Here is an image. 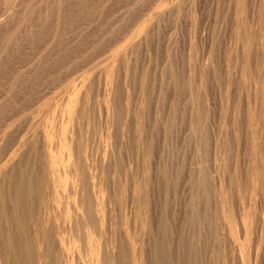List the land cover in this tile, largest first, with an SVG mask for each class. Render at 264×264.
<instances>
[{"label": "rangeland", "instance_id": "1", "mask_svg": "<svg viewBox=\"0 0 264 264\" xmlns=\"http://www.w3.org/2000/svg\"><path fill=\"white\" fill-rule=\"evenodd\" d=\"M104 1V2H103ZM103 1H100L102 4H101V6L102 7H100L101 9H103L104 10V13H103V11H102V17L104 16V15H106L105 16V18L103 17V18H101L99 21H100V23L98 22V18L96 19L97 20V22L99 23H96V21H95V19H93L94 17L93 16H96V15H93L92 16V14H96V12H97V15L99 14V12L98 11H100L101 12V10H100V8L96 5V3H100V2H95V1H91L90 3H89V5H91V6H89V5H87L89 8H88V10L89 9H91L90 10V12L88 11L87 13H92V14H90L91 15V20H90V16H89V14H87L86 13V15H88V18H87V16H86V18L84 19L86 22H87V20H90L91 22H89L88 21V23H85V25H83V24H78V23H76V22H83V21H81L80 19V17H77V18H79L78 20H77V18H76V20H75V25H77L76 27H75V25L73 24V27H75V28H73L72 27V24H71V22H74V20L72 21V19H74L76 16H73L74 18H72V19H70V24L68 23L67 25L68 26H66L67 28H65V29H68L67 31H63V33L64 34H66V35H64L63 33H61V34H63L62 36H61V34H60V36H61V38H59L60 36L59 35H57L58 36V38L59 39H57V41H56V38L54 37L53 39H51L50 41H48V39H46V40H44V38H42L41 39V41H43V42H41V41H39V43H40V47L38 46V44H37V46L36 47H38L37 49H40L41 48V46H45V45H48V47H45V48H43L42 50H43V52H42V50L40 51V55L39 54H37L38 52H39V50H37L36 48L34 49L35 51H36V53H35V56L34 57H32L31 58V60H29L30 58V56H32V55H29V57L27 56V55H25L27 52H24L25 54H23V53H21V55L22 56H20L22 59H23V61H20L19 62V65H18V67H20V68H18V70L20 69V72L21 71H23V70H25V71H23L25 74H23V75H28V74H32L33 72H31V70L35 67V65H37L38 63H39V61H37L36 62V60L38 59V60H40L41 58H40V56H42L43 55V57L45 58L44 60H43V58H42V60H40L41 61V67L43 68V66H44V69H48V68H51V70L50 69H48L49 71H48V73H50V74H48L47 72H46V70L45 71H41V72H43V75H42V73H39V74H41V75H39L38 73V75L36 74H33V76L34 77H30V76H26V77H30V79H32V80H30L29 78H26L25 76V78L26 79H29L28 81H30L29 83H33V81H34V83L32 84H26L25 82H27L28 83V81H26V79L22 76H20V77H18V78H20V79H18V80H16V81H19V82H15V84L17 83V85L19 84V83H21V88L19 87H17V85H15L14 83H12V85H11V83H10V81L8 82V80H6L8 83H9V86H8V83L6 82V81H2V80H0V92H2L1 90H3L4 91V89L3 88H5L6 89V91H4L6 94H4V92H2V93H0V103H2V100L3 101H8V102H10L9 104H7L8 102H6V103H2L3 105H5V107L7 106V105H9V107L6 109L5 107V110H4V108H1L0 107V109L3 111H5V113H4V111H3V113L4 114H2V111L0 112L1 114H0V136L1 135H3L4 133H5V131L8 133H6V135H9V136H1L0 137V143H2L1 145H0V155H1V152H2V155H1V157H3V161L4 160H6L7 161V158H8V155H10L12 152H13V150L15 149V146H18V143H19V139H21L23 136L24 137H27V136H30V135H32L33 133L34 134H36V135H38L40 138H39V142L37 143V145H36V150L32 153L31 151H29V148L27 149L28 150V154H32V156L31 155H27V153H26V151L25 150H23L22 152L23 153H21V154H23L24 155V158H25V153H26V158H25V161H27V162H25V161H23L24 162V164H25V166L26 167H24V165L22 166L21 165V161L22 160H24V158L22 157V156H20V157H22L21 159H20V157H19V159L21 160H19L18 161V163H17V160H18V156H16L15 158H11V159H8V161L6 162L7 163V167H6V169L8 168V173H10V171L13 169L12 167H14V171H16V173L18 172V168L21 166V167H23L24 169H22L21 167L19 168V172L18 173H22L21 175L19 174H16L13 170V172L14 173H12V178H11V180L14 182V180H15V182H17V184H19L20 182V185H22V188L21 189H23L24 188V186H23V184L25 185V187L27 186V183H28V179H26V178H28V174H30V172H31V170L30 169H34V170H38V168H39V162H40V165H42L43 163H42V155L40 156V154H42V151L40 150V149H42V144H43V128H45L46 126L45 125H47V124H49L50 125V121H51V119L53 118V120H52V123H55V119H58L57 117H59L60 115H58V113L60 114V109L62 108V106H63V103H65L66 101H67V99H69V94H71V92H70V90H68V83L69 82H71V81H73L72 83H73V86L74 85H76L75 86V91L76 92H78L79 94L77 95V94H75L76 92H74V94L72 95L71 94V97H73V98H75L74 96L76 95V97H78V99H80V101L82 100L83 101V99H85L86 100V98H87V101L89 102L90 101V103H89V110L87 109V111H86V114L83 116L84 118H81L80 119V121H82L81 123H80V121H79V123L76 121L75 122V127H76V131L77 132H80V134H82V136H83V138H82V142L83 143H81L82 145H81V150H82V148L85 146V148H83V150H82V153H84V151H87V152H85L87 155H88V157H90V158H88V161H89V163H90V165L94 168H92V170L94 171V170H96L95 169V166H97L98 164L100 165L101 164V161H103L102 162V164L104 163V161L106 160L105 159V155H106V158H107V160H108V158L110 157V156H108V155H111V151L112 150H110V149H112L111 147H113V150L114 151H116L115 153H119L118 151H120V153L124 156V159H127L125 162H126V164L127 165H131L133 168H132V170L131 171H134L133 172V174H131V175H133V177L132 176H130V174H129V176L131 177H127L126 179L129 181H127V180H124V178H123V181L122 180H120L121 182L120 183H118V181H115V182H117V184H116V187H115V190H116V192H117V195H116V198H115V195H113L114 196V198H113V196H112V194H114L112 191H113V188H111V187H114V186H112L113 185V179H116V178H114L113 177V175L111 174V172H113L114 170L116 171H119V170H121V172H123V168H124V166H123V164L122 163H120L119 162V164H118V166H119V168L118 169H116V166H114L113 168L111 167V166H113V165H106V171L107 170H111L110 172L109 171H107L106 173H105V177L104 176H102V180H101V177H97V178H95V180H97L98 179V181H95V182H97L98 183V185L103 189V188H105L106 189V192H111V194L109 193V196L110 197H112L111 199H110V197H109V200H111V201H108V203L110 204H107V210H108V214H110V215H108V217L107 218H109V216L110 217H112L111 219L109 218V222L113 225H115L116 226V229H119V228H121L120 230H122L124 227L123 226H125V224L127 223V225L125 226V228L126 227H128L129 225L131 226H129V230L131 231V233H130V231H129V233L131 234H129L130 236H132V237H134L135 239H138V238H140V237H137L136 235H135V233H134V229H135V227H132V225L134 226L135 224H138V223H140L141 224V221L143 220V222H145V218L147 217V216H151L150 218H152V223L155 221V222H158V226H160V227H157L156 225H155V222H154V230H156V235H155V231H154V235H155V239L154 240H156V243H157V245L159 246V244L160 243H163V241H164V239L166 238L165 236H167V239H165V241H164V243L167 241L168 242V240H169V243L173 240V242L174 243H176V244H178L179 242V244L178 245H176V246H178V247H176L175 245H174V243L173 242H171L168 246H170V245H173L172 247L170 246V250H171V252L169 251V248H166V249H168V251L166 250V249H164L165 251H167V257H171V259H174L175 260V258L174 257H176V256H178L179 255V253H180V255H179V258L177 259L176 258V260H179V262H180V264H190L189 262L190 261H193V262H195L196 261V264L198 263V264H214V263H216V261L217 260H219V257L217 256L218 255V249H217V247L221 244V250L222 251H226L225 253H226V255L227 256H225L226 258H224V259H226V260H228V261H226V260H222L223 258H221L220 257V259L223 261H221V260H219L218 262H217V264H221V262L222 263H227V264H232V258L230 259V257L232 256V254L229 252V251H231V248H233V247H235L234 246V242L232 241V240H230V232H228V230L226 229V227L228 228V226H226L227 224L226 223H228V222H226V221H228V217H226V215L228 216L229 215V208H227V206L228 207H230L229 205H231L232 203V197H231V194H229L230 193V191L228 192V195H229V197H228V195H226L227 193V189L228 190H230L229 188H230V184H229V182H230V178L227 176L229 173V176L230 175H233V172L235 171V172H239L240 170H238V169H240L241 167V169H242V171H240V172H242L244 175H247V173L248 172H250V173H252V175L249 173L248 174V176H249V178H252V177H250V175L251 176H253L254 174L256 175V172L257 171H259L258 170V168H257V166H256V162H258V164L260 163V161L262 162V160L264 159V154H262L261 155V153H264V152H262V151H264V134H263V131H264V128H263V126H264V122H263V116H264V109H263V111H262V109L261 108H264V103H262V102H264V98L262 99V95H263V97H264V94H262L261 93V91L263 92V90H264V86H263V83H264V69H262V68H264L263 66L264 65H262V64H264L263 62V59H264V34L262 35V33H264V15H263V12H264V8H262V6L264 7V4H262V3H264L263 1L264 0H253V1H251V0H232V1H234V4H233V2L231 1V0H189V2H187L188 0H182V1H184V3L182 2V4H181V6H180V8H181V10H180V12H178V14H180V15H178L175 11L173 12V13H169V14H171V15H169V17H168V12H167V10H165V9H161V7H160V4L162 3V2H166L165 0H155V2H154V0H111V2H108V1H110V0H106V2H105V0H103ZM162 1V2H161ZM194 1V2H193ZM226 1V2H225ZM236 1V2H235ZM249 1V2H248ZM262 1V2H261ZM135 2H137V3H135ZM238 2V3H237ZM241 2H242V4H241ZM251 2V3H250ZM252 2H253V4H252ZM256 3V5H254L255 3ZM93 3H95V4H93ZM105 3V4H104ZM116 3V4H115ZM152 3V4H151ZM225 3V4H224ZM240 3V5L238 6V4ZM243 3L245 4L244 6H242L243 5ZM248 3V4H247ZM260 3V4H259ZM104 4V5H103ZM152 6H151V5ZM189 4V5H188ZM249 4H251V5H249ZM93 5L95 6V7H93ZM100 5V4H99ZM106 5V6H105ZM139 6V8H138V6ZM195 5V6H194ZM228 5V6H227ZM237 5V6H236ZM248 5V6H247ZM254 5V6H253ZM262 5V6H261ZM103 6H105V8L103 7ZM108 6V7H107ZM236 6V7H235ZM245 6H246V9L247 10H242V8L244 9L245 8ZM253 6V7H252ZM91 7V8H90ZM126 7V8H125ZM136 7V8H135ZM240 7V8H239ZM251 7V9H249ZM257 7V8H256ZM92 8H94V9H92ZM99 8V9H98ZM138 8V9H137ZM160 8V9H159ZM237 8V9H236ZM262 8V9H261ZM95 9H98V11L96 10V11H93V10H95ZM116 9V10H115ZM120 9V10H119ZM237 11L236 12V15H235V12H233V11H235V10ZM250 11H249V10ZM254 9V10H253ZM133 10V11H132ZM141 10V11H140ZM158 10V11H157ZM159 10H161L160 12H159ZM192 10V11H191ZM233 10V11H232ZM93 11V12H92ZM111 11V12H110ZM136 11V12H135ZM183 11V12H182ZM240 11V12H239ZM243 11V12H242ZM95 12V13H94ZM106 12V13H105ZM155 12V13H154ZM162 12V13H161ZM191 12V13H190ZM229 12V13H228ZM254 12V13H253ZM117 13V14H116ZM158 13V14H157ZM242 13V15H240V14ZM246 13H248V14H246ZM260 14V17H262V19L260 20L259 18V16H257V15H259ZM112 14V15H111ZM114 14V15H113ZM122 14H124V15H122ZM139 14V15H138ZM173 14H176L177 16H179V17H177V16H175V15H173ZM228 14H230V15H228ZM245 14L247 15V16H245ZM252 14V15H251ZM257 14V15H256ZM262 14V15H261ZM119 15V16H118ZM131 15V16H130ZM157 15H159V16H157ZM244 15V16H243ZM254 15V18L252 17ZM84 16H85V14H84ZM139 16V17H138ZM175 16V17H174ZM181 16V17H180ZM237 16V17H236ZM116 17V18H115ZM140 17H142L141 19H140ZM162 17V18H161ZM176 17H177V21H176ZM234 17V18H233ZM242 17H243V19H242ZM252 17V18H251ZM96 18V17H95ZM120 18L122 19H125V20H123L122 19V23H120L121 22V20H120ZM139 18V19H138ZM170 18V19H172V20H168V19ZM175 18V19H174ZM191 18V19H190ZM236 18H238L237 20H236V22H235V19ZM248 18V19H247ZM255 18H256V20H255ZM102 19L104 20H106L107 22H106V25H107V27L105 28V24L104 25H102L101 23H103V22H101L102 21ZM130 19V20H129ZM151 21H154V22H152L151 24H149V26H148V21H149V23H150V20ZM163 19H164V21H163ZM181 19V20H180ZM233 19H234V21H233ZM240 19H242V20H240ZM245 19H246V21H245ZM250 19V20H249ZM93 20V21H92ZM105 20H104V23H105ZM110 20H112V21H110ZM119 20V21H118ZM141 20V21H140ZM145 20V21H144ZM157 20V21H156ZM159 20H160V22L161 21H163V22H159ZM174 20V21H173ZM251 20H253V22H251ZM258 20V21H257ZM84 21V22H85ZM125 23H124V22ZM132 21V22H131ZM176 21V22H175ZM231 21V22H230ZM239 21V22H238ZM241 21L243 22V23H241ZM258 23H257V22ZM93 22H95V23H93ZM115 22H117V26H119L120 25V27H117L118 29H116V25L114 24ZM137 22V23H136ZM158 22V23H157ZM165 22V23H164ZM245 22H246V24H245ZM90 23V24H89ZM92 23V24H91ZM113 23V24H112ZM131 23V24H130ZM146 23H147V25H146ZM185 23V24H184ZM230 23V24H229ZM236 23V24H235ZM239 23V24H238ZM253 23V24H252ZM87 24H89L88 26H90L89 27V29H88V27H83V26H87ZM98 24V25H97ZM100 24H101V27L102 28H100ZM136 24V25H135ZM144 24V25H143ZM156 25V27H153V25ZM158 24H160V25H158ZM232 24V25H231ZM235 24V25H234ZM69 25H71V29H73V30H71L70 28H69ZM93 25H95V26H98V27H96L97 29L99 28V30H100V32H99V30H98V36H99V33H100V35H103V36H101L102 38L103 37H105V35L104 34H102L101 33V31L102 32H104V33H106V31H107V29H109L108 30V34L106 33V36L107 37H105V39L103 38V41H102V39H101V37L99 38L98 36H97V30H96V33H95V27L93 26ZM111 25H113V27L115 26V31L114 32H112V34H111V30L110 29H112L111 28ZM144 26L145 28H147V31H146V29H144V33L142 34L143 36L144 35H146V42H144L145 41V36H144V38H143V36H141V35H138L137 36V32H139L140 30H141V26ZM146 25V26H145ZM154 25V26H155ZM163 25V26H162ZM228 25V26H227ZM244 25V26H243ZM249 25H251V27L249 26ZM253 25V26H252ZM255 25H257L255 28H254V26ZM78 26H79V28H80V26H81V28H84L83 29V31H85L86 32V34L84 33V36H82L81 37V35H83V33H82V29L80 28V30H78L79 28H78ZM110 26V27H109ZM123 26V27H122ZM125 26V27H124ZM128 26V27H127ZM159 26H160V28H159ZM180 26V27H179ZM195 26V27H194ZM224 26V27H223ZM235 26V27H234ZM239 26V27H238ZM240 26L242 27L241 29H240ZM250 28H249V27ZM92 27H94V28H92ZM150 27H151V29H150ZM153 27V28H152ZM162 27V28H161ZM245 27H246V29H245ZM260 27L262 28V29H260ZM86 28H87V30H89V33L87 32V30H86ZM104 28V29H103ZM158 28V29H157ZM184 28V29H183ZM224 28V29H223ZM227 30H229V31H227ZM230 28V29H229ZM236 28V29H235ZM260 30H259V29ZM78 31V34L77 35H80L79 37L75 34V35H73V33H76L77 31ZM94 30V34H92V35H94V36H92L90 33H93L92 31ZM104 31H103V30ZM134 29V30H133ZM152 29H153V32H152ZM154 29H155V31H154ZM238 29H239V31H241V33L238 31ZM249 29V30H248ZM253 30L252 32H254L253 34L251 33V30ZM258 29V30H257ZM123 30V31H122ZM126 30V31H125ZM151 30V31H150ZM244 30V31H243ZM245 30H246V32H248V34H246V32H245ZM47 31V30H46ZM73 31V32H72ZM91 31V32H90ZM109 31H110V34L112 35H110L109 34ZM131 31V32H130ZM151 33V34H149V32ZM158 31V32H157ZM187 31V32H186ZM232 31V32H231ZM239 32L240 33V35H239V33H237V32ZM257 31H258V33H257ZM261 31V32H260ZM67 32V33H66ZM70 32H72V33H70ZM80 32V33H79ZM128 32V33H127ZM182 32V33H181ZM243 32V33H242ZM136 33V34H135ZM147 33V34H146ZM152 33H154V35H155V37H154V35L152 34ZM225 33V34H224ZM232 33V34H231ZM261 33V34H260ZM67 34H69V35H67ZM71 34V35H70ZM88 34L89 35H91L93 38H94V40L96 41V42H93L92 40H91V38H90V36H88ZM118 36H117V35ZM120 34V35H119ZM124 35V34H126V35H124V37L122 36V35ZM133 34V35H132ZM150 36H149V35ZM219 34V35H218ZM227 34V35H226ZM229 34V35H228ZM250 34V35H249ZM258 34V35H257ZM88 36L87 38H85V36ZM127 35L130 37H133L134 36V38H132L133 40H134V42H133V40L131 39V38H127ZM149 37H148V36ZM225 35V36H224ZM240 37H242V35H244V37H242V38H240ZM248 37H247V36ZM49 36V35H48ZM52 36H54V35H51V37ZM65 36V37H64ZM71 36V37H70ZM78 38H77V37ZM95 36L96 37H98V40L99 39H101V40H99V41H97V39H95ZM111 36V37H110ZM139 38V41H140V38L142 39H144L143 40V42H142V40L140 41V43H138L139 41H138V38ZM141 36V37H140ZM153 36V38H151ZM212 36H214V37H212ZM224 36V37H223ZM228 36V37H227ZM239 38H238V37ZM258 36H260V38L258 37ZM262 36H263V38H262ZM67 37L69 38L70 37V40H67ZM74 37H76L77 39H75V40H73L74 39ZM82 39H81V38ZM114 37V39H112ZM119 39H118V38ZM123 37V40L121 39ZM148 37V38H147ZM176 37V38H175ZM233 37V38H232ZM245 37H247V38H245ZM250 37V38H249ZM49 38V37H48ZM63 38H65L66 39V41L67 42H65V40L63 39ZM80 38V42L83 40V41H85L86 39H88V38H90V39H88L89 41H87L86 40V42H81V43H83V44H78V42H79V39ZM85 38V39H84ZM108 38V39H107ZM126 38H127V43L126 44H128L127 46H126V44H124L125 43V40H126ZM136 38V39H135ZM151 38V39H150ZM218 38V39H217ZM220 38V39H219ZM223 38V39H222ZM235 38V39H234ZM245 38V39H244ZM252 38V39H251ZM50 39V38H49ZM60 39H63L64 40V42H63V40H60ZM125 39V40H124ZM173 39V40H172ZM176 39V40H175ZM222 39V40H221ZM228 41H227V40ZM237 39H239L238 41H237ZM249 39V41H247ZM257 39V40H259V41H255V40ZM262 39V40H261ZM61 42H60V41ZM76 40H78V42H76ZM93 42H91V41ZM105 40H107V41H105ZM131 40L133 43H131V42H129V41ZM136 40V41H135ZM148 40H150V43L148 42ZM171 40V41H170ZM174 40H175V42H174ZM185 40H187V41H185ZM234 40V41H233ZM252 40V41H251ZM254 40V41H253ZM48 41V42H47ZM54 41L55 42H57V44L56 43H54ZM72 41H74V44H75V42L77 43V44H75V45H78V46H81V47H84L85 45L88 47V45H94V46H91V47H84V48H81V49H79L77 46H75V45H72L70 42H72ZM111 41V42H110ZM118 41V42H117ZM119 41H120V43H121V41H123L121 44H119ZM180 41V42H179ZM221 41V42H220ZM225 41V42H224ZM244 41H246V42H244ZM49 43V44H47V43ZM61 44H60V43ZM79 42V43H80ZM88 42V43H87ZM100 43L101 45H97V43ZM110 42V43H109ZM112 42H114V43H112ZM170 42V43H169ZM183 42H185V44L183 43ZM192 42V43H191ZM219 42V43H218ZM223 42V43H222ZM237 42H239V44L237 43ZM244 42V43H243ZM251 42H253V45H251L252 43ZM258 42H259V44H258ZM261 42V43H260ZM43 43H46V44H43ZM54 43V44H53ZM71 44V45H68V44ZM73 43V42H72ZM86 43V44H85ZM90 43V44H89ZM103 43V44H102ZM108 43H109V45H111L110 46V48H109V46H108ZM144 43H146V44H143ZM149 44V47H146V46H148V44ZM163 43V44H162ZM171 43H172V45H171ZM181 43V44H180ZM243 43L244 44V46H245V48H244V46H243V44L241 45V44ZM251 43V44H250ZM254 43H257L255 46H254ZM95 44L97 45V47H95ZM112 44H114L115 45V47L114 48H112L113 46H112ZM135 44V45H134ZM139 44V45H138ZM141 44V45H140ZM235 44V45H234ZM246 44V45H245ZM51 45H53V47H51ZM55 45L57 46L58 45V47H61V49L62 50H60V48L57 50L56 48H55ZM61 45V46H60ZM63 45H65V46H63ZM68 45V47H66ZM125 45V46H124ZM130 45V46H129ZM142 45H143V47H142ZM182 45V46H181ZM210 47H209V46ZM216 45V46H215ZM229 45V46H228ZM259 45H261V46H259ZM70 46V47H69ZM73 46H75V47H77L76 49H75V47H74V49H70L69 50V48H72ZM107 46H108V48H107ZM119 46H123V48H122V50H125V47L127 48L128 46H129V49L130 50H132L133 51V48H137L135 51H136V54H135V51L134 52H132V51H130V50H128V48L125 50V53H126V57H124V55L123 54H117L115 57H117L118 55H120V56H118L117 57V59L115 58V60H117V61H115L114 59V67H115V69L117 70L118 69V67L120 68V69H122L121 71H118V70H120V69H118L117 71H116V77L117 76H119V73L118 72H120V74L121 75H123V76H119L120 78H116V82H117V84L119 85L120 84V86H117V84L114 82V85L116 84V86H114V88H116L117 90L115 91V93H116V99H118V103L117 104H119L118 105V108H119V110L122 112L121 113V116L123 117V118H121L120 117V119L118 120V123H119V126H117L116 128H114V129H116L117 131H115L114 132V130H113V135H114V138L112 137V138H110V136L109 135H107V137H106V134H107V129H106V126H105V119L107 118V112H106V108H105V105H103V96H104V88H105V85L103 84L104 82H105V77H106V73H105V71L108 69V63H110L109 61H111L110 59L108 60V58H111V55H109V54H107V52H111L112 53V51H111V49L113 50V49H117V47L119 48ZM134 46V47H133ZM151 46V47H150ZM191 46V47H190ZM252 46V47H251ZM263 46V47H262ZM50 47H51V50H50ZM66 49H68L67 51H69V53L68 54H72L73 56H76L75 58H76V60H75V58H72L71 56V54H70V56H69V58H68V56L66 55L67 54V51L65 50V48ZM93 47V49L91 50L90 48H92ZM131 47H133L132 49H131ZM142 49L143 48V52H142V50L140 49V48ZM145 47V48H144ZM202 47V48H201ZM217 47H220V48H217ZM238 47V48H237ZM247 47H248V49H247ZM55 48V49H54ZM63 48H64V51H66V52H64L65 53V55H63L62 53L60 54V52L61 51H63ZM87 48V49H86ZM104 48V49H103ZM146 48H147V50H146ZM149 48V49H148ZM179 48V49H178ZM184 48V49H183ZM187 48V49H186ZM213 48H214V50H213ZM216 48V49H215ZM233 48H236V49H233ZM241 48V49H240ZM244 48V49H243ZM252 48V49H251ZM254 48H257V49H255L256 51H258V53L256 54V52L254 51L253 52V49ZM261 48H262V50H261ZM45 49H46V51H45ZM48 49L51 51V52H55V50H56V52L57 51H60V52H57V53H55V54H58L59 53V55H62V56H66V58L68 59V61L67 62H69V60H71L72 61V59H74V62L75 63H73V61H72V63H71V61L69 62V65L71 66V68H72V70H70L71 68L69 67V68H66V67H68V64H67V62L66 61H64V57H62V56H57L56 55V57H55V54H52V53H50V51H48ZM53 49H54V51H53ZM78 49V51L79 50H81V52H83V54H85V56L83 55H81V53H80V51H79V53H78V51H76ZM84 49H86L85 51H87L88 50V52L89 53H87V52H85L84 53V51H82V50H84ZM102 49H103V52H102ZM106 49H108V50H106ZM120 49V48H119ZM209 49V50H208ZM211 49V50H210ZM219 49V50H218ZM220 49H221V51H220ZM231 49V50H230ZM250 49V50H249ZM138 50H140V52L141 53H139V52H137ZM181 50V51H180ZM217 50V51H216ZM228 50V51H227ZM243 50V51H242ZM252 50V51H251ZM260 50H261V52H260ZM38 51V52H37ZM45 51V52H44ZM101 51V52H100ZM130 51V52H129ZM149 53V54H147V52ZM184 51V52H183ZM211 51V52H210ZM214 51V52H213ZM244 51H246V52H244ZM249 51H251L250 52V54L248 53ZM47 52V53H46ZM73 52V53H72ZM77 52L79 55H74L75 53ZM109 52V53H110ZM146 54H145V53ZM181 52V53H180ZM183 52V53H182ZM216 52H217V55H216ZM237 52H239V53H237ZM242 52V53H241ZM254 54H253V53ZM105 53V54H104ZM110 53V54H111ZM128 53H131L132 55H133V58H132V56H131V54H128ZM188 53V54H187ZM201 53V54H200ZM209 53V54H208ZM223 53V54H222ZM245 55H244V54ZM263 55H262V54ZM46 54H47V57H48V55H49V57H50V54H51V60H53L54 61V63H53V61H51L52 63H50V64H48V66H45V65H47V63H48V61H50V58L48 57H46ZM87 54V55H86ZM95 56H94V55ZM101 55V56H99L98 57V55ZM104 54V55H103ZM141 54H143V55H141ZM169 54V55H168ZM171 54V55H170ZM179 54L181 55V56H179ZM208 54V55H207ZM225 54V55H224ZM234 54H237V56L236 55H234ZM240 54V55H239ZM251 54L255 57V58H257L258 57V59H255V58H253L252 56H251ZM36 55H37V57H36ZM54 55V56H53ZM103 55V56H102ZM144 55H146V56H144ZM152 55V56H151ZM173 55V56H172ZM178 55V56H177ZM196 55V56H195ZM204 55V56H203ZM208 56V60H207V58L205 57V56ZM210 55V56H209ZM242 55H243V57H242ZM262 55V56H261ZM24 56H26L25 58H24ZM53 56V57H52ZM78 56L80 57V58H82L80 61H79V59H78ZM90 56H92L91 58H90ZM105 56V57H104ZM128 56H130V57H128ZM136 56H139L140 58H141V56H142V59H135V58H139V57H136ZM151 56V57H150ZM176 56V57H175ZM230 56V57H229ZM234 56H235V58H234ZM241 56V57H240ZM249 56V57H248ZM251 56V57H250ZM37 59H36V58ZM57 59L58 57H61L60 59H62V61L65 63L64 65H66L67 64V66H64L66 69H67V71L62 67L63 65V62L62 61H60V59L58 60V61H55L54 59L55 58ZM128 57V58H127ZM146 57H148V58H146ZM165 57V58H164ZM192 57V58H191ZM228 57V58H227ZM245 57H247V59L245 58ZM261 57H263V59L261 58ZM36 60H35V59ZM65 58V59H66ZM84 58V59H83ZM94 58V59H93ZM103 58V59H102ZM124 58H125V60H124ZM173 58V59H172ZM190 58V59H189ZM208 62V63H206L205 62V60ZM211 58V59H210ZM237 58V59H236ZM241 58H244L245 59V61H243L244 59H241ZM251 58V59H250ZM47 59V60H46ZM77 59H78V61H77ZM92 60V65H90L91 64V60ZM96 59V60H95ZM101 59V60H100ZM106 59V60H105ZM119 59V60H118ZM128 59H130L129 61H128ZM136 61H135V60ZM146 61H145V60ZM166 59V60H165ZM187 59V60H186ZM215 59V60H214ZM217 59V60H216ZM226 59V60H225ZM234 59H235V61H234ZM249 59V60H248ZM25 60V61H24ZM33 60H35V61H33ZM46 60V61H45ZM85 60V61H84ZM99 60V61H98ZM171 60V61H170ZM186 60V61H185ZM188 60H190L189 62L190 63H188ZM195 60V61H194ZM228 60V61H227ZM241 60H242V62H241ZM250 60H253L252 61V63H253V65H252V63H251V61ZM262 60V61H261ZM26 61H30L29 63H26L25 64V62ZM31 61H33V63L31 62ZM81 61H84V62H81ZM87 61V62H86ZM90 61V63H88ZM106 61H108V62H106ZM122 61H123V63H122ZM141 61V62H140ZM142 61L144 62V65L142 64ZM159 61V62H158ZM167 61V62H166ZM175 61V62H174ZM185 61V62H184ZM202 61H204V62H202ZM210 61V62H209ZM213 61V63H211ZM248 61V62H247ZM257 61V62H256ZM260 61L262 62L261 63V65H260ZM21 62H23V63H21ZM43 62H45V65H44V63ZM47 62V63H46ZM56 62H58L59 64H60V66L58 67L57 66V68H61V69H57L55 66L56 65H58V63L56 64ZM60 62H62V64L60 63ZM77 62V63H76ZM116 62V63H115ZM119 62H121V65L119 64ZM129 62H130V65H129ZM135 62H138V63H140V65L137 63V64H135ZM166 62V63H165ZM184 62V63H183ZM193 62V63H192ZM218 62V63H217ZM248 64H247V63ZM259 62V63H258ZM35 63V64H34ZM37 63V64H36ZM97 63V64H96ZM102 63H103V65H106V66H104V67H102L101 68V65H102ZM106 63V64H105ZM157 63H158V65H157ZM165 63V64H164ZM173 63V64H172ZM200 63V64H199ZM205 65L206 64V68H204L205 66L203 65V64ZM236 64V63H238L239 65H235V71H234V64ZM242 63V64H241ZM249 63H251L250 64V66H251V71H252V73H250L251 71H250V69H248V68H250V66H249ZM22 64H25V68L22 66ZM54 64V65H53ZM80 64V65H79ZM93 64H94V66H93ZM98 65V67L96 66V65ZM115 64H119L118 66H116ZM126 64H128L129 66H131V69H128V71L129 70H131L130 72H128V75L126 74V70H125V68H124V66H126ZM148 64H149V66H148ZM168 64V65H167ZM178 64V65H177ZM186 64V65H185ZM191 64V65H190ZM212 64V65H211ZM215 64V65H214ZM229 64V65H228ZM244 64H245V66H246V68H247V74L245 73L246 72V69H245V66H244ZM255 64H256V66H255ZM257 64H259V66L257 65ZM21 65V66H20ZM29 65H31V66H29ZM34 65V66H33ZM49 65H50V67H49ZM52 65H53V67H52ZM73 65H75V67L73 66ZM83 65H85V66H83ZM89 65V66H88ZM102 65V66H103ZM124 65V66H123ZM139 65V66H138ZM147 65V66H146ZM167 66V68H169V69H167L166 71L167 72H165V69H166V66ZM188 65L190 66V67H192V68H189L188 67ZM195 65V66H194ZM221 65H223V66H221ZM226 65H228V66H226ZM231 65V66H230ZM240 65H241V67H240ZM31 67L32 69L29 71V72H27L28 70H29V68L28 67ZM90 66H93V67H90ZM128 66V68H130ZM135 66H136V68H135ZM143 68H142V67ZM233 66V67H232ZM236 66H239V67H237V69L238 70H236ZM244 66V68H243V71H242V67ZM248 66V67H247ZM252 66H253V68H252ZM260 66H261V68H260ZM27 67V68H26ZM40 67V68H41ZM81 67V68H80ZM82 67H83V70H82ZM86 67V68H85ZM88 67V68H87ZM95 67H97L98 69H103V70H99V72H100V74H99V72H97L96 73V71L98 70L97 68L95 69ZM173 68V70H174V72H175V74H176V78H177V86H176V88L177 89H173L172 87L173 86H170V84L172 83V78H171V72L173 71L172 70V68ZM194 67H196V69L194 68ZM202 67V68H201ZM210 67V68H209ZM221 67H222V69H221ZM257 67H259V70H258V68ZM53 68H55V69H57L56 70V73L54 72L55 70L53 69ZM73 68H75V70H73ZM134 70H133V69ZM140 68V69H139ZM142 68V69H141ZM145 68H147V69H149V71L147 72V71H145V70H147V69H145ZM163 68H165L164 70H163ZM209 68V69H208ZM216 68V69H215ZM225 68V69H224ZM257 70H256V69ZM44 69H41V70H44ZM70 71H74L72 74L74 75L75 73V75H77V76H75V78H74V76L71 74L70 76H68V77H66V75H67V72H70ZM80 69V70H79ZM86 69V70H85ZM123 69H124V71H123ZM145 69V70H144ZM157 69V70H156ZM184 69H186V70H184ZM191 69V70H190ZM202 71H201V70ZM206 69V70H205ZM220 69V70H219ZM229 69H233L232 70V72L233 73H231V70H229ZM64 70V71H63ZM138 70V71H137ZM140 70V71H139ZM143 70V71H142ZM169 70H171V71H169ZM177 70V71H176ZM189 72H188V71ZM210 70V71H209ZM212 70V71H211ZM222 70V71H221ZM50 71H52V72H50ZM61 73H60V72ZM66 71V72H65ZM90 71V72H89ZM95 71V72H94ZM103 73H102V72ZM133 71V72H132ZM137 71V72H136ZM157 71V72H156ZM159 71V72H158ZM191 71L193 72L192 74H191ZM199 71H200V73L201 74H199ZM227 71V72H226ZM249 71V72H248ZM259 71V72H258ZM261 71V72H260ZM262 71H263V74H262ZM40 72V71H39ZM64 72V73H63ZM81 72V73H80ZM87 72V75L89 76V75H92V72H93V79L91 78L90 79V77L91 76H89V78H88V76H86V75H84V73H86ZM123 72H125V73H122ZM142 72H145V73H147L146 74V76H150V77H148V78H146V81L144 82V90H145V92H144V94H146L147 93V108H146V110H145V112L143 113V116H142V112H141V114H137V112H136V114L137 115H141V116H137L136 114H135V116H136V122H138L137 123V125H138V128L137 127H135V129L134 128H132V129H129V128H126V126H127V124H126V118H125V116H123L125 113V109H126V97H127V93L128 92H126L125 93V89L127 90V88H125L126 87V84H127V86H131L132 84L131 83H134L135 85H137V84H139V80L137 81V83H135L136 82V80L137 79H139L140 78V75H141V73ZM149 72H151V73H149ZM162 72V73H161ZM186 72V73H185ZM218 72H219V74H218ZM230 74H229V73ZM238 72V73H237ZM244 72V73H243ZM255 72V73H254ZM28 73V74H27ZM55 73V74H54ZM83 73V74H82ZM89 73V74H88ZM95 73V74H94ZM178 73V74H177ZM189 73V74H188ZM196 73H198V74H196ZM227 73V74H226ZM236 73H237V75H236ZM244 75H246V78L244 77L243 78V74ZM258 73V74H257ZM46 74V75H45ZM51 74H54V75H52L51 76ZM57 74V75H56ZM59 74V75H58ZM66 74V75H65ZM68 74H70V73H68ZM79 74V75H78ZM81 74V75H80ZM118 74V75H117ZM134 74V75H133ZM138 74V75H137ZM167 74H169V75H167ZM182 74V75H181ZM193 74H195L194 76H193ZM221 74V75H220ZM229 74V75H228ZM253 74H256V75H254V76H252ZM61 75V76H60ZM82 75H84L83 77L84 78H82L81 76ZM98 75V76H97ZM100 75V76H99ZM102 75V76H101ZM125 75H127L126 77H125ZM201 75V76H200ZM214 75V76H213ZM232 75V76H231ZM250 77H249V76ZM257 75H259L258 77H257ZM1 76V75H0ZM32 76V75H31ZM36 76H38V78L36 77ZM41 76V77H40ZM50 76V77H49ZM59 76V77H58ZM81 77V78H79V77ZM105 76V77H104ZM134 76H136V77H138V78H136V77H134ZM187 76H189V77H191V87H192V89L191 88H188L187 86H186V82H185V80H186V78H189V77H187ZM200 76V77H199ZM225 76V77H224ZM235 76V77H234ZM261 76H263L261 79H260V77ZM3 76H1V78H2ZM36 77V78H35ZM52 77H54V78H52ZM70 77V78H69ZM71 77H73V79L71 78ZM88 78V79H86V81L87 82H84L85 81V78ZM102 77V78H101ZM130 77V78H129ZM163 77V78H162ZM169 79H168V78ZM181 77H182V79H181ZM185 77V78H184ZM197 79H195V78ZM219 77V78H218ZM230 77V78H229ZM233 79H232V78ZM247 77H248V79H247ZM253 77L255 78V80L253 79ZM5 78V77H4ZM33 78H35L34 80H33ZM79 78V79H78ZM96 78V79H95ZM99 78L101 79V80H99ZM121 78H122V80H121ZM123 78H125V80H123ZM129 78V80H127ZM133 78V79H132ZM183 78H184V80H183ZM205 78H206V80H205ZM227 78H228V80H227ZM236 78V79H235ZM242 78H243V80H242ZM3 79V78H2ZM22 79V80H21ZM25 79V82L23 81ZM47 79V80H46ZM60 79H61V81H60ZM67 79V81L65 82V80ZM81 79H82V81H81ZM83 79H84V81H83ZM94 79H95V81H94ZM103 79V80H102ZM150 79V81H147V80H149ZM166 79L167 80H171V83L169 82V81H167L166 82ZM195 79V80H194ZM218 79V80H217ZM230 79H231V81H230ZM241 79V80H240ZM3 80H5V79H3ZM56 80V81H55ZM60 82H59V81ZM64 81V83H63V81ZM70 80V81H69ZM76 80H77V84H79V85H77V84H75V82H76ZM80 80V81H79ZM121 80V81H120ZM127 80V81H126ZM179 80V81H178ZM208 80V81H207ZM217 80V81H216ZM220 80V81H219ZM236 80V81H235ZM244 80H246V83L244 84ZM255 81V83H256V80H257V87H256V85L254 84V81ZM21 81V82H20ZM46 81V82H45ZM54 81H55V83H54ZM101 81V82H100ZM104 81V82H103ZM120 81V82H119ZM133 81V82H132ZM135 81V82H134ZM196 81V82H195ZM223 81V82H222ZM233 81H235V82H233ZM240 83H239V82ZM250 81V83L253 81V83L251 84V86H250V83L248 84V82ZM262 81V82H261ZM23 82L26 84V87H23V86H25V85H23ZM58 82H59V84H58ZM83 82H84V84L85 85H87L86 86V88H89V89H86L85 88V86H83V87H81V85H83ZM92 83V84H90V83ZM93 82H95V83H98L97 84V86H96V84L95 83H93ZM169 82V83H168ZM203 82V83H202ZM225 82V83H224ZM243 82V83H242ZM261 82V83H260ZM1 83H2V86H1ZM5 83H7V84H5ZM60 83H61V85H60ZM183 83V84H182ZM202 85H201V84ZM205 83V84H204ZM212 83V84H211ZM217 83V84H216ZM261 84V86H259L260 84ZM5 84V85H4ZM42 84V85H41ZM63 84V85H62ZM94 84V85H93ZM123 84V85H122ZM129 84V85H128ZM133 84V85H134ZM149 84V85H148ZM154 84V85H153ZM169 84V85H168ZM194 84V86H192ZM209 84V85H208ZM219 84V85H218ZM222 86H221V85ZM231 84V85H230ZM240 84H241V86H240ZM28 85V86H27ZM58 85V86H57ZM65 85H66V87H65ZM92 85L93 86H95L94 88L92 87ZM98 85H99V88H101V89H99L98 90ZM145 85H146V87H145ZM147 85H148V87H149V89L151 90H149L148 89V87H147ZM160 85V86H159ZM166 85V86H165ZM196 85H199V86H196ZM236 85V86H235ZM238 85V86H237ZM252 85H253V87H252ZM255 85V86H254ZM7 86V87H6ZM16 88H15V87ZM18 86H20V84L18 85ZM33 86V87H32ZM41 86H43V87H41ZM45 86V87H44ZM56 88H55V87ZM65 87V89L67 90V93H68V91H69V93L66 95V90L65 89H63L64 87ZM77 86H79V87H77ZM90 86V87H89ZM103 86H104V88H103ZM168 86H170V87H168ZM225 86V87H224ZM226 86H228V87H226ZM231 88H230V87ZM240 86V88H238ZM246 86V87H245ZM250 86V87H249ZM30 87V88H29ZM32 87V88H31ZM58 87H60V89H61V87H62V89H63V91H62V89L60 90V89H58ZM95 89L94 91L96 92V94L94 93V91H93V89ZM119 87V88H118ZM161 87V88H160ZM166 87V88H165ZM185 87H187V88H185ZM220 87V88H219ZM236 87H237V90H236ZM252 87V88H251ZM257 89H256V88ZM262 87V88H261ZM2 88V89H1ZM8 88V89H7ZM12 88H14V89H16V90H13ZM23 88H24V90H28V92H27V95H26V91H23ZM44 88V89H43ZM46 88V89H45ZM49 88V89H48ZM54 88H55V90H54ZM79 88H81V89H79ZM82 88H84L83 90H82ZM146 88V89H145ZM153 88V89H152ZM158 88V89H157ZM169 88H171V89H169ZM199 88V89H198ZM204 88V89H203ZM212 88V89H211ZM224 88H225V90H224ZM243 88V89H242ZM255 88V89H254ZM260 88V89H259ZM20 89H21V91H20ZM36 89V90H35ZM53 89V90H52ZM80 91V90H82V92L80 91H78V90ZM90 89H92V92H87L86 90H90ZM120 89V90H119ZM122 89V90H121ZM209 89V90H208ZM240 89V90H239ZM242 89V90H241ZM252 89H254V90H252ZM263 89V90H262ZM12 90V93H13V96H11V95H9V93H11L10 91ZM47 90V91H46ZM49 90V91H48ZM61 92H60V91ZM101 90V91H100ZM147 90V91H146ZM155 90V91H154ZM174 90V91H173ZM194 91L193 93H194V101H195V103H193V107H195L194 108V110H193V107H191L192 106V104L190 103L191 101H188V97H189V94H190V91ZM211 90V91H210ZM226 91L227 93H225L224 91ZM227 90H229V91H227ZM250 90V92H249V94L250 93H253V92H258V93H253V100L252 99H249L250 97H252L251 96V94L250 95H248V91ZM9 91V92H8ZM20 91V92H19ZM22 91H23V93H25V96H24V94H22ZM35 91V92H34ZM40 91V92H39ZM51 91H53V92H51ZM57 91H58V93L60 94V97L58 96V94H57ZM83 91L85 92V93H83ZM91 91V90H90ZM149 91V92H148ZM158 91V92H157ZM166 91V92H165ZM171 91V92H170ZM210 93H209V92ZM232 91V92H231ZM19 92V93H18ZM31 92V93H30ZM62 92L63 93H65L64 95H62ZM87 92V93H86ZM152 93V95H151V93ZM163 94H162V93ZM178 92V93H177ZM216 92V93H215ZM240 92H242L241 94H239ZM8 93V94H7ZM17 94V96H18V98H17V96H15L16 94ZM41 93H45V94H41ZM81 93V94H80ZM90 93H93L92 95L93 96H95L94 98H93V96L90 94ZM98 93V94H97ZM165 93V94H164ZM183 93V94H182ZM196 93V94H195ZM202 93V94H201ZM235 93V94H234ZM238 93V94H237ZM264 93V92H263ZM35 94V95H34ZM39 94H40V97H39ZM46 94H47V96H46ZM53 94V96H55L54 94H56L57 96H55V97H53V98H51V95ZM82 94H84L83 96H82V98H81V95ZM91 95V97H89L90 95ZM102 94H103V96H102ZM125 94V95H124ZM156 94V95H155ZM179 94H180V96H179ZM217 94H219V95H221V96H217ZM257 94H259L258 96H256ZM4 95H7L8 96V98H7V96H4ZM38 95V96H37ZM41 95H43V97L41 96ZM120 95V96H119ZM149 95V96H148ZM150 95H151V97H150ZM158 95V96H157ZM171 95V96H170ZM186 95V96H185ZM203 95V96H202ZM207 95V96H206ZM250 96V97H248V96ZM14 97V100L12 101L13 103H11V101H9L8 99H9V97ZM23 96H24V99H22L23 98ZM45 96V97H44ZM62 96H65V97H63L62 98ZM68 98H67V97ZM86 96V97H85ZM99 96H100V99H99ZM102 96V97H101ZM120 98H119V97ZM124 96V97H123ZM160 96V97H159ZM170 96V97H169ZM182 96H184L185 98H182ZM196 96V97H195ZM225 96V97H224ZM239 96V97H238ZM242 96V97H241ZM256 96V97H255ZM2 97V98H1ZM7 99H5V98ZM20 97H21V99H20ZM46 97H47V99H46ZM50 97V98H49ZM58 97H59V99H58ZM123 97V98H122ZM153 97V98H152ZM167 97V98H166ZM175 97V98H174ZM180 97V98H179ZM199 97V98H198ZM209 97V98H208ZM227 97V98H226ZM231 97V98H230ZM235 97V98H234ZM248 97V98H247ZM261 97V98H260ZM15 98H16V101H15ZM65 98V100L64 101H62V99H64ZM90 98H93V100L92 99H90ZM160 98V99H159ZM162 98V99H161ZM203 98H204V100H203ZM208 98V99H207ZM211 98V99H210ZM242 98V99H241ZM247 98V99H246ZM257 98H260V99H257ZM5 99V100H4ZM19 99H20V101H23V102H20L19 101ZM26 99H27V101H26ZM38 99V100H37ZM45 99V100H44ZM55 99H57L56 101H60V99H61V101L63 102V103H61V102H55ZM99 99V100H98ZM157 99H158V101H157ZM183 100V101H179V100ZM233 99H234V101H233ZM255 99H257L256 100V103H255ZM18 100V101H17ZM33 100V101H32ZM50 101V100H54V101H50L49 103L47 102V101ZM92 100V101H91ZM95 100V102L94 103H92L93 101ZM120 100V101H119ZM122 100H124V102L122 101ZM150 100V101H149ZM169 100V101H168ZM176 100V101H175ZM178 100V101H177ZM225 102H224V101ZM229 100V102H226V101H228ZM249 102H248V101ZM251 100L253 101L251 104H250V102H251ZM260 100H262V101H260L261 102V108H260V105H259V101ZM39 101V102H38ZM42 101V102H41ZM49 104V106H50V108L52 109V111H47L48 112V114L46 113V111H44V110H46V108L48 109V105H46L47 103ZM121 101H122V103H121ZM152 101V102H151ZM154 101V102H153ZM187 101V102H186ZM210 101V102H209ZM14 102H15V104L17 105V104H19V105H17V107H16V105H14ZM17 102V103H16ZM21 104H20V103ZM43 102H45V103H43ZM54 102V103H53ZM100 104V102H102L100 105L98 104V103ZM180 102V103H179ZM220 102V103H219ZM222 102V103H221ZM240 102V103H239ZM248 102V103H247ZM41 103V104H40ZM58 103V104H57ZM60 103V104H59ZM121 103V104H120ZM124 103V104H123ZM160 103V104H159ZM174 103V104H173ZM188 103H190V104H188ZM231 103V104H230ZM238 103H239V107H238ZM246 103V104H245ZM257 103H258V105H259V108H257L258 107V105H257ZM11 104H12V106H11ZM35 104V105H34ZM40 104V105H39ZM43 104V105H42ZM45 104V105H44ZM57 104V109H56V105ZM61 104H62V106H61ZM100 106V108L98 109V105ZM178 104V105H177ZM183 104V107L181 106ZM185 104H186V108H185ZM198 104V105H197ZM229 106H228V105ZM22 105V106H21ZM38 105V106H37ZM94 105H97V106H94ZM180 105V106H179ZM189 105V106H188ZM206 105V106H205ZM217 105V106H216ZM222 105V106H221ZM233 105V106H232ZM248 105V106H247ZM2 106V105H1ZM40 106V107H39ZM43 106V107H42ZM45 106V107H44ZM47 106V107H46ZM58 106H61V108L59 109V111H58ZM104 108H103V107ZM226 106H228L227 108H226ZM234 106H235V108H234ZM242 106V107H241ZM255 106H257L255 109L254 108H252V107H255ZM28 107H29V109H28ZM32 107H35V108H37V109H35V108H32ZM39 107V108H38ZM96 108V110L94 109V108ZM120 107H122V108H120ZM154 107V108H153ZM162 107H164V108H162ZM218 107V108H217ZM249 107V108H248ZM251 107V108H250ZM24 108V113H22L20 116L19 115H17L16 113L19 111V110H21V109H23ZM41 108H42V110H41ZM53 108H55V111H54V109ZM179 108V109H178ZM191 108H192V111H191ZM209 110V112H208V110ZM222 108V109H221ZM233 108V109H232ZM242 108H244V109H242ZM247 108H248V110H247ZM13 109V110H12ZM18 109V110H17ZM32 109H33V111H32ZM91 109V110H90ZM94 109V110H93ZM168 109V110H167ZM220 109V110H219ZM237 109V110H236ZM252 109V111H253V113H252V111H250ZM257 109V110H256ZM259 109V110H258ZM27 110V111H26ZM30 112H29V111ZM37 110V112H35ZM57 110V111H56ZM176 110V111H175ZM181 110V111H180ZM185 110H187V111H185ZM190 110V111H189ZM228 110V111H227ZM234 110H235V112H234ZM31 111L33 112V113H31ZM39 111H40V113H39ZM54 111V112H53ZM93 111H95V112H93ZM101 111V112H100ZM166 111V112H165ZM180 111V112H179ZM243 111V112H242ZM247 111V112H246ZM254 111H255V116H256V119L254 120V118L251 116H249V115H251V113H252V115L254 116ZM257 111V112H256ZM259 111V112H258ZM51 112V115L52 116H54V117H56V118H54V117H52L49 113ZM52 112H53V114H52ZM57 112V113H56ZM97 112V113H96ZM175 112V113H174ZM185 112V113H184ZM190 112H191V114L193 115H191L190 114ZM193 112V113H192ZM221 112V113H220ZM230 112V113H229ZM248 112H251V113H249L248 114ZM263 112V113H262ZM30 113V114H29ZM35 113V114H34ZM45 113V114H44ZM92 113V114H91ZM99 113V114H98ZM124 113V114H123ZM169 113V114H168ZM184 113V114H183ZM207 113V114H206ZM232 113H233V115H235V119L234 120H232L233 119V115H232ZM235 113V114H234ZM248 115H247V114ZM257 113H258V115H257ZM260 113V114H259ZM17 115V119H15L16 118V115ZM26 116H25V115ZM27 114H29V115H27ZM39 114H40V118H38L39 117ZM43 114H44V116H43ZM90 114V116H92L90 119H89V117H88V115ZM93 114H95V115H93ZM102 114H104V115H102ZM123 114V115H122ZM156 114V115H155ZM159 114V115H158ZM1 115H3V116H1ZM34 115V116H33ZM35 115H38V117L37 116H35ZM45 115H47V116H45ZM48 115H50L49 117H48ZM56 115V116H55ZM87 115V116H86ZM102 115V116H101ZM151 115V116H150ZM232 115V116H231ZM260 115V116H259ZM262 115V116H261ZM15 116V117H14ZM25 118L26 120H24L23 118ZM100 116V117H99ZM154 116V117H153ZM161 116V117H160ZM163 116H164V118H163ZM184 116V117H183ZM190 116H192V118L190 117ZM199 116V117H198ZM243 116V117H242ZM247 116H249V117H247ZM254 116V117H255ZM11 117H13V119H10ZM18 117H20V118H18ZM45 117H46V119H45ZM51 118V119H49V123L46 121L48 118ZM86 117H88V118H86ZM99 119H98V118ZM148 117V118H147ZM226 117V118H225ZM230 117H232V119L230 118ZM261 117H263V118H261ZM29 118V119H28ZM87 120H86V119ZM97 118V119H96ZM102 118V119H101ZM199 118V119H198ZM214 118V119H213ZM222 118H224V119H222ZM237 118V119H236ZM250 118H251V120H250ZM258 118H259V122H261L263 125L261 126V127H258V126H260V123H258L256 120H258ZM261 118V119H260ZM9 119L11 120V122H9ZM28 119V120H27ZM40 119L42 120H44L45 119V121H43V122H45V123H43L42 122V125L40 124ZM83 119H84V121H83ZM89 119V120H88ZM122 119V120H121ZM142 119V120H141ZM145 119V120H144ZM205 119H206V121H205ZM248 121H247V120ZM252 119H253V123H251L250 124V122L249 121H251L252 122ZM16 120H18V121H16ZM21 120V121H20ZM31 120H33V121H31ZM96 120V121H95ZM121 120V121H120ZM221 120V121H220ZM224 122H223V121ZM232 120V121H231ZM236 120V121H235ZM243 120V121H242ZM13 121H16L17 122V125H16V122L13 124V126H15V127H13V126H11L10 127V125L13 123ZM28 122L27 123V126H26V122ZM36 121H38V122H36ZM140 121V122H139ZM228 121H230V122H232L231 124H229L228 123ZM256 121V122H255ZM31 122V124L29 125V123ZM32 122L34 123L33 125H32ZM47 122V123H46ZM84 122V124H82ZM87 122V123H86ZM123 122V123H122ZM153 122V123H152ZM228 123V124H226V123ZM235 122V123H234ZM7 123V124H6ZM21 124L20 126L22 127H20L19 126V124ZM25 123V124H24ZM76 123H77V125H76ZM218 123V124H217ZM220 123V124H219ZM238 125H237V124ZM243 123V124H242ZM246 123H248V125H247V127H246ZM4 124V125H3ZM39 124V125H38ZM102 124V125H101ZM122 124V125H121ZM126 124V125H125ZM141 124V125H140ZM209 124V125H208ZM225 124V125H224ZM251 125V127H250V125ZM255 125L256 126V129L257 130H255V129H253V127H252V125ZM256 124H259V125H256ZM6 125V126H5ZM32 125V126H31ZM39 127H42V128H40L39 130H38V126ZM43 125H44V127H43ZM88 125V126H87ZM93 125H97L96 127H93ZM140 125V126H139ZM228 125V126H227ZM233 125V126H232ZM244 125V126H243ZM37 126V127H36ZM78 126V127H77ZM81 126H83V127H81ZM84 126H85V128H84ZM122 126H124L125 127V131H124V133L126 134V132H127V134L125 135L126 137H124L125 139H124V141H127L126 142V144L127 143H129L130 141H133V142H131L130 144H127V145H125V142L124 143H121V141L119 140V139H117V138H119L120 136H121V134H122ZM212 126V127H211ZM219 126V127H218ZM225 126V127H224ZM235 126V127H234ZM249 126V127H248ZM30 127V128H29ZM71 127L73 128L74 127V125L72 126L71 125ZM74 127V128H75ZM101 127V128H100ZM104 127V128H103ZM151 127V128H150ZM166 127V128H165ZM189 127H191L190 129H188ZM221 127H222V131H221ZM232 127H234V128H232ZM238 127V128H237ZM26 128H28V129H26ZM35 128H36V130H35ZM95 130H94V129ZM141 128V129H140ZM143 128V129H142ZM147 128V129H146ZM159 128H160V130H159ZM208 128V129H207ZM242 128H243V130H242ZM253 129V134L251 135V133H252V130L251 129ZM255 128V127H254ZM260 128V129H259ZM261 128H263V129H261ZM26 129V130H25ZM30 129V130H29ZM126 129H129L128 131L126 130ZM136 129H137V131H136ZM146 129V130H145ZM155 129V130H154ZM186 129V130H185ZM218 129V130H217ZM229 129V131H226V130H228ZM236 129V130H235ZM237 129H240V130H238L237 131ZM247 129L249 130V131H247ZM259 129V130H258ZM4 130V131H3ZM8 130H10V131H8ZM20 130V131H19ZM25 130V131H24ZM28 130V131H27ZM33 130V131H32ZM81 130V131H80ZM99 130V131H98ZM141 130V131H140ZM157 130V131H156ZM191 130H192V132H194V133H192L191 132ZM233 130V131H232ZM235 130V131H234ZM260 130H262V132L260 131ZM14 131V132H13ZM17 131H19V132H17ZM28 133H27V132ZM32 131V132H31ZM39 131V132H38ZM42 133H41V132ZM94 131V132H93ZM133 131V132H132ZM136 131V132H135ZM145 131V132H144ZM147 131V132H146ZM169 131V132H168ZM189 131H190V134H189ZM207 131V132H206ZM216 131V132H215ZM219 131V132H218ZM226 131V132H225ZM237 131V132H236ZM247 131V132H246ZM251 131V132H250ZM82 132V133H81ZM85 132V134H83ZM99 132V133H98ZM143 132V133H142ZM221 132V133H220ZM224 132V133H223ZM229 132V133H228ZM234 132V134H235V132L237 133L236 135L238 136L239 135V137H236V135L234 136V134H232ZM242 132H243V134H242ZM255 132V133H254ZM18 133V134H17ZM21 133V134H20ZM26 133V134H25ZM39 133V134H38ZM91 133V134H90ZM93 133V134H92ZM101 133V134H100ZM131 133V134H130ZM132 133L134 134V135H132ZM248 133H250L249 135H248ZM259 133H260V135H262V136H260L259 135ZM24 134V135H23ZM41 134V135H40ZM87 134V135H86ZM118 134H120V135H118ZM130 134V135H129ZM183 134V135H182ZM187 134V135H186ZM192 134H193V136H192ZM196 136H195V135ZM212 134V135H211ZM215 134H217L219 137H220V134H221V137L219 138L218 136H216ZM228 134V135H227ZM230 134V135H229ZM247 134V135H246ZM254 134H256V135H254ZM12 135V136H11ZM22 135V136H21ZM89 135V137H88V139H86L87 138V136ZM116 135H118L117 137H116ZM129 135V136H128ZM185 135V136H184ZM191 135V136H190ZM205 135V136H204ZM209 135H210V137H209ZM214 135H215V137H214ZM258 135H259V138H257L258 137ZM20 138H19V137ZM104 136V137H103ZM127 136L128 137H131L132 136V138H127ZM147 136H149V137H147ZM164 136V137H163ZM202 136V137H201ZM224 136H226V137H224ZM234 136V137H233ZM248 136H249V139H248ZM253 136V137H252ZM2 137H6L7 139H3ZM11 137V138H10ZM23 137V138H24ZM86 137V138H85ZM101 137H102V139H101ZM108 137H109V140H108ZM214 137V138H213ZM233 137V138H232ZM241 137V138H240ZM246 137H247V143L245 142V140H246ZM254 137H255V139L257 140H255L254 139ZM261 137V138H260ZM10 138V139H9ZM58 138V137H57ZM57 138H55L56 140H57V145H58V149H59V147H60V149H61V147L62 146H67V142H66V140L65 139H63L62 138V136H60V140H59V138L57 139ZM62 138V139H61ZM100 138V139H99ZM190 138V139H189ZM196 138V139H195ZM199 138V139H198ZM212 138V139H211ZM216 138V139H215ZM219 138V139H218ZM222 138V139H221ZM223 138H224V140H223ZM235 138H238V140L237 139H235ZM250 138H252V140L250 139ZM14 139V140H13ZM117 139V140H116ZM120 139H121V137H120ZM132 139H135V140H132ZM136 139H138V140H136ZM169 139V140H168ZM191 139H192V141H191ZM211 139V140H210ZM214 139L216 140V142L214 141ZM226 139L229 141V143L231 144V146H230V144L228 143V141L226 142ZM235 139V140H234ZM243 139H244V141H243ZM7 140H9L8 142H6ZM41 140V141H40ZM61 140L63 141L62 143H64V140H65V143L64 144H60V142H61ZM99 140V141H98ZM106 140H108L109 142H107L106 143ZM113 140H114V144H113ZM129 140V141H128ZM219 140V141H218ZM221 140V141H220ZM223 140V141H222ZM237 140V141H236ZM252 141V143H251V141ZM2 141V142H1ZM18 141V142H17ZM58 141H60V142H58ZM88 141H89V143H88ZM101 141V142H100ZM103 141H104V143H103ZM137 143H136V142ZM205 141V142H204ZM216 143H214V142ZM233 141V142H232ZM239 141V142H238ZM243 141V142H242ZM254 141V142H253ZM261 141H262V143H261ZM10 142V143H9ZM40 142H42V144L40 143ZM93 144H92V143ZM111 142V143H110ZM193 142V143H192ZM196 142V143H195ZM219 142V143H218ZM224 142V143H223ZM226 142V143H225ZM238 142V143H237ZM248 142H250V143H248ZM256 142L257 143H259V145L257 144V146H256ZM9 143V144H8ZM40 143V144H39ZM97 143V144H96ZM103 143V144H102ZM115 143H117L118 145L119 144H122L121 145V147L122 148H115L114 149V147H116L115 145ZM136 143V144H135ZM200 143V144H199ZM227 143H228V145H227ZM235 145H234V144ZM253 143H255V144H253ZM6 144V145H5ZM83 144H84V146H83ZM87 144V145H86ZM100 144V145H99ZM110 144H112V145H110ZM133 144V145H132ZM167 144V145H166ZM207 144V145H206ZM220 144H224V145H220ZM240 144V145H239ZM249 144H251V145H249ZM107 145V146H106ZM108 145H110V146H108ZM114 145V146H113ZM131 145V146H130ZM135 145V146H134ZM136 145H139V147L138 146H136ZM219 145L221 146V147H219ZM246 145V146H245ZM249 145V146H248ZM256 146V148H257V152L255 153V151H256V149H254L255 148V146ZM10 146V147H9ZM39 146V147H38ZM104 146V147H103ZM106 146V147H105ZM134 147V149H133V147ZM215 146H217V147H215ZM223 146V147H222ZM228 146V147H227ZM238 146H240V147H238ZM253 146H254V148H253ZM262 146V147H261ZM11 147H13V148H11ZM135 147H136V149H135ZM142 147H144L145 148V150H143L142 149ZM190 147V148H189ZM206 147V148H205ZM225 147V148H224ZM231 147V148H230ZM246 147V148H245ZM247 147H248V149H247ZM260 147V148H259ZM130 148V149H129ZM134 150H132V149ZM140 150H139V149ZM198 148V149H197ZM216 148V149H215ZM218 148H221L220 150H218ZM225 150H223V149ZM239 148V149H238ZM262 148H263V150H262ZM2 149V150H1ZM5 149H6V151H5ZM62 149H65V147H63ZM85 149V150H84ZM137 149H138V151L140 152H138L137 151ZM147 149H148V153H149V151H150V153H149V155H148V153L146 154V152H147ZM226 149H228V150H226ZM247 149V150H246ZM129 150V151H128ZM220 152L221 150V152H223L222 153V155H221V153L219 154V152ZM244 150V151H243ZM250 151V153H249V151ZM251 150H254V151H251ZM259 150V151H258ZM262 150V151H261ZM129 153H131V151L132 152H134V154L133 153H131V154H133L134 156H132L131 154H129ZM135 151H137L138 153H139V155L135 152ZM195 151H198V152H195ZM231 153H230V152ZM233 151V152H232ZM246 151V152H245ZM247 151H248V153H247ZM6 152H7V154H6ZM9 152H11V153H9ZM30 152V153H29ZM38 152V153H37ZM39 152H41V153H39ZM143 152V153H142ZM152 152H154V153H152ZM157 152V153H156ZM195 152V153H194ZM211 154H210V153ZM215 152H217L218 154H219V157H218V155H217V153H215ZM228 152H229V154H228ZM253 153V155L255 154L256 156H253V155H251L252 153ZM9 153V154H8ZM97 153V154H96ZM107 153V154H106ZM127 153V154H126ZM135 153H136V155H138V156H136L135 155ZM141 153L142 154H144V156L143 155H141ZM152 153V154H151ZM243 153V154H242ZM247 154V155H244V154ZM5 154V155H4ZM20 154V155H21ZM37 156H36V155ZM93 154V155H92ZM154 154V155H153ZM157 154H158V156H157ZM195 154V155H194ZM217 156H216V155ZM7 155V156H6ZM97 155V156H96ZM125 155L128 157V158H126L125 157ZM141 155V156H140ZM152 155V156H151ZM257 155L260 157V155H261V157H260V159H259V157H257ZM131 156H132V159H131ZM144 157V159L143 158H141V157ZM147 158H146V157ZM197 156H199V157H197ZM225 156V158L223 159V157ZM248 158V159H246V157ZM249 156L254 160H251V158L249 159ZM37 157V158H36ZM40 157H41V159H40ZM93 157V158H92ZM234 157V158H233ZM239 157V158H238ZM245 157V158H244ZM28 158V159H27ZM34 158H36V162L34 161ZM93 160H92V159ZM95 158V159H94ZM101 158V159H100ZM104 158V159H103ZM137 158H138V160H137ZM145 158H146V160L147 161H145ZM179 158V159H178ZM220 158V159H219ZM13 159H14V162H13ZM100 159V160H99ZM110 159V158H109ZM131 161V160H133V162H135V163H133V165H132V161L130 162L129 160ZM227 159H228V161H227ZM258 159V160H257ZM16 160V161H15ZM30 160V161H29ZM40 160V161H39ZM42 160V161H41ZM92 160V161H91ZM135 160V161H134ZM143 160V161H142ZM159 160V161H158ZM170 160V161H169ZM193 162H192V161ZM233 160V161H232ZM244 162H243V161ZM249 160V161H248ZM13 162V164H12V162ZM140 163H138V162ZM145 161V162H144ZM216 161H218V162H216ZM221 163H220V162ZM225 161V162H224ZM238 161H239V163L240 162H242V163H238ZM247 161H248V163H249V166L251 167V169H252V167L253 166H251L250 164H252L253 162H255V164L253 163L252 165H254V168H253V170H252V172L251 171H249V170H251V169H249V166H248V163H247ZM250 161H252V162H250ZM33 162L34 163H36V166H34V164H33ZM96 164L95 166H94V163ZM127 162H129V163H127ZM137 162V163H136ZM158 162V163H157ZM225 164H224V163ZM9 163H10V165L11 166H9ZM17 163V166H18V168H16L15 166V164ZM20 163V164H19ZM42 163V164H41ZM98 163V164H97ZM142 163V164H141ZM146 165H145V164ZM219 165L218 167H220V169L217 167V164ZM224 165H223V164ZM263 163H264V160H263ZM20 166H19V165ZM137 164V165H136ZM139 164V165H138ZM153 164H155V165H153ZM159 166H158V165ZM242 164H244L243 166H242ZM257 164V165H258ZM13 165H15V166H13ZM197 165H198V168H197ZM221 165V166H220ZM226 165V166H225ZM236 165V166H235ZM239 165V166H238ZM120 166H121V168H120ZM138 169H136L135 167ZM138 166V167H137ZM139 166H142V167H139ZM228 166V167H227ZM238 166V167H237ZM245 166V167H244ZM10 167L12 168V169H10ZM29 167V168H28ZM110 169H109V168ZM144 167V168H143ZM183 167V168H182ZM233 167V168H232ZM248 167V168H247ZM15 168H16V170H15ZM28 168V169H27ZM157 168V169H156ZM222 168H224V170L222 169ZM232 168V169H231ZM235 168V169H234ZM257 168V169H256ZM10 169V170H9ZM21 169V170H20ZM26 169H27V171L29 172H27L26 173ZM112 169H113V171H112ZM137 170V172L135 171V170ZM144 169H145V171L146 170H149L148 172L146 171H144ZM201 169V170H200ZM216 169H218L217 171H216ZM223 171H222V170ZM230 170L231 172H232V174H231V172L230 171H228V170ZM244 169H246V174H245V170ZM24 170V171H23ZM151 170V171H150ZM157 170V171H156ZM200 170V171H199ZM219 170L221 171V172H224L225 174H226V171L228 172L227 174H226V179L228 180H226L225 179V174L224 173H221V175H220V172H219ZM226 170V171H225ZM238 170V171H237ZM247 170H248V172H247ZM255 170H257V171H255ZM21 171V172H20ZM97 171H98V174H99V169H97ZM139 171H140V173H139ZM144 173H143V172ZM198 171H199V173H198ZM25 172V173H24ZM150 172V173H149ZM155 172V173H154ZM200 172H202V173H200ZM209 172L211 173V174H213V175H211L210 174V177H209ZM216 172H218V173H216ZM234 172V173H235ZM255 172V173H254ZM109 173V174H108ZM118 173V172H117ZM119 173H120V171H119ZM132 173V172H131ZM137 173H138V175H137ZM142 173H143V176H144V178H143V176H142ZM147 173V174H146ZM152 173L155 175H152ZM170 173V174H169ZM141 174V175H140ZM150 174V175H149ZM198 174V175H197ZM199 174H201L200 175V177H199ZM205 175L204 177H203V175ZM214 174H216V176L214 175ZM217 174L219 175L218 177L221 179L222 178V183L224 184L225 183V186H223L222 185V183L220 184V182H221V180L220 179H218L217 178ZM259 174V172H257V175L255 176L254 175V177H253V179H255L256 177V179L254 180L255 182H257V184H258V186H257V188L260 186V187H262V188H264V186L263 185H261L262 183H261V181L262 180H260V176L258 175ZM25 175H27V177L25 178ZM134 175H136V176H134ZM141 176V178H140V176ZM151 176V178L152 179H154L153 181H155V182H151L150 180H152L149 176ZM190 175V176H189ZM194 175V176H193ZM223 175H224V177H223ZM22 176V178H20ZM63 176V175H62ZM108 176V177H107ZM207 176L209 177V178H213L214 180H210V182H212V183H210L209 182V180H208V183H207V181H206V183H207V188L209 189V190H212V188L214 187L215 188V186L217 187V189L215 188V190H216V193H215V190H214V188H213V191H211L212 192V194H213V196H214V198H213V196H212V194H211V196L212 197H210V200H212L214 203H218V206L217 205H215V204H213V203H211L212 201H210L209 200V204H210V206H208V208H209V210H210V212H209V210H208V212L210 213V215L212 216H216V215H218L219 213H220V211H221V213H222V220L219 218V216H221V214L220 215H218V216H216L215 218H213V216H212V220L213 219H217V221H215V220H211L210 221V223L209 224H207V220L209 219L210 220V218H211V216L209 215V213L207 212V214H206V217H205V219H204V225L202 224L201 226V228L199 229L197 226H196V224H195V227L193 228V226H194V224H193V220H192V214H194L192 211H191V209L193 208V204H194V202H195V204L194 205H197L198 206V204L200 205L201 204V208H203L204 206L203 205H205V203L203 202V200L202 201H199L200 200V198H201V193H202V191H203V187H202V184H199V183H201L202 182V180H204V179H206L207 178ZM222 176V177H221ZM247 176V177H248ZM65 177V178H64ZM63 178H64V181H66V182H63V179H61L60 178V180H59V178H58V180L56 181V182H58V185H57V183L55 184V187L56 186H58V187H54V189H53V192H55L56 194H58L59 195V193H60V197H62V199H60L59 198V196L57 197V195L55 194L54 195V193H53V195L54 196H56L55 198H54V196H52L53 197V201H51L53 204H51L50 205V207H49V209H48V213L51 215H49V214H47V216L45 217V218H47V219H44V217L42 218V219H38V221H37V218H33L34 217V213H33V211H31L30 212V210H32V207H30V206H28L27 204H26V200H27V198H26V200H25V198H22L21 197V199H20V203H21V205H19L18 206V213H17V216H15L14 217V215H12V211H11V207L9 208V205H8V203L6 204V205H4L6 208H5V210H6V213L7 214H5V219H4V221H3V224H5V225H7V226H12V224H11V222L13 223V225L15 224V221L18 219H20L19 221H20V225L23 227L22 229V231L24 232H26V229H27V227H26V225L28 224V222H29V225H27V226H29V227H32V229L31 228H29L28 227V230H27V237H29L30 235H28V234H31L34 230H35V232H39V230H42L43 229V231H44V228H45V230H46V227H48L49 229H50V233L52 232L51 231V227H52V230H53V226H57V227H59V228H54V230H53V232H59V230H60V235L62 236V238H63V236H64V238H66V239H64L63 238V240H65L68 244H67V247H69L68 248V253H69V260H70V262L72 263V264H81V263H83V261L85 262V264H94L95 262H96V260L98 261V259H94V261H93V258H96L95 257V254H94V248L93 247H91V249L89 248V250L91 251H89L88 250V248H83V245H82V243L81 242H79V240L76 238L75 240H74V238L73 237H71V236H69L70 234H69V229H66L67 228V226H65V222L67 221V219L68 218H70V216H71V211H72V207H74L73 206V204L70 202V200H69V198L67 197L68 196V191H69V188H67V186H64V187H66L67 189H65L64 187H62V186H60L61 185V183H65V185L66 184H68V187H69V183H68V180H66V176H64ZM134 177H135V180H134ZM148 177H149V180H148ZM199 177V178H198ZM206 177V178H205ZM231 177V176H230ZM111 178V179H110ZM203 178V179H202ZM226 180H224V179ZM108 179L110 180V181H108ZM132 179L134 180V181H132ZM139 179V180H138ZM145 179V180H144ZM197 179V180H196ZM208 179V178H207ZM206 179V180H207ZM218 179V181H216V180ZM260 181H259V180ZM104 180H105V182H104ZM118 180V179H117ZM131 180V181H130ZM140 180H144L143 182H145V181H147L146 183H143L142 181H140ZM198 180H200V182L198 181ZM61 183H60V182ZM126 181V182H125ZM138 181H140V182H138ZM150 181V182H149ZM157 181V182H156ZM198 181V182H197ZM258 181H259V183H258ZM99 182H101V184L99 183ZM102 182H104V183H102ZM112 183V184H108V183ZM132 182H135V184H137V183H139L137 186L136 185H133L132 184ZM218 182V183H217ZM226 182H228V183H226ZM59 183H60V185H59ZM90 182H87V184L89 185L88 186V189H89V191L91 192V184H89ZM121 183H122V186H121ZM125 184V186L126 187H128V185H129V187H128V189L127 190H125V189H123L124 188V184ZM130 183V184H129ZM149 183V184H148ZM196 183H197V185H196ZM215 183H216V185H215ZM261 183V184H260ZM102 184H103V186L106 184H108L107 186H104V187H102ZM132 184V185H131ZM140 184H143V188L144 189H142V186L140 185ZM144 184H146L145 186H144ZM210 184L213 186H211L210 187ZM228 184V185H227ZM62 185H64V184H62ZM131 185V186H130ZM140 185V186H139ZM148 185H149V187H150V185H151V189L148 187ZM152 185L154 186V187H152ZM201 185V187L202 188H200V187H198V186H200ZM227 185V186H226ZM110 186V187H109ZM137 187V188H135V187ZM60 187V188H59ZM61 187H62V189L64 190V192L62 191V189H61ZM122 187V188H121ZM133 187V188H132ZM219 187V188H218ZM226 189V191H225V189ZM260 187L256 190L257 192H255V193H257L256 195H258L257 197H256V195H255V197H254V203L252 204V209H251V213H252V211L254 212V213H252V215H251V219H249L250 220V222L245 218V216L243 215V218L245 219L244 220V223H242L243 224V229H245V231L242 229V235L244 236V237H247L248 238V235L249 234H251V236H249L250 238L252 237V235H253V240H252V242H251V240H249V242H251V244H250V249L252 248V247H254V248H252L251 249V251L252 250H254V251H252L251 252V254L253 255V260H254V264L256 263V264H258V262L260 261V258L263 256L264 257V255H263V253H264V251H263V253L261 252L262 250H264V240H263V234H264V223H262V221L264 222V217L262 218V216H264V213H263V215H261L262 213H260V210L259 209H262L263 211H264V198H263V201H262V196L264 195V192H262V191H264V189H260ZM109 188H111V189H109ZM122 190H121V189ZM129 188L132 190V193L134 194V196L135 197H133V194L132 193H130V190H129ZM138 188H140V190H137ZM146 188H148V189H146ZM153 188V189H152ZM56 189V190H55ZM120 189V194L118 193L119 191H117V190H119ZM134 189H136V191H135V193H134ZM141 189H142V191H141ZM200 189V190H199ZM201 189H202V191H201ZM218 189H220V192H218L219 190ZM221 189H224V190H222V191H224V192H222L221 191ZM24 190H25V188H24ZM22 191L23 193H22V195L24 194V193H26L25 191ZM55 190V191H54ZM57 190H59L58 191V193H57ZM60 190H61V192H60ZM109 190V191H108ZM112 190V191H111ZM124 190V191H123ZM145 190H147L145 193H144V191ZM150 190H152V191H150ZM199 190V191H198ZM218 190V191H217ZM261 190V191H260ZM122 191L123 192H127V194L126 193H122ZM128 191H129V193H128ZM140 193V196H139V193ZM150 191V192H149ZM155 191V192H154ZM198 191V192H197ZM67 192V193H66ZM143 192V193H142ZM201 192V193H200ZM217 192H218V194H217ZM224 193L223 194V196H222V193ZM261 192V193H260ZM146 193H148V194H146ZM151 193V194H150ZM154 193V194H153ZM198 193V194H197ZM215 193V194H214ZM220 193V194H219ZM0 194H2L1 193V191H0ZM27 194V193H26ZM122 194V195H121ZM132 196H130V195ZM138 194V195H137ZM144 194V195H143ZM151 196H150V195ZM263 194V195H262ZM25 195V194H24ZM65 195H66V197L68 198H65ZM105 195H106V193H105ZM121 195V196H120ZM126 195V196H125ZM148 195V196H147ZM154 195V196H153ZM216 195V196H215ZM21 196V195H20ZM26 196V195H25ZM25 196H23V197H25ZM128 196H129V199H128ZM138 196H139V198H140V201H139V198H138ZM141 196H142V198H141ZM150 196V198H147V197H149ZM157 196V197H156ZM198 196H200V197H198ZM217 196H220V197H217ZM225 196V197H224ZM226 196H227V198L229 199V200H231V201H229L227 198H226ZM123 197V198H122ZM136 197L138 198V200H136ZM223 197V198H222ZM258 197H259V200H261L260 202H258V200H257V205L255 204V201H256V199H258ZM264 197V196H263ZM145 198L149 201H146L145 200ZM155 199L153 202H155V203H153L152 201H151V199ZM197 198H199V199H197ZM211 198H213V199H217V200H213V199H211ZM223 199V200H219V199ZM227 200H226V199ZM261 198V199H260ZM22 199H23V201H26V202H22ZM54 199H57V200H54ZM66 199H67V201H66ZM225 199V200H224ZM63 200H64V204L66 205H64V204H62L63 203ZM125 200V201H124ZM126 200H128L127 201V204H126V207H125V209L122 211V212H119L120 210V204L122 203V204H124L125 202H126ZM131 200V201H130ZM135 200V201H134ZM59 201H60V203H59ZM139 201V202H138ZM142 201V202H141ZM220 201V202H219ZM227 201V202H226ZM245 201H247V199L245 200ZM55 202L57 203L58 202V204H56L55 205ZM115 202V204H112V203H114ZM124 202V203H123ZM132 202H133V205H132ZM139 204H141V205H143L144 207L142 208V206H140V205H138V203ZM147 202V203H146ZM197 202V203H196ZM198 202H201V203H198ZM222 202H223V205L225 206H223V205H220L219 203H221L222 204ZM235 202H236V200H235ZM238 202V201H237ZM26 204L28 207H29V209L30 210H28L27 208V206L25 207V205L24 206H22V204ZM117 203H120L119 205L117 204ZM129 203V204H128ZM135 203H136V205H135ZM193 203V204H192ZM204 203V204H203ZM227 203V204H226ZM231 203V204H230ZM245 203H247V202H245ZM69 204V205H68ZM70 204H72L71 206H70ZM111 204H112V209L111 208H109V206H111ZM117 204V205H116ZM121 204V205H122ZM156 204V205H155ZM192 204V205H191ZM263 204V205H262ZM52 205H53V207L54 208H56V211H54V208L52 207ZM60 205V206H59ZM63 205L66 207V209H64L63 208ZM214 205V206H213ZM247 204H245V206H246ZM262 205V206H261ZM58 206H59V208L61 207V210L58 208ZM68 206V207H67ZM116 206V207H115ZM118 206V207H117ZM127 206H129L128 208H127ZM139 206V207H138ZM153 206V207H152ZM244 205H242V207H243ZM256 206H257V208H258V206H259V209H257L256 208ZM25 207V209H23ZM71 209H70V208ZM113 207H114V211H113ZM141 207V208H140ZM148 207V208H147ZM157 208V209H155V212H154V209L153 208ZM192 207V208H191ZM212 207V208H211ZM215 207H218V210L217 209H215ZM23 209V210H21V209ZM50 208H53V210L52 209H50ZM58 208V209H57ZM68 208V209H67ZM127 208V209H126ZM129 208H130V210H129ZM138 208H140L142 211H138L139 209ZM152 209L151 211L150 210H147V209ZM207 208V207H206ZM207 208V209H208ZM224 208V210L226 209L227 210V212L226 211H224L223 212V210H221V209H223ZM9 209V210H8ZM27 209V210H26ZM109 209H111V210H109ZM134 209V210H133ZM136 209H138V210H136ZM145 209L147 210V211H145ZM199 209V208H198ZM215 209V210H214ZM254 209H257L258 211H259V213L260 214H258V211H254ZM60 210V211H59ZM63 210L65 211L64 213H65V215H64V213H62L63 212ZM68 210H71V211H69V214H70V216L68 215ZM193 210V209H192ZM200 210V209H199ZM204 210H205V208H203V209H201V211H202V213L201 214H203L204 213ZM214 210V211H213ZM217 210V211H216ZM22 211H23V213H25V214H23L22 213ZM58 211V212H57ZM111 211L113 212L112 214H111ZM125 211H128V213L130 212L131 214H129V216H128V213H127V216L128 217H126L125 215L126 214H124L125 213ZM133 211L135 212L134 214H135V216H134V214H133ZM148 211H149V213H148ZM191 211V214H189V212ZM201 211H199V212H201ZM218 213H216V212ZM263 211H261V212H263ZM26 212H27V214H26ZM30 214H29V213ZM54 212L56 213H58L59 215L61 214L62 216H57V214H54ZM110 212V213H109ZM136 212H138L139 213V215H138V213H136ZM141 212H142V214H141ZM147 212V213H146ZM152 212V213H151ZM216 213V215H215V213ZM256 212V213H255ZM33 215H32V214ZM151 213V214H150ZM224 213H226V214H224ZM14 214V213H13ZM52 214H54V215H52ZM113 214H114V216H115V218H114V216H113ZM119 214H121V216L119 215ZM145 214H148V215H145ZM153 214H154V216H153ZM187 214H189V215H187ZM28 215H30V217L28 216ZM31 215L33 216V217H31ZM50 217H49V216ZM143 215H145V216H143ZM157 215V216H156ZM210 217H209V216ZM225 215V216H224ZM53 216V217H52ZM57 216V217H56ZM94 216H95V219L96 218H98L95 214H94ZM123 216V217H122ZM125 216V217H124ZM139 216V217H138ZM141 216V217H140ZM153 216V217H152ZM203 216H205V215H203ZM208 216V217H207ZM256 216H258V217H256ZM8 217V218H7ZM16 219H14V218ZM31 218L30 220H32L31 221V224H30V220H29V218ZM36 217V216H35ZM48 217H49V219H51V220H49L48 219ZM64 217H68L67 219H61V218H64ZM117 217V218H116ZM130 217V218H129ZM131 217H135V218H131ZM145 217V218H144ZM155 217V218H154ZM159 219V220H157V218ZM253 217H256L255 219L257 220H255V219H253ZM261 217V218H260ZM13 218V219H12ZM54 218H57V219H55L54 220ZM113 218H114V220H113ZM127 218V219H126ZM136 218H137V221H136V223H134L135 221H132V220H136ZM206 218H208L207 220H206ZM224 218V219H223ZM258 218H260L261 219V221H260V219H258ZM28 219V221H26ZM33 219H34V222L36 223L35 224V226L36 225H38V222L41 220L42 222H39L41 225H43L44 223V225H43V227L42 226H40V224L37 226V228L35 227L34 228V222H33ZM43 219H44V221H43ZM60 221H59V220ZM124 219H126V220H124ZM132 219V220H131ZM155 219V220H154ZM263 219V220H262ZM7 220V221H6ZM25 222H24V221ZM36 220V221H35ZM47 220V221H46ZM99 220V218L98 219H96V221L94 220V223L96 224V227H99V228H96L97 230H96V232H94V236L92 237V238H94V239H91L92 241L94 240H96L97 242L98 241H100V239H102L103 241H105V238H103L105 235L102 233V235L103 236H97L98 235V233L100 234V231H101V228H100V226H98L99 224H98V221ZM111 220V221H110ZM132 221V224H130L131 223V221ZM140 220V221H139ZM208 220V221H209ZM221 220V221H220ZM252 220H254V221H256V223H257V225L256 224H254L255 222H253ZM258 220L260 221V222H258ZM9 221V222H8ZM22 221V222H21ZM49 221V224L48 223H46V222H48ZM51 221V222H50ZM54 223H56V224H54ZM56 221H58V222H56ZM61 221H65L64 223L62 222L61 223ZM218 224H216L215 222ZM27 222V223H26ZM32 222H33V224H32ZM109 222H108V224H107V222H105L106 223V225L107 226H109L110 224H109ZM113 222V223H112ZM116 222V223H115ZM130 222V223H129ZM192 222V223H191ZM211 222L212 223H215V224H211ZM221 222V223H220ZM224 222H225V224H224ZM249 222V223H248ZM9 223V224H8ZM24 223L26 224L25 226H24ZM52 223V224H51ZM58 223H59V225H58ZM251 223H252V225L254 226V228L252 227V225H251ZM64 224V225H63ZM223 224H224V226H223ZM248 224H250V227L248 226ZM262 224V225H261ZM46 225H49V226H46ZM52 225V226H51ZM61 225V226H60ZM63 225V226H62ZM106 225H104V228L106 227L107 228V226ZM113 225V226H114ZM122 225V226H121ZM139 225V224H138ZM167 227H166V226ZM212 225V226H211ZM217 227H219V229H220V232H221V241L218 243V242H215V240L212 238V236H213V234H212V231L214 230V227H215V229H216V226ZM244 225H246L247 227L245 228V226ZM41 228H40V227ZM51 226V227H50ZM165 226V227H164ZM206 226H207V228H206ZM210 226H211V230H210ZM214 226V227H213ZM223 226V227H222ZM226 226V227H225ZM258 226H259V228H258ZM263 226V227H262ZM64 227H65V229H64ZM209 227V228H208ZM212 227H213V229H212ZM255 227H256V229H255ZM110 228V226L108 227V229ZM124 228V229H125ZM133 228V229H132ZM167 228V229H166ZM196 228H197V230H196ZM204 228H205V232H204ZM260 228L262 229V231L260 230ZM39 229V230H38ZM62 229L64 230V231H62ZM123 229V230H124ZM159 229V230H158ZM161 229H162V231H161ZM166 229V230H165ZM209 231H208V230ZM222 229V230H221ZM224 229V230H223ZM29 230H32V231H30L31 233H29ZM67 230V232L65 233V231ZM165 230V231H164ZM172 230V231H171ZM178 230H180V232L181 233H179V231ZM226 230H227V232H226ZM247 230H248V233L246 234V232H247ZM62 231V232H61ZM118 231V230H117ZM158 231H159V233H158ZM164 231V233H162ZM167 231V234L165 233ZM244 231V232H243ZM249 231H251V233L249 232ZM255 231V232H254ZM35 232H33V234L35 233ZM101 232H103V231H101ZM123 232V231H122ZM171 232H173L172 233V235H171ZM195 234H197V232H198V234L197 235H194V233ZM204 232V235L202 234V233ZM207 232H208V234L210 233V235L212 234V236H211V238L213 239H211L210 238V235H208L209 236V238H210V241H209V238L208 237H206V240H204L203 238L206 236L205 234H207ZM254 232V233H253ZM257 232V233H256ZM260 232H261V234H260ZM15 233V234H14ZM14 233H12V234H14V235H16V236H14V235H12L14 238L15 237H17V238H15V243H17L15 246L13 245V247H12V249H20L19 247L21 246V240L22 241H25L26 243H27V241L28 242H30V247L32 246V243L34 242V238H35V236H36V234H35V236L32 234V236H33V241H31V239H28L27 237H24V236H26V234L24 233V234H22V232L20 233V232H18V234H17V232H14ZM96 233V234H95ZM158 233V234H157ZM184 233V234H183ZM222 233H227V234H222ZM258 234V235H256V234ZM38 234H40V232L38 233ZM37 234V235H38ZM121 234H123L124 236H125V233L123 232V233H121ZM161 234L164 236L163 238H161L162 236H161ZM193 234V236L191 237V235ZM244 234H246V235H244ZM24 235V236H23ZM67 235L69 236V241H68V238H67ZM119 235V236H118ZM117 236H116V242H118V240L121 242V238L122 239H125V237H123V235H121L120 236V234H118ZM134 235V236H133ZM158 235V236H157ZM174 235V236H173ZM177 235V236H176ZM202 235V236H201ZM226 235V236H225ZM263 235V236H262ZM24 237L23 239L21 238V237ZM96 236V237H95ZM161 236V237H160ZM172 237V239H171V237ZM181 236V237H180ZM195 236V237H194ZM196 236L198 237H203V238H201L202 240H201V244L202 245H200V247L198 248V247H195V244H194V242H196L197 241V239H195L196 238ZM224 236V237H223ZM227 236H229V237H227ZM256 236H258L257 238H256ZM260 236V237H259ZM21 239H20V238ZM117 237H118V240H117ZM156 237H158V238H156ZM176 237H178V239L180 240H178V239H176ZM191 237V238H190ZM226 237V238H225ZM261 237H263V238H261ZM29 238H31V237H29ZM100 238V239H99ZM174 238V239H173ZM184 238V239H183ZM188 238H190L191 239V243H189V239ZM194 238V239H193ZM18 239H19V241H18ZM26 239H28V240H26ZM157 239H159V240H157ZM162 239H163V241H162ZM170 239H171V241H170ZM207 239H208V241H207ZM257 239V240H256ZM262 239V240H261ZM101 240V242H98V245H100L99 243H103V241ZM176 240V241H175ZM192 240H193V242H192ZM203 240H204V242L207 244V245H205L204 244V242H203ZM229 240V241H228ZM257 242H256V241ZM261 240V241H260ZM17 241V242H16ZM64 241V242H65ZM72 241H75V242H77L78 244H76V243H71ZM91 241V242H92ZM142 241V240H141ZM140 240H138V246H139V248H140V246H144L145 245V243L142 241V243L143 244H141V243H139V242H141ZM159 241H161L160 243H159ZM182 241V242H181ZM18 242H20V244L18 243ZM25 242H22V244L23 243H25ZM109 242V243H108ZM166 242V243H167ZM233 242V243H232ZM14 243V244H15ZM57 243V242H56ZM81 243V244H80ZM105 243L106 244H110V240L109 239H106V241H105ZM119 243V242H118ZM122 243V242H121ZM148 243V242H147ZM163 243V244H164ZM166 243H165V245H166ZM173 243V244H172ZM212 243V244H211ZM232 243V244H231ZM69 244L71 245H73V246H69ZM140 244V245H139ZM163 244H160V246H163ZM181 244V245H180ZM193 244L194 245V247L191 249V248H188L189 246L190 247H192L191 245ZM231 244V245H230ZM258 244H259V248H258ZM57 245V248L59 249L60 248V244H59V242L56 244ZM78 246L77 247V249L76 248H74L75 246ZM80 245H81V247H80ZM148 245V244H147ZM183 245V246H182ZM189 245V246H188ZM255 245V246H254ZM256 245H257V248L255 249V247H256ZM23 246V245H22ZM159 246V247H160ZM181 246V247H180ZM202 246V247H201ZM205 246H207V248L205 247ZM216 246V247H215ZM260 246L262 247L261 249H260ZM29 247V249H28V252L27 253H25V249L23 250V248L21 249V251L20 250H16V251H14L13 250V252H16V254H15V257L17 256V258H15L16 259V261H17V263L18 264H24V262L26 263V264H29V263H33L34 261V258H35V252H34V248H33V246L30 248ZM180 247V248H179ZM205 247V248H204ZM225 247H226V249H225ZM160 248H162V247H160ZM173 248V249H172ZM174 248H175V250H174ZM177 248H179V249H177ZM201 249L200 250V253L198 252V250L196 251V249ZM31 249V250H30ZM147 249V248H146ZM144 250L143 249V251L141 252V250H139V249H137V253H136V258H138L137 260H134L135 261V263L134 264H143V263H141V262H143V260L145 259L144 257H146V255H147V250ZM189 249V250H188ZM190 249H191V252H197V253H192L191 255H190V253L191 252H189L190 251ZM195 249V250H194ZM204 249V250H203ZM208 249V250H207ZM234 249V248H233ZM258 249V250H257ZM259 249H260V251H259ZM9 250V251H8ZM79 250V251H78ZM89 252H88V251ZM177 250V251H176ZM179 250V251H178ZM188 250V251H187ZM5 251L8 253H5ZM5 251H2V252H4L5 253V255L7 254V255H11V253L12 252H10V249L9 248H7ZM12 251V250H11ZM29 251H31V252H29ZM72 251V252H71ZM76 251H77V253H76ZM81 251L83 252V251H85V252H83V253H81ZM93 251V252H92ZM202 251H206L205 253L203 252V254H202ZM208 251V252H207ZM214 251L217 253V254H215L214 253ZM61 252V251H60ZM75 252V253H74ZM79 252V253H78ZM130 252V251H129ZM177 252V253H176ZM189 252V254L187 255V253ZM228 252H229V254H231L230 255V257H229V255H228ZM29 253V254H28ZM87 253H88V255H87ZM90 253L92 254V255H90ZM170 254V256H168L169 254ZM183 253V254H182ZM210 255H209V254ZM215 255H214V254ZM254 253H255V255L256 256H254ZM81 254V255H80ZM165 254V255H166ZM176 254H178V255H176ZM182 254V255H181ZM184 254H186V255H184ZM194 254H196V255H198V254H200L199 255V258L198 257H195V255ZM204 254H205V256H204ZM261 254V255H260ZM28 255H32L31 257L30 256H28ZM80 255V256H79ZM83 255V256H82ZM175 255V256H174ZM201 255H203L202 257H201ZM28 258H27V257ZM34 256V257H33ZM86 256V257H85ZM89 256L90 257H92V259L90 258L89 259ZM138 256V257H137ZM140 256H141V258H140ZM174 256V257H173ZM190 257V256H192V257H190V258H187V257ZM194 256V257H193ZM212 256H217V257H214V259L216 260V261H214V262H212ZM20 257V258H19ZM79 257V258H78ZM81 257V258H80ZM88 257V258H87ZM200 257L203 259V261H201L200 260ZM208 257V258H207ZM210 257V258H209ZM224 257V256H223ZM257 257V258H256ZM258 257H259V259H258ZM261 258V260L262 261H260L262 264H264V258ZM86 258V259H85ZM135 258V259H136ZM169 258H167V259H169ZM180 258H182L181 259V261L183 260V258L185 259V260H183V262L181 263V261H180ZM186 258L187 259H190V260H187L186 261ZM192 258H194V260L192 259ZM205 258H206V260H205ZM212 258V259H211ZM218 258V259H217ZM255 258V259H254ZM29 260V261H31V262H29V261H27V260ZM74 259V260H73ZM81 259V260H80ZM90 260L91 262H89L88 260ZM100 259V258H99ZM199 259V261L200 262H198L197 260ZM213 259V260H214ZM238 259H241L239 256H238V254L237 255H235V260H236V264H243V260L241 259V260H238ZM258 259V260H257ZM80 260V261H79ZM140 260H142V261H140ZM205 260V261H204ZM256 260H257V262H256ZM19 261V262H18ZM88 261V262H87ZM93 261V262H92ZM100 261H101V263H100ZM138 263H137V262ZM185 261V262H184ZM207 261V262H206ZM212 263H211V262ZM225 261V262H224ZM242 261V262H241ZM28 262V263H27ZM61 261L59 260V261H56L55 263L56 264H61L60 263ZM79 262H81V263H79ZM100 264H103V262H102V260L100 259L99 261H98ZM98 262H96L95 264H97ZM188 262V263H187ZM209 262V263H208ZM54 263V264H55ZM98 263V264H99ZM192 263V262H191ZM261 263H259V264H261ZM52 264H53V260H52Z\"/></svg>", "mask_w": 264, "mask_h": 264}, {"label": "bare ground", "instance_id": "2", "mask_svg": "<svg viewBox=\"0 0 264 264\" xmlns=\"http://www.w3.org/2000/svg\"><path fill=\"white\" fill-rule=\"evenodd\" d=\"M91 1H97V2H100V1H103V0H0V75L1 76H3L2 78L3 79H5V80H3L2 78H1V76H0V80H2L3 82L4 81H6V80H8V82L10 81V83H11V85H12V83H14L15 84V82H19V81H16V80H18V79H20L22 76L24 77L25 75H23V74H25L23 71H25V70H23V71H21L20 72V69L18 70V68H20V67H18V65H19V62L20 61H23V59L20 57V56H22L21 55V53H23V54H25L24 52H27L25 55H27L28 57H29V55H32V56H30L29 58V60H31V58L32 57H34L35 56V53H36V51L34 50L35 48L37 49L38 47H36L37 46V44H38V46L40 47V43L41 42H43V41H41V39L42 38H44V40H46V39H48V41H50L51 39H53L54 37L56 38V41H57V39H59V38H61V36L64 34L63 33V31L65 30V31H67L68 29H65V28H67L66 26H68L67 24L69 23L70 24V19H72V18H74L73 16H76L74 19H72V21L74 20V22H71V24L73 23H75V20H76V18L77 17H80L81 19V21H83V22H76V23H78V24H83V25H85V23H88V21L89 22H91L90 20L92 19L91 18V15L90 14H92V13H87L88 11L90 12V10L91 9H89L88 10V6L87 5H89V3L91 2ZM113 1V0H112ZM166 1V0H165ZM192 1V0H191ZM232 1V0H231ZM243 1V0H242ZM251 1H253V0H251ZM255 1V0H254ZM104 2V1H103ZM105 2H106V0H105ZM108 2H111V0L110 1H108ZM154 2H155V0H154ZM162 2V1H161ZM182 2L184 3V1H182V0H167L166 2H162L161 4H160V7H161V9L163 10V9H165V10H167V12H168V17H169V15H171V14H169V13H173L174 11L178 14V12H180V10H181V8H180V6H181V4H182ZM187 2H189V0L187 1ZM194 2V1H193ZM226 2V1H225ZM233 2V4H234V1H232ZM236 2V1H235ZM249 2V1H248ZM262 2V1H261ZM264 2V1H263ZM107 3V2H106ZM135 3H137V2H135ZM238 3V2H237ZM251 3V2H250ZM255 3V2H254ZM93 4H95V3H93ZM98 4V5H97ZM100 4V5H99ZM101 2L100 3H96V5L99 7H102L101 6ZM105 4V3H104ZM103 4V5H104ZM116 4V3H115ZM152 4V3H151ZM150 4V5H151ZM225 4V3H224ZM241 4H242V2H241ZM248 4V3H247ZM252 4H253V2H252ZM260 4V3H259ZM262 4H264V3H262ZM92 5V4H91ZM91 5H89V6H91ZM95 5V6H96ZM189 5V4H188ZM235 5V4H234ZM240 5V3L238 4V6ZM245 4L243 3V5L242 6H244ZM249 5H251V4H249ZM254 5H256V3L254 4ZM253 5V6H254ZM94 5H93V7H95ZM106 6V5H105ZM105 6H103L104 8H105ZM138 6V5H137ZM152 6V5H151ZM195 6V5H194ZM228 6V5H227ZM237 6V5H236ZM235 6V7H236ZM241 6V5H240ZM248 6V5H247ZM252 6V7H253ZM262 6V5H261ZM92 7V6H91ZM90 7V8H91ZM99 7V8H100ZM108 7V6H107ZM98 8V9H99ZM126 8V7H125ZM136 8V7H135ZM138 8H139V6H138ZM137 8V9H138ZM240 8V7H239ZM257 8V7H256ZM262 8H264L263 6H262ZM261 8V9H262ZM92 9H94V8H92ZM98 9H95V10H93V11H98ZM160 9V8H159ZM237 9V8H236ZM249 9H251V7L249 8ZM248 9V10H249ZM100 10H101V12L100 11H98L99 12V14L97 15V12H96V14H92V16L93 15H96V16H93L94 18L93 19H95V21H96V23H100V19L101 18H105V16L106 15H104L103 17H102V11H103V13H104V10L103 9H101L100 8ZM116 10V9H115ZM120 10V9H119ZM235 10V9H234ZM242 10L244 11V10H247L246 9V6H245V8L243 9L242 8ZM254 10V9H253ZM92 11V12H93ZM133 11V10H132ZM141 11V10H140ZM158 11V10H157ZM161 10H159V12H160ZM192 11V10H191ZM233 11V10H232ZM242 11V12H243ZM250 11V10H249ZM111 12V11H110ZM136 12V11H135ZM183 12V11H182ZM233 12H235V15H236V10L235 11H233ZM240 12V11H239ZM86 13L87 14H89V16H90V20H87V22L84 20L85 18H86V16H87V18H88V15H86ZM95 13V12H94ZM106 13V12H105ZM155 13V12H154ZM162 13V12H161ZM191 13V12H190ZM229 13V12H228ZM254 13V12H253ZM84 14H85V16H84ZM117 14V13H116ZM158 14V13H157ZM240 14V13H239ZM246 14H248V13H246ZM245 14V16H247ZM259 14V13H258ZM112 15V14H111ZM114 15V14H113ZM122 15H124V14H122ZM139 15V14H138ZM173 15H175V16H177L176 14H173ZM178 15H180V14H178ZM228 15H230V14H228ZM240 15H242V13L240 14ZM249 15V14H248ZM252 15V14H251ZM257 15V14H256ZM262 15V14H261ZM263 15H264V12H263ZM119 16V15H118ZM131 16V15H130ZM157 16H159V15H157ZM174 16V17H175ZM231 16V15H230ZM244 16V15H243ZM257 16H259L260 17V14L259 15H257ZM96 17V18H95ZM139 17V16H138ZM160 17V16H159ZM177 17H179V16H177ZM177 17H176V21H177ZM181 17V16H180ZM237 17V16H236ZM253 18H254V15L252 16ZM251 17V18H252ZM86 18V19H87ZM98 18V19H97ZM116 18V17H115ZM142 17H140V19H141ZM162 18V17H161ZM234 18V17H233ZM79 18H77V20H78ZM98 20V22H97V20ZM123 19V18H122ZM122 19L120 18V20H121V22L120 23H122ZM139 19V18H138ZM168 19V18H167ZM170 19V18H169ZM168 19V20H169ZM175 19V18H174ZM191 19V18H190ZM238 18H236L235 19V22H236V20H237ZM242 19H243V17H242ZM242 19H240V20H242ZM248 19V18H247ZM260 20L262 19V17H260L259 18ZM264 19V18H263ZM105 20V19H104ZM104 20L102 19V21L101 22H103V23H101L102 25H106V20H105V23H104ZM123 20H125V19H123ZM130 20V19H129ZM150 20V19H149ZM170 20H172V19H170ZM169 20V21H170ZM181 20V19H180ZM250 20V19H249ZM255 20H256V18H255ZM70 21V22H69ZM79 21V20H78ZM85 21V22H84ZM93 21V20H92ZM110 21H112V20H110ZM119 21V20H118ZM141 21V20H140ZM145 21V20H144ZM157 21V20H156ZM163 21H164V19H163ZM163 21H161V22H163ZM174 21V20H173ZM175 21V22H176ZM233 21H234V19H233ZM245 21H246V19H245ZM258 21V20H257ZM256 21V22H257ZM264 21V20H263ZM124 22V21H123ZM132 22V21H131ZM152 22H154V21H151L150 20V23H149V21H148V26H149V24H151ZM159 22H160V20H159ZM160 22V23H161ZM231 22V21H230ZM239 22V21H238ZM251 22H253V20H251ZM93 23H95V22H93ZM98 23V24H99ZM114 23V22H113ZM112 23V24H113ZM125 23V22H124ZM137 23V22H136ZM158 23V22H157ZM165 23V22H164ZM241 23H243L242 21H241ZM258 23V22H257ZM73 24H72V27H73ZM90 24V23H89ZM89 24H87V26H83V27H88V29H89V27L91 26H88ZM92 24V23H91ZM97 24V25H98ZM101 24H100V28H102L101 27ZM115 25L117 24V22H115L114 23ZM131 24V23H130ZM153 24V23H152ZM185 24V23H184ZM230 24V23H229ZM236 24V23H235ZM234 24V25H235ZM239 24V23H238ZM245 24H246V22H245ZM253 24V23H252ZM264 24V23H263ZM75 25V24H74ZM136 25V24H135ZM144 25V24H143ZM141 26V30L139 31V32H137V36L138 35H141V36H143L142 34L144 33V29H146V31H147V28H145L144 26ZM146 25H147V23H146ZM145 25V26H146ZM155 25V24H154ZM153 25V27H156V25L154 26ZM158 25H160V24H158ZM232 25V24H231ZM77 25H75V27H76ZM82 26V25H81ZM81 26H80V28H81ZM95 28L96 27H98V26H95V25H93ZM161 26V25H160ZM160 26H159V28H160ZM163 26V25H162ZM228 26V25H227ZM244 26V25H243ZM250 27H251V25H249ZM248 26V27H249ZM253 26V25H252ZM257 25H255L254 26V28L256 27ZM71 27V25H69V28ZM71 27V28H72ZM75 27H73V28H75ZM94 27H92V28H94ZM107 27V25L105 26V28ZM110 27V26H109ZM113 27V25H111V28ZM117 27H120V25L119 26H117L116 25V29H118ZM123 27V26H122ZM125 27V26H124ZM128 27V26H127ZM152 27V28H153ZM180 27V26H179ZM195 27V26H194ZM224 27V26H223ZM235 27V26H234ZM239 27V26H238ZM249 27V28H250ZM264 27V26H263ZM70 28V29H71ZM77 28V27H76ZM78 28H79V26H78ZM80 28L78 29V30H80ZM162 28V27H161ZM242 27L240 26V29H241ZM257 28V27H256ZM255 28V29H256ZM82 29V33L84 32L85 34H86V32L85 31H83V29L84 28H81ZM104 29V28H103ZM102 29V30H103ZM115 26L112 28V29H110L111 30V34H112V32H114L115 30ZM150 29H151V27H150ZM158 29V28H157ZM184 29V28H183ZM224 29V28H223ZM226 29V28H225ZM230 29V28H229ZM236 29V28H235ZM245 29H246V27H245ZM259 29V28H258ZM257 29V30H258ZM260 29H262L261 27H260ZM259 29V30H260ZM47 30V31H46ZM71 30H73V29H71ZM76 30V29H75ZM86 30H87V28H86ZM90 30V29H89ZM89 30H87V32L89 33ZM93 30V29H92ZM96 30H97V36H98V30H99V28L97 29H95V33H96ZM108 30L109 29H107V31H106V33L108 32ZM119 30V29H118ZM134 30V29H133ZM227 30V29H226ZM249 30V29H248ZM251 30V29H250ZM64 31V32H65ZM77 31V30H76ZM104 31V30H103ZM123 31V30H122ZM126 31V30H125ZM151 31V30H150ZM154 31H155V29H154ZM227 31H229V30H227ZM238 31H239V29H238ZM244 31V30H243ZM253 30H251V33L253 34L254 32H252ZM68 32V31H67ZM66 32V33H67ZM73 32V31H72ZM72 32H70V33H72ZM91 32V31H90ZM93 33H90L91 35L92 34H94V30L92 31ZM99 32H100V30H99ZM131 32V31H130ZM149 32V31H148ZM152 32H153V29H152ZM158 32V31H157ZM187 32V31H186ZM232 32V31H231ZM237 32V31H236ZM240 33H241V31H239ZM239 32H237V33H239ZM245 32H246V30H245ZM261 32V31H260ZM61 33H63V34H61ZM80 33V32H79ZM84 33H83V35H81V37L82 36H84ZM101 33L102 34H104L105 35V37H107L106 36V33H104V32H102L101 31ZM128 33V32H127ZM182 33V32H181ZM240 33H239V35H240ZM243 33V32H242ZM257 33H258V31H257ZM60 34H61V36H60ZM77 35L78 34V31L76 32V33H73V35ZM108 34V33H107ZM109 34H110V31H109ZM110 34V35H111ZM114 34V33H113ZM112 34V35H113ZM136 34V33H135ZM147 34V33H146ZM149 34H151L150 32H149ZM148 34V35H149ZM153 35H154V33H152ZM225 34V33H224ZM232 34V33H231ZM246 34H248V32H246ZM261 34V33H260ZM264 33H262V35H263ZM49 35V36H48ZM51 35H54V36H52L51 37ZM57 35H59L60 37L58 38V36ZM64 35H66V34H64ZM67 35H69V34H67ZM71 35V34H70ZM89 35L88 34V36H90V38H91V40L93 41V42H96L95 40H94V38L92 37V36H94V35ZM111 35V36H112ZM117 35V34H116ZM120 35V34H119ZM122 35V34H121ZM124 35H126V34H124ZM124 35H122L123 37H124ZM133 35V34H132ZM147 35V36H148ZM219 35V34H218ZM227 35V34H226ZM229 35V34H228ZM238 35V36H239ZM250 35V34H249ZM258 35V34H257ZM78 37L80 36V35H77ZM76 36V37H77ZM87 35L85 36V38H87L88 37ZM99 36L101 37V36H103V35H100V33H99ZM98 36V37H99ZM110 36V37H111ZM118 36V35H117ZM136 36V37H137ZM140 36V37H141ZM145 36V41L144 42H146V35H144ZM144 36H143V38H144ZM150 36V35H149ZM148 36V37H149ZM225 36V35H224ZM223 36V37H224ZM237 36V37H238ZM247 36V35H246ZM50 39H49V38ZM65 37V36H64ZM71 37V36H70ZM70 37L68 38L67 37V40H70ZM76 37H74V39L73 40H75V39H77ZM80 37V38H81ZM98 37H96L95 36V39H97V41H99V40H101L102 39V41H103V38L105 39V37H101V39H99L98 40ZM99 37V38H100ZM123 37L121 38L122 40H123ZM139 37V36H138ZM137 37V38H138ZM147 37V38H148ZM154 37H155V35H154ZM212 37H214V36H212ZM228 37V36H227ZM240 37V36H239ZM238 37V38H239ZM242 37H244V35H242ZM242 37H240V38H242ZM248 37V36H247ZM247 37H245V38H247ZM259 38H260V36H258ZM80 38L78 39L79 40V42H80ZM83 38V37H82ZM81 38V39H82ZM84 38V39H85ZM90 38H88V39H90ZM118 38V37H117ZM127 38H134V36L133 37H129L128 35H127ZM127 38H126V40H125V43L124 44H126L127 42ZM141 39L140 38V41L142 40V42H143V40L144 39ZM151 38H153V36L151 37ZM150 38V39H151ZM176 38V37H175ZM233 38V37H232ZM244 38V39H245ZM250 38V37H249ZM262 38H263V36H262ZM64 40H65V42H67L66 41V39L65 38H63ZM63 39H60V40H63ZM88 39H86L87 41H89ZM108 39V38H107ZM112 39H114V37L112 38ZM119 39V38H118ZM136 39V38H135ZM218 39V38H217ZM220 39V38H219ZM223 39V38H222ZM221 39V40H222ZM235 39V38H234ZM252 39V38H251ZM59 40V41H60ZM64 40H63V42H64ZM78 40H76V42H78ZM86 40L85 41H81V42H86ZM90 40V41H91ZM133 40V39H132ZM173 40V39H172ZM176 40V39H175ZM175 40H174V42H175ZM227 40V39H226ZM239 39H237V41H238ZM255 40V39H254ZM253 40V41H254ZM257 40V39H256ZM255 40V41H256ZM262 40V39H261ZM264 40V39H263ZM39 41H41L40 43H39ZM47 41V42H48ZM52 41V40H51ZM50 41V42H51ZM91 41V42H92ZM105 41H107V40H105ZM129 41V40H128ZM136 41V40H135ZM138 41H139V38H138ZM140 41L138 42V43H140ZM171 41V40H170ZM185 41H187V40H185ZM228 41V40H227ZM234 41V40H233ZM247 41H249V39L247 40ZM252 41V40H251ZM257 41H259V40H257ZM46 42V43H47ZM58 42V41H57ZM57 42H55L54 41V43H56L57 44ZM61 42V41H60ZM59 42V43H60ZM64 42V43H65ZM73 42V43H72ZM72 42H70L72 45H75V44H77L76 42H75V44H74V41H72ZM78 42V44H83V43H79ZM92 42V43H93ZM100 42V41H99ZM97 43V45L99 44V45H101L100 43ZM111 42V41H110ZM109 42V43H110ZM118 42V41H117ZM123 41H121V43H122ZM129 42H131V43H133L134 42V40H133V42L130 40ZM148 42L150 43V40H148ZM180 42V41H179ZM221 42V41H220ZM225 42V41H224ZM244 42H246V41H244ZM243 42V43H244ZM46 43H43V44H46ZM53 43V44H54ZM68 44V45H71V44ZM88 43V42H87ZM109 43H108V46H109V48H110V46L111 45H109ZM112 43H114V42H112ZM120 43V41H119V44H121ZM170 43V42H169ZM184 44H185V42H183ZM192 43V42H191ZM219 43V42H218ZM223 43V42H222ZM238 44H239V42H237ZM242 43V44H243ZM252 43V44H251ZM250 44L251 45H253V42H251ZM261 43V42H260ZM47 44H49V43H47ZM61 44V43H60ZM86 44V43H85ZM90 44V43H89ZM103 44V43H102ZM115 44V43H114ZM112 44V48H114L115 47V45L117 44ZM143 44V43H142ZM144 44H146V43H144ZM143 44V45H144ZM148 44V43H147ZM151 44V43H150ZM163 44V43H162ZM181 44V43H180ZM241 44V43H240ZM241 44V45H242ZM257 43H254V46L256 45ZM258 44H259V42H258ZM36 45V46H35ZM68 45L66 46V47H68ZM71 45V46H72ZM97 45L95 44V47H97ZM128 44H126V46H127ZM135 45V44H134ZM139 45V44H138ZM141 45V44H140ZM143 45H142V47H143ZM171 45H172V43H171ZM235 45V44H234ZM246 45V44H245ZM61 46V45H60ZM63 46H65V45H63ZM75 46H77L79 49H81V48H84V47H81V46H78V45H75ZM75 46H73L72 48H69V50L71 49H74V47ZM91 46H94L93 44L91 45ZM90 45H88V47H91ZM108 46H107V48H108ZM117 46V45H116ZM125 46V45H124ZM130 46V45H129ZM129 46L127 47L128 48V50H130L129 49ZM182 46V45H181ZM209 46V45H208ZM216 46V45H215ZM229 46V45H228ZM243 46H244V44H243ZM259 46H261V45H259ZM43 46H41V50L43 49V48H45V47H48V45H45L43 48H42ZM51 47H53V45H51ZM51 47H50V50H51ZM57 47V48H56ZM70 47V46H69ZM77 47H75V49L77 48ZM87 47V46H86ZM87 47V48H88ZM123 48V46H119V48L117 47V49H111V51H112V53L110 54L109 52H107V54H109V55H111V58H108V60L110 59L111 61H109L110 63H108V69L105 71V75H106V77L104 78L105 79V82L103 83L104 85H105V88H104V86H103V88H104V96H103V94H102V96H103V105H105V110H106V112L108 113L107 114V118L105 119V126H106V131H107V134H106V137H107V135H109L110 136V138H114V135H113V130H114V132L115 131H117L116 129H114V128H116L117 126H119V123H118V120L120 119V117L121 118H123L122 116H121V111L119 110V108H118V105L119 104H117L118 103V99H116V93H115V91L117 90L116 88H114V86H116V84H117V80H116V78L118 77V78H120L121 76H123V75H121L120 74V72H118L119 73V76H117L116 77V71L118 70V69H120L119 67H118V69L116 70L115 69V67H114V60H115V58L117 59V57L118 56H120V55H118L117 57H115L117 54H123L124 55V57H126L127 55H126V53H125V50L127 49L126 47H125V50H122V48ZM134 47V46H133ZM133 47H131V49L133 48ZM146 47H149V44H148V46H146ZM151 47V46H150ZM191 47V46H190ZM210 47V46H209ZM252 47V46H251ZM256 47V46H255ZM263 47V46H262ZM55 48L58 50L59 48H60V50H62L61 49V47H58V45L56 46L55 45ZM54 48V49H55ZM65 48V47H64ZM64 48H63V51H57V52H60V54L63 52H66L68 49H66L65 48V50L66 51H64ZM86 48V49H87ZM116 48V47H115ZM140 48V47H139ZM145 48V47H144ZM202 48V47H201ZM217 48H220V47H217ZM238 48V47H237ZM244 48H245V46H244ZM243 48V49H244ZM40 49H37V50H39V52L37 53V54H39L40 53ZM54 49H53V51H54ZM86 49H84V50H82V51H84V53L85 52H87V53H89L88 52V50L87 51H85ZM91 50L93 49V47L92 48H90ZM104 49V48H103ZM103 49H102V52H103ZM135 48H133V51L132 50H130V51H132V52H134L135 50H134ZM141 49V48H140ZM149 49V48H148ZM179 49V48H178ZM184 49V48H183ZM187 49V48H186ZM216 49V48H215ZM233 49H236V48H233ZM241 49V48H240ZM247 49H248V47H247ZM252 49V48H251ZM255 49H257V48H254L253 49V52L255 51L256 52V54L258 53V51H256ZM49 49H48V51H50ZM106 50H108V49H106ZM142 50V52H143V48L141 49ZM146 50H147V48H146ZM209 50V49H208ZM211 50V49H210ZM213 50H214V48H213ZM219 50V49H218ZM231 50V49H230ZM250 50V49H249ZM258 50V49H257ZM261 50H262V48H261ZM261 50H260V52H261ZM45 51H46V49H45ZM44 51V52H45ZM76 51H78V49L76 50ZM80 51V53H81V55L83 54V52H81V50H79ZM79 51H78V53H79ZM129 51V52H130ZM181 51V50H180ZM217 51V50H216ZM220 51H221V49H220ZM228 51V50H227ZM243 51V50H242ZM252 51V50H251ZM251 51H247L249 54H250V52ZM42 52H43V50H42ZM56 52V50H55V52H51L50 51V53H52V54H55V53H57ZM101 52V51H100ZM137 52H139V53H141L140 52V50H138ZM147 52V51H146ZM184 52V51H183ZM182 52V53H183ZM211 52V51H210ZM214 52V51H213ZM244 52H246V51H244ZM252 52V53H253ZM47 53V52H46ZM62 53V54H63ZM69 53V51H67V56H68V58H69V56H70V54H68ZM73 53V52H72ZM75 53V52H74ZM77 52L74 54V55H79ZM145 53V52H144ZM181 53V52H180ZM237 53H239V52H237ZM242 53V52H241ZM41 54V53H40ZM39 54V55H40ZM105 54V53H104ZM103 54V55H104ZM128 54H131V53H128ZM135 54H136V51H135ZM146 54V53H145ZM147 54H149L148 52H147ZM188 54V53H187ZM201 54V53H200ZM209 54V53H208ZM207 54V55H208ZM223 54V53H222ZM244 54V53H243ZM254 54V53H253ZM259 54V53H258ZM262 54V53H261ZM56 55L57 56H62V55H59V53L58 54H55V57H56ZM63 55H65V53L63 54ZM72 55V54H71ZM84 56H85V54H83ZM82 55V56H83ZM87 55V54H86ZM94 55V54H93ZM102 55V56H103ZM141 55H143V54H141ZM169 55V54H168ZM171 55V54H170ZM182 55V54H181ZM180 54H179V56H181ZM205 56L206 58H207V60H208V56ZM216 55H217V52H216ZM225 55V54H224ZM234 55H236L237 56V54H234ZM240 55V54H239ZM245 55V54H244ZM263 55V54H262ZM261 55V56H262ZM54 56V55H53ZM52 56V57H53ZM95 56V55H94ZM99 56H101L100 54L98 55V57ZM131 56H132V58H133V55L131 54ZM144 56H146V55H144ZM152 56V55H151ZM150 56V57H151ZM173 56V55H172ZM178 56V55H177ZM196 56V55H195ZM204 56V55H203ZM210 56V55H209ZM218 56V55H217ZM251 56L253 57V58H255L252 54H251ZM250 56V57H251ZM26 56H24V58H25ZM36 57H37V55H36ZM35 57V58H36ZM43 58V60L45 59L44 57H43V55L42 56H40V58ZM46 57H47V54H46ZM48 57H49V55H48ZM47 57V58H48ZM54 57V58H55ZM62 57H64V61H68V59L66 58V56H62ZM72 58H75L76 56H71ZM81 57V56H80ZM79 56H78V59L80 58ZM92 56H90V58H91ZM105 57V56H104ZM128 57H130V56H128ZM127 57V58H128ZM136 57H139V56H136ZM176 57V56H175ZM230 57V56H229ZM241 57V56H240ZM242 57H243V55H242ZM249 57V56H248ZM27 58V57H26ZM34 58V59H35ZM38 58V57H37ZM36 58V59H37ZM42 58L40 59V60H42ZM50 61H48V63H47V65H45V62H43L44 63V65L45 66H48V64H50V63H52L51 61H53V60H51V54H50ZM59 59L61 58V57H58ZM54 59L55 61H58L59 59ZM66 58V59H65ZM77 58V57H76ZM76 58H75V60H76ZM119 58V57H118ZM131 58V57H130ZM146 58H148V57H146ZM165 58V57H164ZM192 58V57H191ZM205 58V59H206ZM228 58V57H227ZM234 58H235V56H234ZM246 59H247V57H245ZM262 59H263V57H261ZM28 59V58H27ZM33 59V58H32ZM35 59V60H36ZM63 59V58H62ZM62 59H60V61H62ZM70 59V58H69ZM78 59H77V61H78ZM82 58H80L79 59V61L81 60ZM84 59V58H83ZM94 59V58H93ZM92 59V60H93ZM103 59V58H102ZM114 59V60H113ZM136 60L137 59H142V56H141V58L139 57V58H135ZM134 59V60H135ZM173 59V58H172ZM190 59V58H189ZM204 59V58H203ZM204 59V60H205ZM211 59V58H210ZM237 59V58H236ZM241 59H244V58H241ZM251 59V58H250ZM255 59H258V57L257 58H255ZM35 60H33V61H35ZM40 60H36V62L37 61H39V63L37 64V65H35V67L32 69L31 67H28L29 68V70L27 71V72H29L31 69V72H33L31 75L30 74H28V75H26V76H30V77H34L37 73L39 74V73H42V75H43V72H41V71H45L46 70V72L48 73V69H50L51 70V68H46V69H44V66H43V68L41 67V61ZM47 60V59H46ZM45 60V61H46ZM91 60V59H90ZM92 60H91V64L90 65H92ZM96 60V59H95ZM101 60V59H100ZM106 60V59H105ZM119 60V59H118ZM124 60H125V58H124ZM130 59H128V61H129ZM135 60V61H136ZM145 60V59H144ZM166 60V59H165ZM187 60V59H186ZM185 60V61H186ZM215 60V59H214ZM217 60V59H216ZM226 60V59H225ZM249 60V59H248ZM25 61V60H24ZM33 61H31L32 63H33ZM71 60H69V62H70ZM72 61H73V63H75L74 62V59H72ZM72 61H71V63H72ZM85 61V60H84ZM84 61H81V62H84ZM99 61V60H98ZM115 61H117V60H115ZM126 61V60H125ZM146 61V60H145ZM171 61V60H170ZM184 61V62H185ZM190 60H188V63H190L189 62ZM195 61V60H194ZM228 61V60H227ZM234 61H235V59H234ZM243 61H245V59L243 60ZM251 61V63H252V61L253 60H250ZM262 61V60H261ZM260 61V65H261V62ZM263 61H264V59H263ZM30 61H26L25 62V64L26 63H29ZM50 62V63H49ZM59 62V61H58ZM58 62H56V64L58 63ZM63 62V61H62ZM62 62H60L61 64H62ZM65 62V63H66ZM69 62H67V64H68V67H66V68H71V66L69 65ZM87 62V61H86ZM106 62H108V61H106ZM141 62V61H140ZM159 62V61H158ZM167 62V61H166ZM165 62V63H166ZM175 62V61H174ZM183 62V63H184ZM202 62H204V61H202ZM205 62L206 63H208L206 60H205ZM204 62V63H205ZM210 62V61H209ZM236 62V61H235ZM241 62H242V60H241ZM248 62V61H247ZM246 62V63H247ZM257 62V61H256ZM21 63H23V62H21ZM53 63H54V61H53ZM64 62H63V68L67 71V69L64 67V66H67V64L66 65H64L65 64ZM72 63V64H73ZM77 63V62H76ZM88 63H90V61L88 62ZM116 63V62H115ZM122 63H123V61H122ZM138 62H135V64H137ZM164 63V64H165ZM193 63V62H192ZM211 63H213V61L211 62ZM218 63V62H217ZM251 63H249V66H250V64ZM259 63V62H258ZM264 63V62H263ZM25 64H22V66L24 65L25 66ZM35 64V63H34ZM55 64V63H54ZM53 64V65H54ZM97 64V63H96ZM95 64V65H96ZM106 64V63H105ZM119 64L121 65V62H119ZM118 64V65H119ZM139 65H140V63H138ZM142 64L144 65V62L142 61ZM173 64V63H172ZM200 64V63H199ZM203 64V63H202ZM234 64V63H233ZM237 65H239L238 63H236ZM236 64H234L233 66H234V71H235V65ZM242 64V63H241ZM248 64V63H247ZM53 65H52V67H53ZM80 65V64H79ZM102 65H103V63H102ZM101 65V68L102 67H104V66H106V65H103L102 66ZM116 66H118L117 64H115ZM129 65H130V62H129ZM128 64H126V66H124V68H125V72H126V74L128 75V72H130L131 70H129L128 71V69H131V66H129ZM138 65V66H139ZM157 65H158V63H157ZM168 65V64H167ZM178 65V64H177ZM186 65V64H185ZM191 65V64H190ZM204 65V64H203ZM212 65V64H211ZM215 65V64H214ZM229 65V64H228ZM228 65H226V66H228ZM252 65H253V63H252ZM258 66H259V64H257ZM262 65H264V64H262ZM21 66V65H20ZM23 66V67H24ZM29 66H31V65H29ZM34 66V65H33ZM57 66L59 67L60 66V64L58 63V65H56L55 67L57 68ZM60 66V67H61ZM74 67H75V65H73ZM83 66H85V65H83ZM89 66V65H88ZM93 66H94V64H93ZM93 66H90V67H93ZM97 67H98V65H96ZM128 66L130 67V68H128ZM147 66V65H146ZM148 66H149V64H148ZM166 66V65H165ZM195 66V65H194ZM205 67L204 68H206L207 66H206V64L204 65ZM221 66H223V65H221ZM231 66V65H230ZM232 66V67H233ZM244 66H245V64H244ZM244 66L242 67V71H243V68H244ZM255 66H256V64H255ZM26 67V68H27ZM41 67V68H40ZM49 67H50V65H49ZM97 67H95V69L97 68ZM142 67V66H141ZM188 67L189 68H192V67H190L189 65H188ZM237 67H239V66H236V70H238L237 69ZM240 67H241V65H240ZM248 67V66H247ZM264 67V66H263ZM25 68V67H24ZM81 68V67H80ZM86 68V67H85ZM88 68V67H87ZM100 68V69H101ZM135 68H136V66H135ZM134 68V69H135ZM138 68V67H137ZM136 68V69H137ZM143 68V67H142ZM141 68V69H142ZM172 68V67H171ZM195 69H196V67H194ZM202 68V67H201ZM210 68V67H209ZM208 68V69H209ZM252 68H253V66H252ZM258 68V70H259V67H257ZM260 68H261V66H260ZM41 69H44V70H41ZM55 71V73H56V70L57 69H61V68H57V69H55V68H53ZM98 69V68H97ZM100 69H98L97 71H96V73L97 72H99V70ZM133 69V68H132ZM133 69V70H134ZM140 69V68H139ZM145 69H147V68H145ZM144 69V70H145ZM165 68H163V70H164ZM167 69H169V68H167V66H166V69H165V72H167L166 70ZM216 69V68H215ZM221 69H222V67H221ZM225 69V68H224ZM233 69H229V70H231V73H233L232 72V70ZM245 69H246V74H247V68H246V66H245ZM248 69H250V71H251V66H250V68H248ZM256 69V68H255ZM262 69H264V68H262ZM69 70V69H68ZM70 70H72V68L70 69ZM69 70V71H70ZM73 70H75V68H73ZM80 70V69H79ZM82 70H83V67H82ZM86 70V69H85ZM101 70H103V69H101ZM122 69H120V70H118V71H121ZM157 70V69H156ZM172 70H173V68H172ZM184 70H186V69H184ZM191 70V69H190ZM201 70V69H200ZM206 70V69H205ZM220 70V69H219ZM257 70V69H256ZM40 71V72H39ZM64 71V70H63ZM65 71V72H66ZM76 71V70H75ZM123 71H124V69H123ZM138 71V70H137ZM136 71V72H137ZM140 71V70H139ZM143 71V70H142ZM145 71H149V69H147V70H145ZM169 71H171V70H169ZM177 71V70H176ZM188 71V70H187ZM202 71V70H201ZM210 71V70H209ZM212 71V70H211ZM222 71V70H221ZM50 72H52V71H50ZM60 72V71H59ZM72 71H70V72H67V75H66V77H68V76H70L72 73H71ZM90 72V71H89ZM95 72V71H94ZM102 72V71H101ZM125 72H123V73H125ZM133 72V71H132ZM157 72V71H156ZM159 72V71H158ZM189 72V71H188ZM227 72V71H226ZM236 72V71H235ZM249 72V71H248ZM259 72V71H258ZM261 72V71H260ZM23 73V74H22ZM53 73V72H52ZM54 73V74H55ZM61 73V72H60ZM64 73V72H63ZM68 73H70V74H68ZM81 73V72H80ZM103 73V72H102ZM122 73V72H121ZM122 73V74H123ZM149 73H151V72H149ZM162 73V72H161ZM186 73V72H185ZM193 72L191 71V74H192ZM229 73V72H228ZM238 73V72H237ZM237 73H236V75H237ZM244 73V72H243ZM242 73V74H243ZM250 73H252V71L250 72ZM255 73V72H254ZM33 74H35L34 76H33ZM37 74V75H38ZM48 74H50V73H48ZM54 74H51V76L52 75H54ZM76 74V73H75ZM73 75L74 76V78H75V76H77V75ZM83 74V73H82ZM89 74V73H88ZM95 74V73H94ZM99 74H100V72H99ZM146 74L147 73H145V72H142L141 73V75H140V78L139 79H137L136 80V82L135 83H137V81L139 80V84H137V85H135L134 83H131L132 85L131 86H127V84H126V87L125 88H127V90L125 89L124 91H125V93L126 92H128L127 93V97H126V109H125V114L123 115V116H125V118H126V124H127V126H126V128H129V129H132V128H134L135 129V127H137L138 128V125H137V123L138 122H136L135 120L137 119L136 118V116H135V114H136V112H137V114H141V112H142V116H143V113L145 112V110H146V108H147V93L146 94H144V92H145V90H144V82L146 81V78H148V77H150L149 75L148 76H146ZM171 74V78H172V83H171V80L169 81V80H167L166 79V82L167 81H169L171 84H170V86H173L172 88L173 89H177L176 88V86H177V78H176V74H175V72H174V70L170 73ZM178 74V73H177ZM189 74V73H188ZM196 74H198V73H196ZM199 74H201L200 73V71H199ZM218 74H219V72H218ZM227 74V73H226ZM230 74V73H229ZM228 74V75H229ZM258 74V73H257ZM262 74H263V71H262ZM39 75H41V74H39ZM46 75V74H45ZM57 75V74H56ZM59 75V74H58ZM79 75V74H78ZM81 75V74H80ZM84 75H86V76H88L87 75V72L86 73H84ZM84 75H82L81 77L82 78H84L83 76ZM118 75V74H117ZM127 75H125V77L127 76ZM134 75V74H133ZM138 75V74H137ZM167 75H169V74H167ZM182 75V74H181ZM195 74H193V76H194ZM221 75V74H220ZM252 75V74H251ZM254 75H256V74H253L252 76H254ZM21 76V77H20ZM25 76V77H26ZM61 76V75H60ZM89 76H91L90 77V79L94 76L93 75V72H92V75H89ZM89 76H88V78H89ZM98 76V75H97ZM100 76V75H99ZM102 76V75H101ZM129 76V75H128ZM170 76V75H169ZM196 76V75H195ZM201 76V75H200ZM199 76V77H200ZM214 76V75H213ZM232 76V75H231ZM243 76V78L245 77L246 78V75H242ZM249 76V75H248ZM259 75H257V77H258ZM5 77V78H4ZM18 77H20V78H18ZM24 77V78H25ZM30 77H26V78H29L30 79ZM37 78H38V76H36ZM35 77V78H36ZM41 77V76H40ZM50 77V76H49ZM59 77V76H58ZM79 77V76H78ZM81 77H79V78H81ZM134 77H136V76H134ZM187 77H189V76H187ZM225 77V76H224ZM235 77V76H234ZM233 77V78H234ZM250 77V76H249ZM263 76H261L260 77V79L262 78ZM18 78V79H17ZM25 78V79H26ZM35 78H33V80L35 79ZM52 78H54V77H52ZM70 78V77H69ZM72 79H73V77H71ZM78 78V79H79ZM87 77L85 78V81H84V79H83V81L84 82H87L86 81V79H88ZM102 78V77H101ZM130 78V77H129ZM129 78L127 79V80H129ZM136 78H138V77H136ZM163 78V77H162ZM168 78V77H167ZM185 78V77H184ZM184 78H183V80H184ZM195 78V77H194ZM219 78V77H218ZM230 78V77H229ZM232 78V77H231ZM232 78V79H233ZM243 78H242V80H243ZM25 79L23 80L24 82H25ZM29 79H26V81H28ZM93 79V78H92ZM96 79V78H95ZM95 79H94V81H95ZM133 79V78H132ZM169 79V78H168ZM181 79H182V77H181ZM196 79V78H195ZM194 79V80H195ZM236 79V78H235ZM247 79H248V77H247ZM253 79L255 80V78L253 77ZM22 80V79H21ZM30 80H32V79H30ZM47 80V79H46ZM99 80H101L100 78H99ZM103 80V79H102ZM121 80H122V78H121ZM120 80V81H121ZM123 80H125V78H123ZM126 80V81H127ZM197 80V79H196ZM205 80H206V78H205ZM218 80V79H217ZM216 80V81H217ZM227 80H228V78H227ZM241 80V79H240ZM253 80V81H254ZM35 81V80H34ZM34 81H33V83H34ZM56 81V80H55ZM55 81H54V83H55ZM59 81V80H58ZM60 81H61V79H60ZM59 81V82H60ZM63 81V80H62ZM67 81V79L65 80V82ZM70 81V80H69ZM74 81V80H73ZM73 81H71V82H69L68 83V90H70V92H71V94L73 95L74 94V92H76L75 91V86L76 85H74L73 86ZM80 81V80H79ZM81 81H82V79H81ZM119 81V82H120ZM147 81H150V79L149 80H147ZM179 81V80H178ZM191 77H189V78H186V80H185V84H186V86L188 87V88H191L192 89V87H191ZM208 81V80H207ZM220 81V80H219ZM230 81H231V79H230ZM236 81V80H235ZM235 81H233V82H235ZM253 81L250 83V81L248 82V84L250 83V86H251V84L253 83ZM7 82V81H6ZM7 82V83H8ZM21 82V81H20ZM23 82V85H25V86H23V87H26V84H31V83H29L30 81H28V83L27 82H25L24 83ZM46 82V81H45ZM59 82H58V84H59ZM73 82V83H72ZM84 82H83V85H81V87H83V86H85V88H86V86L87 85H85L84 84ZM101 82V81H100ZM114 82L116 83L115 85H114ZM133 82V81H132ZM151 82V81H150ZM168 82V83H169ZM196 82V81H195ZM223 82V81H222ZM232 82V81H231ZM239 82V81H238ZM241 82V81H240ZM239 82V83H240ZM244 82V84L246 83V80H244L243 81ZM242 82V83H243ZM262 82V81H261ZM260 82V83H261ZM7 83H5V84H7ZM32 83V84H33ZM63 83H64V81H63ZM90 83V82H89ZM93 83H95V82H93ZM203 83V82H202ZM225 83V82H224ZM259 83V84H260ZM4 84V85H5ZM20 84V86H18ZM18 85H17V83L15 84V85H17V87L19 88H21V83H19ZM56 84V83H55ZM75 84H77V80H76V82H75ZM90 84H92V83H90ZM96 84V86H97V84L98 83H95ZM134 84V85H133ZM183 84V83H182ZM201 84V83H200ZM205 84V83H204ZM212 84V83H211ZM217 84V83H216ZM254 84L256 85L257 84V80H256V83H255V81H254ZM42 85V84H41ZM60 85H61V83H60ZM63 85V84H62ZM77 85H79V84H77ZM94 85V84H93ZM92 85V87L94 88L95 86H93ZM123 85V84H122ZM129 85V84H128ZM149 85V84H148ZM148 85H147V87H148ZM154 85V84H153ZM169 85V84H168ZM202 85V84H201ZM209 85V84H208ZM219 85V84H218ZM221 85V84H220ZM231 85V84H230ZM254 85V86H255ZM258 85V84H257ZM257 85H256V87H257ZM1 86H2V83H1ZM8 86H9V83H8ZM13 86V85H12ZM28 86V85H27ZM58 86V85H57ZM80 86V85H79ZM79 86H77V87H79ZM117 86H120V84L118 85L117 84ZM160 86V85H159ZM166 86V85H165ZM170 86H168V87H170ZM192 86H194V84L192 85ZM196 86H199V85H196ZM222 86V85H221ZM236 86V85H235ZM238 86V85H237ZM240 86H241V84H240ZM240 86L238 87V88H240ZM249 86V87H250ZM259 86H261V84L259 85ZM263 86H264V83H263ZM7 87V86H6ZM15 87V86H14ZM33 87V86H32ZM31 87V88H32ZM41 87H43V86H41ZM45 87V86H44ZM55 87V86H54ZM64 87V86H63ZM65 87H66V85H65ZM65 87L63 88V89H65ZM90 87V86H89ZM91 87V88H92ZM145 87H146V85H145ZM150 87V86H149ZM149 87H148V89H149ZM178 87V86H177ZM187 87H185V88H187ZM225 87V86H224ZM226 87H228V86H226ZM230 87V86H229ZM242 87V86H241ZM246 87V86H245ZM252 87H253V85H252ZM251 87V88H252ZM255 87V88H256ZM16 88V87H15ZM30 88V87H29ZM56 88V87H55ZM55 88H54V90H55ZM92 88V89H93ZM96 88V87H95ZM102 88V87H101ZM101 88H99V85H98V90L99 89H101ZM119 88V87H118ZM161 88V87H160ZM166 88V87H165ZM220 88V87H219ZM231 88V87H230ZM254 88V89H255ZM262 88V87H261ZM2 89V88H1ZM4 89V91H6V89L5 88H3ZM8 89V88H7ZM13 90H16V89H14V88H12ZM44 89V88H43ZM46 89V88H45ZM49 89V88H48ZM58 89H60V87H58ZM61 89H62V87H61ZM60 89V90H61ZM63 89H62V91H63ZM79 89H81V88H79ZM84 88H82V90H83ZM86 89H89V88H86ZM92 89H90V90H86L87 92L89 91V92H92ZM146 89V88H145ZM153 89V88H152ZM158 89V88H157ZM169 89H171V88H169ZM199 89V88H198ZM204 89V88H203ZM212 89V88H211ZM243 89V88H242ZM241 89V90H242ZM254 89H252V90H254ZM257 89V88H256ZM260 89V88H259ZM27 90V89H26ZM26 90H24V88H23V91H26ZM36 90V89H35ZM53 90V89H52ZM59 90V91H60ZM66 90V89H65ZM78 90V89H77ZM82 90H80L81 92H82ZM95 89H93V91H94ZM120 90V89H119ZM122 90V89H121ZM150 90V89H149ZM193 90V89H192ZM190 91V94H189V97H188V101H191L190 103L192 104V106L191 107H193V103H195V101H194V91ZM209 90V89H208ZM224 90H225V88H224ZM223 90V91H224ZM236 90H237V87H236ZM240 90V89H239ZM263 90V89H262ZM2 92H4L3 90H1ZM17 91V90H16ZM20 91H21V89H20ZM19 91V92H20ZM23 91H22V94H24V96H25V93H23ZM47 91V90H46ZM49 91V90H48ZM79 91V90H78ZM79 91V92H80ZM96 91V90H95ZM94 91V93L96 94V92ZM101 91V90H100ZM147 91V90H146ZM151 91V90H150ZM155 91V90H154ZM174 91V90H173ZM211 91V90H210ZM227 91H229V90H227ZM2 92H0V93H2ZM9 92V91H8ZM11 93H9V95H11V96H13V93H12V90L10 91ZM18 92V93H19ZM27 92H28V90L26 91V95H27ZM35 92V91H34ZM40 92V91H39ZM51 92H53V91H51ZM61 92V91H60ZM59 92V93H60ZM66 92V95L69 93V91H68V93H67V90L65 91ZM86 92V93H87ZM149 92V91H148ZM158 92V91H157ZM166 92V91H165ZM171 92V91H170ZM209 92V91H208ZM225 93H227L226 91H224ZM232 92V91H231ZM249 92H250V90L247 92L248 93V95H250L251 94V96L252 97H250V96H248V97H250L249 99H254L253 98V93H255V92H253V93H250L249 94ZM263 92H264V90H263ZM262 91H261V93L262 94H264ZM31 93V92H30ZM58 93V91H57V94H58V96L60 97V94ZM83 93H85L84 91H83ZM151 93V92H150ZM153 93V92H152ZM152 93H151V95H152ZM162 93V92H161ZM178 93V92H177ZM210 93V92H209ZM216 93V92H215ZM242 92H240L239 94H241ZM256 93H258V92H256ZM4 94H6L5 92H4ZM8 94V93H7ZM16 94V93H15ZM21 94V93H20ZM19 94V95H20ZM21 94V95H22ZM41 94H45V93H41ZM65 93H63L62 92V95H64ZM71 94H69V99H67V101L65 100V98L64 99H62V101H66L65 103H63L62 101H61V99H60V101L58 100V101H56L57 99H55V102H61V103H63V106H62V104H61V106H62V108H61V106H58V111H59V109H60V114L58 113V115H60L59 117H57L58 119H55V123H52V120H53V118L51 119V118H48L50 115H51V112L49 113L50 115H48V119L46 120L48 123H49V119H51V121H50V125L49 124H47V125H45L46 127L45 128H43L42 130H43V144H42V142H40L41 144H42V149H40L41 151H42V154H40V156L42 155V165H40V162L38 163L39 164V168H38V170L36 171V170H34L33 168L32 169H30L31 170V172H30V174H28V178H26L27 177V175H25V178L26 179H28V183H27V186L25 187V185L23 184V186H24V188H25V190L27 191H25L24 190V188L23 189H21L22 188V185H20V183L19 184H17V182H15V180H14V182L11 180V178H12V173H16V171H14L13 169H14V167H10V169H12L11 171H10V173H8L7 171H8V168L6 169V167H7V161H8V159H11V158H15L16 156H18V160H17V163H18V161L23 157L24 158V155L23 154H21V153H23L22 151L23 150H27L28 148H29V151H31L32 153L36 150V145H37V143L39 142V136L38 135H36V134H32V135H30V136H27V137H22L21 139H19V143H18V146H15V149L13 150V152L11 153V152H9V153H11L10 155H8V158H7V161L6 160H2L3 159V157H1V155H2V152H1V155H0V191H1V193L2 194H0V264H18L17 263V261H16V259L15 258H17V256L15 257V254H16V250L18 249H12V247H13V245L15 246L17 243H15V238H17V237H13L12 235H14L15 233L14 232H17V234H18V232H22V234H26L27 233V230H28V227L29 226H27V225H29V222H28V224L26 225L25 223H24V226L26 225V227H27V229H26V232L24 231H22L23 229V227L20 225V219L18 220H16L14 217L15 216H17V213H18V206L19 205H21V203H20V199H21V197L22 198H25V200H26V198H27V202L26 201H23V199H22V202H26V204L28 205V206H30V207H32V210H30L29 209V207L24 203V204H22V206H24L25 205V207L27 206L28 208V210H30V212L31 211H33V213L35 214L34 215V217L31 215V217H33V218H37V221H38V219L40 218V219H42L43 217H44V219H47V218H45L46 216H47V214H49L47 211H48V209H49V207H50V205L51 204H53L51 201H53V197L52 196H54L56 193L55 192H53V189H54V187H55V184L57 183V185H58V182H56L57 180H58V178H59V180H60V178L61 179H63V182H66V181H64V176H66V180H68V183H69V187H68V184H66L65 185V183H61L60 181V183H61V185H60V183H59V185L60 186H62V187H64V186H67V188H69V193H68V198H69V200H70V202L73 204V206L74 207H72L73 209H72V211L71 210H68V215L70 216V214H69V211H71V216H70V218H66V217H64V218H61V219H67V221L65 222V221H61V223L63 222H65L64 224H65V226H67V228L66 229H69L68 231H69V236H71V237H73L74 238V240L77 238L78 240H79V242H81L82 243V245H83V248H88V250H89V248L91 249V247H93L94 248V254H95V257L96 258H93V261H94V259L96 260V259H98V261L101 259L102 260V262H103V264H134L135 263V261L134 260H137L138 258H136V253H137V249H139V250H141V252L143 251V249L145 250L146 248V252H147V255H146V257H144L145 259L143 260V262H141V263H143V264H180V262H179V260H176V258L178 257L179 258V255H180V253H179V255L178 254H176V255H178V256H176V257H174L175 258V260L174 259H171V257L169 258V257H167V251H168V249H166V248H169V251L171 252V248H170V246L172 247L173 245H170V246H168L171 242H173V240L171 241V239H172V237H171V239H170V243H169V240H168V242L166 243V245H165V243H164V241H165V239H167V236H165L166 238L164 239V241H163V239H162V241H163V243H160L161 241H159V243L160 244H163V246H160V244H159V246L160 247H162V248H160L158 245H157V243H156V240H154L155 238V235H156V230H154V222L156 221L155 219V221L152 223V218H150L151 216H147L145 219V222H143V220L141 221V224L140 223H138V224H135L134 226L132 225V227H135V229H134V233H135V235L137 236V237H140V238H138V239H135L134 237H132V236H130L131 234V231L129 230V226L128 227H126L125 228V226L127 225V223L125 224V226H123L124 228V230L122 229V230H120L121 228H119V229H116V226L114 225H112L110 222H109V218L111 219L112 217H110L111 215L110 214H108V210H107V204H109L108 203V201H111V200H109V193L111 194V192H106V187L105 188H101L99 185H98V183L97 182H95V181H98V179L97 180H95V178H97L98 176L99 177H101V180H102V176H104L105 177V173L107 172V171H111V170H107L106 171V165H113V166H111L112 168L114 167V166H116V169H118L119 168V166H118V164H119V162L120 163H122L123 164V166H124V168H123V172H121V170H119L120 171V173H119V171H113V169H112V171L113 172H111V174L113 175V177L114 178H116V179H113V185L112 186H114V187H111V188H113V193L114 194H112V196L113 195H117V192H116V190H115V187H116V184H117V182H115V181H118V183H120L121 181L120 180H122L123 181V178H124V180H127L128 178L127 177H130V176H132L133 177V175H131V174H133V172L134 171H131L132 170V166L130 165H127L126 164V160L127 159H124V156L120 153V151H118L119 153L117 154V153H115L116 151H114L113 150V147H111L112 149H110V150H112L111 151V155H108V156H110L109 158H108V160H107V158H106V155L104 156L105 157V161H104V163L102 164V162L103 161H101V164L99 165L98 163V165L97 166H95L96 164L94 163V166H95V169L96 170H92V166L90 165V163H89V161H88V158H90V157H88V155L85 153V152H87V151H84V153H82V150H83V148H85V146H84V144H83V148H82V150H81V143H83L82 142V138H83V136H82V134H80V132H77L75 129H76V127H75V122L77 121L78 123H79V121H80V119L81 118H84L83 116L86 114V111H87V109L89 110V103H90V101L88 102L87 101V98H86V100L85 99H83V101L81 100L80 101V99H78V97H76V95L74 96L75 98H73V97H71ZM75 94H79L78 92H76ZM81 94V93H80ZM91 95L93 94V93H90ZM89 94V95H90ZM98 94V93H97ZM163 94V93H162ZM165 94V93H164ZM183 94V93H182ZM196 94V93H195ZM202 94V93H201ZM228 94V93H227ZM235 94V93H234ZM238 94V93H237ZM18 95V96H19ZM35 95V94H34ZM55 96H57L56 94H54ZM84 94H82L81 95V98H82V96H83ZM91 95L89 96V97H91ZM125 95V94H124ZM146 95V96H145ZM151 95H150V97H151ZM156 95V94H155ZM219 94H217V96H218ZM222 95V94H221ZM221 95H219V96H221ZM259 94H257L256 96H258ZM4 96H7V95H4ZM9 97V101H11V103H13L12 101L14 100V97L12 98V97ZM15 96H17V94L15 95ZM18 96H17V98H18ZM24 96H23V98L22 99H24ZM38 96V95H37ZM42 97H43V95H41ZM46 96H47V94H46ZM53 94L51 95V98H53V97H55V96H53ZM93 96V95H92ZM101 96V97H102ZM120 96V95H119ZM118 96V97H119ZM149 96V95H148ZM158 96V95H157ZM171 96V95H170ZM169 96V97H170ZM179 96H180V94H179ZM186 96V95H185ZM203 96V95H202ZM207 96V95H206ZM255 96V97H256ZM26 97V96H25ZM39 97H40V94H39ZM45 97V96H44ZM59 97H58V99H59ZM63 97H65V96H62V98ZM67 97V96H66ZM86 97V96H85ZM95 96H93V98H94ZM124 97V96H123ZM122 97V98H123ZM160 97V96H159ZM196 97V96H195ZM225 97V96H224ZM239 97V96H238ZM242 97V96H241ZM247 97V98H248ZM262 97V99L264 98L263 97V95L261 96ZM260 97V98H261ZM2 98V97H1ZM5 98V97H4ZM7 98H8V96H7ZM50 98V97H49ZM68 98V97H67ZM93 98H90V99H92L93 100ZM120 98V97H119ZM153 98V97H152ZM167 98V97H166ZM175 98V97H174ZM180 98V97H179ZM182 98H185L184 96H182ZM199 98V97H198ZM209 98V97H208ZM207 98V99H208ZM227 98V97H226ZM231 98V97H230ZM235 98V97H234ZM246 98V99H247ZM260 98H257V99H260ZM6 99V98H5ZM4 99V100H5ZM13 99V100H12ZM20 99H21V97H20ZM20 99H19V101H20ZM46 99H47V97H46ZM99 99H100V96H99ZM98 99V100H99ZM160 99V98H159ZM162 99V98H161ZM211 99V98H210ZM242 99V98H241ZM257 99H255L254 101H255V103H256V100ZM7 100V99H6ZM38 100V99H37ZM45 100V99H44ZM91 100V101H92ZM203 100H204V98H203ZM251 100V102H250V104L253 102ZM15 101H16V98H15ZM18 101V100H17ZM26 101H27V99H26ZM33 101V100H32ZM51 102L52 101H54V100H50ZM49 100L47 101L48 103L50 102ZM120 101V100H119ZM123 102H124V100H122ZM122 101H121V103H122ZM150 101V100H149ZM157 101H158V99H157ZM169 101V100H168ZM176 101V100H175ZM178 101V100H177ZM180 102L181 101H183L182 99L181 100H179ZM224 101V100H223ZM233 101H234V99H233ZM248 101V100H247ZM259 101V100H258ZM260 101H262V100H260ZM259 101V105L261 104V102ZM6 103V102H8V101H3L2 100V103ZM20 102H23V101H20ZM19 102V103H20ZM28 102V101H27ZM39 102V101H38ZM42 102V101H41ZM46 102V101H45ZM45 102H43V103H45ZM46 102V103H47ZM50 102V103H51ZM95 102V100L92 102V103H94ZM102 102H100V104L102 103ZM152 102V101H151ZM154 102V101H153ZM179 102V103H180ZM187 102V101H186ZM210 102V101H209ZM225 102V101H224ZM226 102H229V100L228 101H226ZM235 102V101H234ZM249 102V101H248ZM247 102V103H248ZM2 103H0V107L1 108H4L5 107V105H3ZM10 102H8L7 104H9ZM17 103V102H16ZM46 104V105H48L49 106V104ZM54 103V102H53ZM98 103V102H97ZM120 103V104H121ZM190 103H188V104H190ZM220 103V102H219ZM222 103V102H221ZM240 103V102H239ZM239 103H238V107H239ZM262 103H264V102H262ZM21 104V103H20ZM41 104V103H40ZM39 104V105H40ZM58 104V103H57ZM57 104L55 105L56 106V109H57ZM60 104V103H59ZM99 104V103H98ZM97 104V105H98ZM99 104V105H100ZM124 104V103H123ZM160 104V103H159ZM174 104V103H173ZM231 104V103H230ZM246 104V103H245ZM2 105V106H1ZM14 105H16L15 104V102H14ZM17 105H19V104H17ZM17 105H16V107H17ZM35 105V104H34ZM43 105V104H42ZM45 105V104H44ZM97 105H94V106H97ZM98 105V106H99ZM178 105V104H177ZM198 105V104H197ZM228 105V104H227ZM252 105V104H251ZM257 105H258V103H257ZM259 105H258V107L257 106H255V107H252V108H259ZM264 105V104H263ZM8 107H9V105H7ZM5 107L6 109L8 108V107ZM11 106H12V104H11ZM22 106V105H21ZM38 106V105H37ZM180 106V105H179ZM182 107H183V104L181 105ZM189 106V105H188ZM206 106V105H205ZM217 106V105H216ZM222 106V105H221ZM229 106V105H228ZM228 106H226V108L228 107ZM233 106V105H232ZM248 106V105H247ZM40 107V106H39ZM38 107V108H39ZM43 107V106H42ZM45 107V106H44ZM47 107V106H46ZM53 107V106H52ZM51 107V108H52ZM60 107V108H59ZM103 107V106H102ZM242 107V106H241ZM262 106L260 105V108H261ZM5 108H4V110H5ZM32 108H35V107H32ZM50 108V106L48 107V109L46 108V110H44V111H46V113L48 114V112L47 111H52V109ZM94 108V107H93ZM100 108V106L98 107V109ZM104 108V107H103ZM120 108H122V107H120ZM154 108V107H153ZM162 108H164V107H162ZM185 108H186V104H185ZM194 108L195 107H193V110H194ZM218 108V107H217ZM234 108H235V106H234ZM240 108V107H239ZM249 108V107H248ZM248 108H247V110H248ZM251 108V107H250ZM259 108V109H260ZM28 109H29V107H28ZM35 109H37V108H35ZM54 109V111H55V108H53ZM95 110H96V108H94ZM93 109V110H94ZM179 109V108H178ZM207 109V108H206ZM209 109V108H208ZM207 109V110H208ZM222 109V108H221ZM233 109V108H232ZM242 109H244V108H242ZM258 109V110H259ZM262 109V111H263V109L264 108H261ZM1 110V109H0ZM3 110V111H4ZM13 110V109H12ZM18 110V109H17ZM30 110V109H29ZM28 110V111H29ZM38 110V109H37ZM37 110L35 111V112H37ZM41 110H42V108H41ZM42 110V111H43ZM91 110V109H90ZM168 110V109H167ZM220 110V109H219ZM237 110V109H236ZM257 110V109H256ZM2 111V110H1ZM0 111V112H1ZM3 111H2V114H4L5 113V111H4V113H3ZM27 111V110H26ZM32 111H33V109H32ZM31 111V113H33ZM53 111V112H54ZM57 111V110H56ZM176 111V110H175ZM181 111V110H180ZM179 111V112H180ZM185 111H187V110H185ZM190 111V110H189ZM191 111H192V108H191ZM195 111V110H194ZM228 111V110H227ZM249 111V110H248ZM250 111H252V109L250 110ZM30 112V111H29ZM53 112H52V114H53ZM93 112H95V111H93ZM101 112V111H100ZM166 112V111H165ZM208 112H209V110H208ZM234 112H235V110H234ZM243 112V111H242ZM247 112V111H246ZM257 112V111H256ZM259 112V111H258ZM22 113H24V108L23 109H21V110H19L16 114L17 115H21ZM39 113H40V111H39ZM57 113V112H56ZM97 113V112H96ZM175 113V112H174ZM185 113V112H184ZM183 113V114H184ZM193 113V112H192ZM221 113V112H220ZM230 113V112H229ZM249 113H251V112H248V114ZM252 113H253V111H252ZM252 113H251V115H249L250 117L252 116L253 118H254V120L256 119V114H255V111H254V116L252 115ZM263 113V112H262ZM1 114V113H0ZM15 114V115H16ZM30 114V113H29ZM29 114H27V115H29ZM35 114V113H34ZM41 114V113H40ZM40 114H39V117H38V115H35V116H37L38 118H40ZM45 114V113H44ZM44 114H43V116H44ZM92 114V113H91ZM99 114V113H98ZM136 114V115H137ZM169 114V113H168ZM190 114H191V112H190ZM207 114V113H206ZM235 114V113H234ZM247 114V113H246ZM247 114V115H248ZM260 114V113H259ZM264 114V113H263ZM17 115H16V118L15 119H17ZM23 115V114H22ZM25 115V114H24ZM93 115H95V114H93ZM102 115H104V114H102ZM101 115V116H102ZM156 115V114H155ZM159 115V114H158ZM192 115V114H191ZM232 115H233V113H232ZM231 115V116H232ZM257 115H258V113H257ZM1 116H3V115H1ZM26 116V115H25ZM30 116V115H29ZM34 116V115H33ZM45 116H47V115H45ZM52 116V115H51ZM56 116V115H55ZM87 116V115H86ZM90 116V114L88 115V117ZM137 116H141V115H137ZM151 116V115H150ZM193 116V115H192ZM192 116H190L191 118H192ZM249 116H247V117H249ZM260 116V115H259ZM262 116V115H261ZM15 117V116H14ZM22 117V116H21ZM52 117H54V116H52ZM88 117H86V118H88ZM92 116H90L89 117V119L91 118ZM100 117V116H99ZM154 117V116H153ZM161 117V116H160ZM184 117V116H183ZM199 117V116H198ZM232 117H233V119H232ZM232 117H230L232 120H234L235 119V115H233ZM243 117V116H242ZM264 117V116H263ZM263 117H261V118H263ZM18 118H20V117H18ZM23 118V117H22ZM54 118H56V117H54ZM85 118V119H86ZM98 118V117H97ZM96 118V119H97ZM148 118V117H147ZM163 118H164V116H163ZM226 118V117H225ZM260 118V119H261ZM10 119H13V117H11ZM9 119V122H11V120ZM24 120H26L25 118H23ZM29 119V118H28ZM27 119V120H28ZM45 119H46V117H45ZM45 119L43 120V121H45ZM88 119V120H89ZM99 119V118H98ZM102 119V118H101ZM199 119V118H198ZM214 119V118H213ZM222 119H224V118H222ZM237 119V118H236ZM264 119V118H263ZM14 120V119H13ZM41 119H40V124L42 125V121ZM87 120V119H86ZM91 120V119H90ZM122 120V119H121ZM120 120V121H121ZM142 120V119H141ZM145 120V119H144ZM231 120V121H232ZM247 120V119H246ZM250 120H251V118H250ZM16 121H18V120H16ZM16 121H13V123L10 125V127L11 126H13V124L16 122ZM21 121V120H20ZM31 121H33V120H31ZM54 121V120H53ZM83 121H84V119H83ZM96 121V120H95ZM205 121H206V119H205ZM221 121V120H220ZM223 121V120H222ZM225 121V120H224ZM223 121V122H224ZM236 121V120H235ZM243 121V120H242ZM248 121V120H247ZM258 123H260V126H258V127H261L263 124L261 123V122H259L260 120H259V118H258V120H256ZM255 121V122H256ZM26 122V121H25ZM36 122H38V121H36ZM46 122V123H47ZM82 121H80V123H81ZM140 122V121H139ZM230 121H228V123H229ZM250 122V124L251 123H253V119H252V122L251 121H249ZM263 122H264V120H263ZM27 123L28 122H26V126H27ZM39 123V122H38ZM43 123H45V122H43ZM87 123V122H86ZM123 123V122H122ZM153 123V122H152ZM226 123V122H225ZM228 123H226V124H228ZM232 122H230L229 124H231ZM235 123V122H234ZM7 124V123H6ZM19 124V123H18ZM25 124V123H24ZM31 124V122L29 123V125ZM34 123L32 122V125H33ZM82 124H84V122L82 123ZM125 124V125H126ZM218 124V123H217ZM220 124V123H219ZM237 124V123H236ZM243 124V123H242ZM249 124V125H250ZM4 125V124H3ZM16 125H17V122H16ZM21 124H19V126H20ZM31 125V126H32ZM39 125V124H38ZM37 125V126H38ZM71 125L73 126L74 125V127L72 128L71 127ZM76 125H77V123H76ZM102 125V124H101ZM122 125V124H121ZM141 125V124H140ZM139 125V126H140ZM209 125V124H208ZM225 125V124H224ZM238 125V124H237ZM247 125H248V123H246V127H247ZM256 125H259V124H256ZM6 126V125H5ZM36 126V127H37ZM88 126V125H87ZM97 126V125H96ZM95 125H93V127H96ZM228 126V125H227ZM233 126V125H232ZM244 126V125H243ZM255 128H254V127ZM13 127H15V126H13ZM21 127V126H20ZM23 127V126H22ZM21 127V128H22ZM43 127H44V125H43ZM78 127V126H77ZM81 127H83V126H81ZM212 127V126H211ZM219 127V126H218ZM225 127V126H224ZM235 127V126H234ZM234 127H232V128H234ZM249 127V126H248ZM250 127H251V125H250ZM252 127H253V129H255V130H257L256 129V126L253 124L252 125ZM24 128V127H23ZM30 128V127H29ZM40 128H42V127H39L38 126V130L40 129ZM84 128H85V126H84ZM101 128V127H100ZM104 128V127H103ZM151 128V127H150ZM166 128V127H165ZM188 128V127H187ZM191 127H189L188 129H190ZM238 128V127H237ZM263 128H264V126H263ZM263 128H261V129H263ZM26 129H28V128H26ZM25 129V130H26ZM94 129V128H93ZM129 129H126L127 131L129 130ZM141 129V128H140ZM143 129V128H142ZM147 129V128H146ZM145 129V130H146ZM208 129V128H207ZM251 129V128H250ZM253 129H251L252 130V133H251V135L253 134ZM260 129V128H259ZM258 129V130H259ZM24 130V131H25ZM30 130V129H29ZM35 130H36V128H35ZM41 130V129H40ZM95 130V129H94ZM155 130V129H154ZM159 130H160V128H159ZM186 130V129H185ZM218 130V129H217ZM223 129H222V127H221V131H222ZM236 130V129H235ZM234 130V131H235ZM238 130H240V129H237V131ZM242 130H243V128H242ZM4 131V130H3ZM8 131H10V130H8ZM20 131V130H19ZM19 131H17V132H19ZM28 131V130H27ZM26 131V132H27ZM33 131V130H32ZM31 131V132H32ZM37 131V130H36ZM81 131V130H80ZM99 131V130H98ZM122 134H121V139H120V137L119 138H117V139H119L120 141H121V143H124L125 142V145H127V144H130L131 142H133V141H130L129 143H127L126 144V142L127 141H124V137H126L125 135L127 134V132H126V134L124 133V131H125V127L124 126H122ZM136 131H137V129H136ZM135 131V132H136ZM141 131V130H140ZM157 131V130H156ZM226 131H229V129L228 130H226ZM225 131V132H226ZM233 131V130H232ZM236 131V132H237ZM247 131H249L248 129H247ZM246 131V132H247ZM261 132H262V130H260ZM11 132V131H10ZM14 132V131H13ZM39 132V131H38ZM41 132V131H40ZM94 132V131H93ZM118 132V131H117ZM133 132V131H132ZM145 132V131H144ZM147 132V131H146ZM169 132V131H168ZM191 132H192V130H191ZM207 132V131H206ZM216 132V131H215ZM219 132V131H218ZM230 132V131H229ZM228 132V133H229ZM235 132V134H234V132L232 133V134H234V136L237 134ZM251 132V131H250ZM6 131H5V133L3 134V135H1V136H5L6 135ZM28 133V132H27ZM42 133V132H41ZM82 133V132H81ZM99 133V132H98ZM143 133V132H142ZM192 133H194V132H192ZM221 133V132H220ZM224 133V132H223ZM255 133V132H254ZM8 134V133H7ZM18 134V133H17ZM21 134V133H20ZM26 134V133H25ZM39 134V133H38ZM83 134H85V132L83 133ZM91 134V133H90ZM93 134V133H92ZM101 134V133H100ZM131 134V133H130ZM129 134V135H130ZM189 134H190V131H189ZM242 134H243V132H242ZM250 133H248V135H249ZM263 134H264V131H263ZM24 135V134H23ZM41 135V134H40ZM87 135V134H86ZM118 135H120V134H118ZM118 135H116V137L118 136ZM128 135V136H129ZM132 135H134L133 133H132ZM183 135V134H182ZM187 135V134H186ZM195 135V134H194ZM212 135V134H211ZM216 136H218L217 134H215ZM215 135H214V137H215ZM228 135V134H227ZM230 135V134H229ZM247 135V134H246ZM254 135H256V134H254ZM259 135H260V133H259ZM259 135H258V137L257 138H259ZM0 136V137H1ZM6 136H9V135H6ZM12 136V135H11ZM22 136V135H21ZM60 136H62V138L63 139H65L66 140V144H67V146L65 145V146H62L61 147V149H60V147H59V149L57 148L58 147V145H57V140L55 139V138H59V140H60ZM127 136V138H132V136L131 137H128ZM185 136V135H184ZM191 136V135H190ZM192 136H193V134H192ZM196 136V135H195ZM205 136V135H204ZM233 136V137H234ZM250 136V135H249ZM249 136H248V139H249ZM260 136H262V135H260ZM19 137V136H18ZM88 137H89V135L87 136V138L86 139H88ZM104 137V136H103ZM147 137H149V136H147ZM164 137V136H163ZM202 137V136H201ZM209 137H210V135H209ZM213 137V138H214ZM219 137V136H218ZM220 137H221V134H220ZM219 137V138H220ZM224 137H226V136H224ZM232 137V138H233ZM236 137H239V135L237 136L236 135ZM253 137V136H252ZM3 139L5 138V139H7L6 137H2ZM11 138V137H10ZM9 138V139H10ZM20 138V137H19ZM57 138V139H58ZM61 138V139H62ZM218 138V139H219ZM241 138V137H240ZM256 138V139H257ZM261 138V137H260ZM100 139V138H99ZM101 139H102V137H101ZM116 139V140H117ZM190 139V138H189ZM196 139V138H195ZM199 139V138H198ZM212 139V138H211ZM210 139V140H211ZM216 139V138H215ZM214 139V141L216 142V140ZM222 139V138H221ZM235 139H237L238 140V138H235ZM234 139V140H235ZM251 140H252V138H250ZM254 139H255V137H254ZM255 139V140H256ZM14 140V139H13ZM65 140H64V143H65ZM108 140H109V137H108ZM108 140H106V143L107 142H109ZM126 140V139H125ZM131 140V139H130ZM132 140H135V139H132ZM136 140H138V139H136ZM169 140V139H168ZM223 140H224V138H223ZM222 140V141H223ZM236 140V141H237ZM250 140V141H251ZM6 141V140H5ZM9 140H7L6 142H8ZM41 141V140H40ZM99 141V140H98ZM129 141V140H128ZM191 141H192V139H191ZM213 141V142H214ZM219 141V140H218ZM221 141V140H220ZM228 140L226 139V142H227ZM243 141H244V139H243ZM242 141V142H243ZM247 141V137H246V140H245V142ZM257 141V140H256ZM2 142V141H1ZM18 142V141H17ZM58 142H60V141H58ZM63 141L61 140V142H60V144L62 143ZM101 142V141H100ZM136 142V141H135ZM205 142V141H204ZM214 142V143H215ZM225 142V143H226ZM233 142V141H232ZM239 142V141H238ZM237 142V143H238ZM254 142V141H253ZM10 143V142H9ZM8 143V144H9ZM39 143V144H40ZM64 143H62V144H64ZM88 143H89V141H88ZM92 143V142H91ZM103 143H104V141H103ZM102 143V144H103ZM111 143V142H110ZM137 143V142H136ZM135 143V144H136ZM193 143V142H192ZM196 143V142H195ZM219 143V142H218ZM224 143V142H223ZM228 143H229V141H228ZM228 143H227V145H228ZM247 143V142H246ZM248 143H250V142H248ZM251 143H252V141H251ZM261 143H262V141H261ZM264 143V142H263ZM2 143H0V145H1ZM93 144V143H92ZM97 144V143H96ZM113 144H114V140H113ZM116 145V147H114V149L115 148H122L121 147V145L122 144H117V143H115ZM200 144V143H199ZM216 144V143H215ZM230 144V143H229ZM234 144V143H233ZM253 144H255V143H253ZM257 144L259 145V143H257L256 142V146H257ZM6 145V144H5ZM87 145V144H86ZM100 145V144H99ZM110 145H112V144H110ZM110 145H108V146H110ZM133 145V144H132ZM167 145V144H166ZM207 145V144H206ZM220 145H224V144H220ZM219 145V147H221ZM235 145V144H234ZM240 145V144H239ZM249 145H251V144H249ZM248 145V146H249ZM261 145V144H260ZM259 145V146H260ZM107 146V145H106ZM105 146V147H106ZM114 146V145H113ZM128 146V145H127ZM131 146V145H130ZM135 146V145H134ZM136 146H138L139 147V145H136ZM225 146V145H224ZM230 146H231V144H230ZM246 146V145H245ZM255 146V145H254ZM254 146H253V148H254ZM256 146H255V148L254 149H256V151H255V153L257 152V148H256ZM264 146V145H263ZM10 147V146H9ZM39 147V146H38ZM63 147H65V149H62ZM104 147V146H103ZM133 147V146H132ZM215 147H217V146H215ZM223 147V146H222ZM228 147V146H227ZM238 147H240V146H238ZM262 147V146H261ZM1 148V147H0ZM11 148H13V147H11ZM190 148V147H189ZM206 148V147H205ZM225 148V147H224ZM231 148V147H230ZM246 148V147H245ZM260 148V147H259ZM264 148V147H263ZM263 148H262V150H263ZM86 149V148H85ZM84 149V150H85ZM130 149V148H129ZM132 149V148H131ZM133 149H134V147H133ZM132 149V150H133ZM135 149H136V147H135ZM139 149V148H138ZM138 149H137V151H138ZM142 149L143 150H145V148L144 147H142ZM198 149V148H197ZM216 149V148H215ZM221 148H218V150H220ZM223 149V148H222ZM239 149V148H238ZM247 149H248V147H247ZM246 149V150H247ZM2 150V149H1ZM140 150V149H139ZM217 150V151H218ZM224 150V149H223ZM226 150H228V149H226ZM261 150V151H262ZM5 151H6V149H5ZM129 151V150H128ZM127 151V152H128ZM134 151V150H133ZM137 151H135L138 155H139V153L137 152ZM222 151V150H221ZM219 152V154L221 153V155H222V153L223 152ZM225 151V150H224ZM244 151V150H243ZM249 151V150H248ZM248 151H247V153H248ZM251 151H254V150H251ZM259 151V150H258ZM195 152H198V151H195ZM194 152V153H195ZM230 152V151H229ZM229 152H228V154H229ZM233 152V151H232ZM246 152V151H245ZM262 152H264V151H262ZM8 153V154H9ZM26 153H27V155H31L32 156V154H28V150L26 151ZM26 153H25V158H26ZM30 153V152H29ZM38 153V152H37ZM39 153H41V152H39ZM129 153V152H128ZM131 153H133L134 154V152H132L131 151ZM131 153H129V154H131ZM136 153H135V155H136ZM143 153V152H142ZM141 153V155H143L144 156V154H142ZM148 153V149H147V152H146V154ZM149 153H150V151H149ZM149 153H148V155H149ZM152 153H154V152H152ZM151 153V154H152ZM157 153V152H156ZM210 153V152H209ZM215 153H217V152H215ZM231 153V152H230ZM249 153H250V151H249ZM248 153V154H249ZM252 153V152H251ZM6 154H7V152H6ZM21 154V155H20ZM97 154V153H96ZM107 154V153H106ZM127 154V153H126ZM133 154H131L132 156H134ZM211 154V153H210ZM219 154L217 153V155H218V157H219ZM224 154V153H223ZM243 154V153H242ZM262 154H264V153H261V155ZM5 155V154H4ZM23 155V156H22ZM36 155V154H35ZM93 155V154H92ZM138 155H136V156H138ZM140 155V156H141ZM154 155V154H153ZM195 155V154H194ZM216 155V154H215ZM216 155V156H217ZM230 155V154H229ZM244 155H247L246 153L244 154ZM251 155H253V153L251 154ZM261 155H260V157H261ZM7 156V155H6ZM20 156H22V157H20ZM37 156V155H36ZM97 156V155H96ZM132 156H131V159H132ZM141 157V158H143L144 159V157ZM152 156V155H151ZM157 156H158V154H157ZM253 156H256L255 154L253 155ZM264 156V155H263ZM19 157H20V159H19ZM125 157L126 158H128L126 155H125ZM146 157V156H145ZM197 157H199V156H197ZM223 157V156H222ZM246 157V156H245ZM244 157V158H245ZM248 157V156H247ZM246 157V159H248ZM257 157H259L258 155H257ZM260 157H259V159H260ZM22 158V159H23ZM25 158H24V160H20L22 163H21V165L23 164L24 165V167H26L25 166V164H24V162L23 161H25ZM37 158V157H36ZM36 158H34V161L36 162ZM93 158V157H92ZM91 158V159H92ZM147 158V157H146ZM146 158H145V161H147L146 160ZM225 158V156L223 157V159ZM234 158V157H233ZM239 158V157H238ZM251 157L249 156V159H250ZM28 159V158H27ZM40 159H41V157H40ZM95 159V158H94ZM101 159V158H100ZM99 159V160H100ZM104 159V158H103ZM179 159V158H178ZM220 159V158H219ZM226 159V158H225ZM93 160V159H92ZM91 160V161H92ZM129 160V159H128ZM137 160H138V158H137ZM251 160H253L252 158H251ZM258 160V159H257ZM264 160V159H263ZM263 160H262V162L260 161V163L258 164V162H256L257 164H256V166H257V168H258V170L259 171H257V170H255V171H257V172H259V178H260V180H262L261 181V185H263L264 186V163H263ZM16 161V160H15ZM19 161V162H20ZM30 161V160H29ZM40 161V160H39ZM130 161V160H129ZM132 161V165H133V163H135V162H133V160H131ZM130 161V162H131ZM135 161V160H134ZM143 161V160H142ZM144 161V162H145ZM159 161V160H158ZM170 161V160H169ZM192 161V160H191ZM227 161H228V159H227ZM233 161V160H232ZM243 161V160H242ZM249 161V160H248ZM248 161H247V163H248ZM254 161V160H253ZM12 162V161H11ZM13 162H14V159H13ZM13 162H12V164H13ZM25 162H27V161H25ZM138 162V161H137ZM136 162V163H137ZM193 162V161H192ZM216 162H218V161H216ZM220 162V161H219ZM222 162V161H221ZM220 162V163H221ZM225 162V161H224ZM223 162V163H224ZM244 162V161H243ZM250 162H252V161H250ZM17 163L15 164V165H13V166H15L16 168H18V166H17ZM127 163H129V162H127ZM139 163V162H138ZM158 163V162H157ZM222 163V164H223ZM238 163H239V161H238ZM240 163H242V162H240ZM239 163V164H240ZM254 164H255V162H253ZM252 163V164H253ZM11 164V165H12ZM20 164V163H19ZM18 164V165H19ZM33 164H34V166H36V163H34L33 162ZM130 164V163H129ZM140 164V163H139ZM138 164V165H139ZM142 164V163H141ZM145 164V163H144ZM217 164V163H216ZM225 164V163H224ZM223 164V165H224ZM252 164H250L251 166H253L252 167V169H251V167L249 166V163H248V166H249V169H251V170H249V171H251L252 172V170H253V168H254V165H252ZM10 165V163H9V166H11ZM22 165V166H23ZM137 165V164H136ZM146 165V164H145ZM153 165H155V164H153ZM158 165V164H157ZM160 165V164H159ZM158 165V166H159ZM244 164H242V166H243ZM20 166V165H19ZM156 166V165H155ZM219 165L217 164V167H218ZM221 166V165H220ZM226 166V165H225ZM236 166V165H235ZM239 166V165H238ZM237 166V167H238ZM21 167V166H20ZM19 167V168H20ZM118 167V168H117ZM135 167V166H134ZM138 167V166H137ZM139 167H142V166H139ZM228 167V166H227ZM245 167V166H244ZM16 168H15V170H16ZM19 168L17 169L18 170V172H19ZM22 169H24L23 167H21ZM29 168V167H28ZM27 168V169H28ZM109 168V167H108ZM120 168H121V166H120ZM136 168V167H135ZM144 168V167H143ZM183 168V167H182ZM197 168H198V165H197ZM219 169H220V167H218ZM233 168V167H232ZM231 168V169H232ZM242 168V167H241ZM238 169V170H240V171H242V169ZM248 168V167H247ZM256 168V169H257ZM9 169V170H10ZM27 169H26V173L28 172L27 171ZM94 169V168H93ZM97 169H99V174H98V171H97ZM110 169V168H109ZM137 169V168H136ZM157 169V168H156ZM223 170H224V168H222ZM221 169V170H222ZM230 169V170H231ZM235 169V168H234ZM21 170V169H20ZM25 170V169H24ZM23 170V171H24ZM135 170V169H134ZM138 170V169H137ZM137 170H135L136 172H137ZM201 170V169H200ZM199 170V171H200ZM218 169H216V171H217ZM222 170V171H223ZM228 170V169H227ZM230 170H228V171H230ZM237 170V171H238ZM245 171V174H246V169H244ZM144 171H145V169H144ZM147 172L149 171V170H146ZM145 171V172H146ZM151 171V170H150ZM157 171V170H156ZM199 171H198V173H199ZM226 171V170H225ZM233 172V175H230L229 176V174L227 175L229 178H230V182H229V184H230V190H228L227 189V194L226 195H228V192L230 191V193L229 194H231V197H232V204L231 205H229L230 207H228L227 206V208H229V215L227 216L226 215V217H228V221H226V222H228V223H226L225 224V222H224V224L226 225V226H228V228L226 227V229L228 230V232H230L229 234H230V240H232L233 242H234V246L235 247H233V248H231V251H229L231 254H232V256L230 257V255L231 254H229V252H228V255H229V257H230V259L232 260L231 262H232V264H236V260H235V255H237L238 254V256L243 260V264H254V260H253V255L251 254V252L252 251H254V250H252L251 251V249L252 248H254V247H252L251 249H250V244H251V242H252V240H253V235H252V237L250 238L249 236H251V234H249L248 233V230H247V232H246V234L248 233L249 235H248V238L247 237H244L241 233H242V227H243V224L242 223H244V218H243V215L245 216V218L250 222V220L249 219H251V215H252V213H254L253 211H252V213H251V207H252V204L254 203V197H255V195L259 192H257L256 190L260 187H258L257 188V186H258V184H257V182H255L254 180L257 178H255V179H253V177H254V175L253 176H251L252 175V173H250V172H248V170H247V175H244L242 172ZM16 173V174H22V173ZM21 172V171H20ZM118 172V173H117ZM132 172V173H131ZM143 172V171H142ZM219 172H220V175H221V173H224V172H221L220 170H219ZM231 172V171H230ZM257 172H256V175H257ZM25 173V172H24ZM29 173V172H28ZM139 173H140V171H139ZM144 173V172H143ZM143 173H142V176H143ZM150 173V172H149ZM155 173V172H154ZM200 173H202V172H200ZM216 173H218V172H216ZM228 172L226 171V174H227ZM251 174L250 175V177H252V178H249V176H248V174ZM255 173V172H254ZM109 174V173H108ZM129 174H130V176H129ZM147 174V173H146ZM170 174V173H169ZM210 172H209V177H210ZM225 174V173H224ZM226 174H225V179H226ZM231 174H232V172H231ZM63 175V176H62ZM137 175H138V173H137ZM141 175V174H140ZM139 175V176H140ZM150 175V174H149ZM148 175V176H149ZM152 175H154L153 173H152ZM198 175V174H197ZM200 175L201 174H199V177H200ZM203 175V174H202ZM211 175H213V174H211ZM215 176H216V174H214ZM255 175V176H256ZM134 176H136V175H134ZM155 176V175H154ZM190 176V175H189ZM194 176V175H193ZM205 175H203V177H204ZM219 175L217 174V178L218 179H220L219 177H218ZM248 176V177H247ZM64 177V178H63ZM108 177V176H107ZM150 178H151V176H149ZM149 177H148V180H149ZM198 177V178H199ZM208 176H207V180L206 179H204V180H202V182L201 183H199V184H202V187H203V191H202V189H201V191H202V193H201V198H200V200L199 201H202L203 200V202L205 203V205H203L204 207L203 208H205V210H204V213L203 214H201L202 213V211H201V209H203V208H201L202 206H201V204L199 205L198 204V206L197 205H194L195 204V202H194V204H193V210L191 209V211L194 213V214H192V220H193V224H194V226H193V228L195 227V224H196V226L199 228H201L202 226V224L204 225V219H205V217H206V214H207V212H208V210H209V208H208V206H210V204L211 203H213V204H215V205H217L218 206V203L216 204V203H214L212 200H210V197H212L213 196V194H212V192L211 191H213V186L210 184V187L212 186L213 188H212V190H209L208 188H207V183H208V180H209V182H210V180L212 181V180H214L213 178H209ZM222 177V176H221ZM223 177H224V175H223ZM20 178H22V176L20 177ZM106 178V177H105ZM127 178V179H126ZM131 178V177H130ZM140 178H141V176H140ZM143 178H144V176H143ZM111 179V178H110ZM118 179V180H117ZM142 179V178H141ZM152 179V178H151ZM155 179V178H154ZM154 179H152V180H150L151 182L154 180ZM203 179V178H202ZM218 179L216 180V181H218ZM224 179V178H223ZM224 179V180H225ZM228 179V178H227ZM226 179V180H227ZM134 180H135V177H134ZM133 179H132V181H134ZM137 180V179H136ZM135 180V181H136ZM139 180V179H138ZM145 180V179H144ZM143 180V181H144ZM147 180V181H148ZM197 180V179H196ZM221 180V182H220V184L222 183V178L220 179ZM219 180V181H220ZM225 180V181H226ZM229 180V179H228ZM227 180V181H228ZM259 180V179H258ZM259 180V181H260ZM103 181V180H102ZM108 181H110L109 179H108ZM128 181V180H127ZM131 181V180H130ZM140 181H142V180H140ZM140 181H138V182H140ZM142 181V182H143ZM147 181H145V182H143V183H146ZM149 181V182H150ZM199 182H200V180H198ZM197 181V182H198ZM206 181H207V183H206ZM218 181V182H219ZM259 181H258V183H259ZM87 182H90L89 184H91V192L89 191V189H88V184H87ZM104 182H105V180H104ZM104 182H102V183H104ZM126 182V181H125ZM129 182V181H128ZM153 182H155V181H153ZM157 182V181H156ZM213 182V181H212ZM212 182H210V183H212ZM217 182V183H218ZM67 183V182H66ZM100 184H101V182H99ZM214 183V182H213ZM226 183H228V182H226ZM62 184H64V185H62ZM109 185L110 184H112L111 182L110 183H108ZM107 184V185H108ZM124 184V183H123ZM130 184V183H129ZM132 184L133 185H138L139 183H137V184H135V182H132ZM131 184V185H132ZM149 184V183H148ZM106 184L104 185V186H107ZM130 185V186H131ZM141 186H142V189H144L143 188V184H140ZM139 185V186H140ZM146 184H144V186H145ZM196 185H197V183H196ZM215 185H216V183H215ZM222 185L223 186H225V183L223 184L222 183ZM228 185V184H227ZM226 185V186H227ZM103 186V184H102V187H104ZM121 186H122V183H121ZM217 186V185H216ZM215 186V188L217 189V187ZM56 187H58V186H56ZM55 187V188H56ZM62 187H61V189H62ZM110 187V186H109ZM125 186V184H124V188L123 189H125V190H127L128 189V187H129V185H128V187H126ZM135 187V186H134ZM148 187H149V185H148ZM150 187H151V185H150ZM149 187V188H150ZM152 187H154L153 185H152ZM198 187H200V188H202L201 187V185L200 186H198ZM60 188V187H59ZM65 189H67L66 187H64ZM63 188V189H64ZM111 188H109V189H111ZM117 188V187H116ZM122 188V187H121ZM120 188V189H121ZM133 188V187H132ZM131 188V189H132ZM135 188H137V187H135ZM215 188H214V190H215ZM219 188V187H218ZM224 188V187H223ZM62 189V191L64 192V190ZM120 189L119 190H117V191H119L118 193L120 194L121 192H120ZM130 188H129V190H130V193H132V190H131ZM142 189H141V191H142ZM146 189H148V188H146ZM151 189V188H150ZM153 189V188H152ZM225 189V188H224ZM224 189H221V191L222 190H224ZM260 189L262 190V189H264V188H262V187H260ZM25 191L26 193H24L23 195H22V191ZM56 190V189H55ZM54 190V191H55ZM122 190V189H121ZM137 190H140V188H138ZM149 190V189H148ZM200 190V189H199ZM198 190V191H199ZM219 190V191H218ZM217 191L218 192H220V189H218ZM259 190V189H258ZM260 190V191H261ZM58 191L59 190H57V193H58ZM109 191V190H108ZM124 191V190H123ZM122 191V193H126L127 194V192H123ZM134 191V193H135V191H136V189H134L133 190ZM144 191V190H143ZM147 190H145L144 191V193L146 192ZM150 191H152V190H150ZM149 191V192H150ZM197 191V192H198ZM225 191H226V189H225ZM60 192H61V190H60ZM138 192V191H137ZM148 192V191H147ZM155 192V191H154ZM214 192V191H213ZM218 192H217V194H218ZM222 192H224V191H222ZM221 192V193H222ZM255 192H257V193H255ZM262 192H264V191H262ZM53 193H54V195H53ZM65 193V192H64ZM67 193V192H66ZM105 193H106V195H105ZM128 193H129V191H128ZM139 193V192H138ZM141 193V192H140ZM140 193H139V196H140ZM143 193V192H142ZM215 193H216V190H215ZM214 193V194H215ZM261 193V192H260ZM133 194V193H132ZM136 194V193H135ZM146 194H148V193H146ZM151 194V193H150ZM149 194V195H150ZM154 194V193H153ZM198 194V193H197ZM211 194H212V196H211ZM220 194V193H219ZM223 194L224 193H222V196H223ZM21 195V196H20ZM57 195V197L59 196V198L60 199H62V197H60L61 195H60V193H59V195L58 194H56ZM116 195H115V198H116ZM122 195V194H121ZM120 195V196H121ZM128 195V194H127ZM130 195V194H129ZM138 195V194H137ZM144 195V194H143ZM225 195V194H224ZM263 195V194H262ZM23 196H25V197H23ZM126 196V195H125ZM131 196V195H130ZM139 196H138V198H139ZM148 196V195H147ZM151 196V195H150ZM150 196L149 197H147V198H150ZM154 196V195H153ZM216 196V195H215ZM258 195H256V197H257ZM264 196V195H263ZM261 197L262 198V201H263V198L264 197ZM56 196H54V198H55ZM66 197V195H65V198H67ZM132 197V196H131ZM133 197H135L134 196V194H133ZM157 197V196H156ZM198 197H200V196H198ZM217 197H220V196H217ZM225 197V196H224ZM228 197H229V195H228ZM67 198V199H68ZM112 197H110V199H111ZM113 198H114V196H113ZM123 198V197H122ZM138 198L136 197V200H138ZM141 198H142V196H141ZM213 198H214V196H213ZM213 198H211V199H213ZM223 198V197H222ZM226 198H227V196H226ZM225 198V199H226ZM260 198V199H261ZM67 199H66V201H67ZM128 199H129V196H128ZM156 199V198H155ZM154 198L153 199H151V201L153 200H155ZM197 199H199V198H197ZM219 199V198H218ZM224 199V200H225ZM228 199V198H227ZM226 199V200H227ZM247 199V201H245ZM54 200H57V199H54ZM145 200L146 201H148L146 198H145ZM209 200L210 201H212L210 204H209ZM213 200H217V199H213ZM219 200H223V199H219ZM229 200V199H228ZM235 200H236V202H235ZM257 200H258V202H260L261 200H259V197H258V199H256V201H255V204L257 203ZM58 201V200H57ZM125 201V200H124ZM127 201L128 200H126V202L124 203V204H120V203H117L118 205L120 204V211L119 212H122L124 209H125V207H126V204H127ZM131 201V200H130ZM135 201V200H134ZM139 201H140V198H139ZM138 201V202H139ZM150 201V200H149ZM148 201V202H149ZM152 201V202H153ZM229 201H231V200H229ZM238 201V202H237ZM129 202V201H128ZM137 202V203H138ZM142 202V201H141ZM220 202V201H219ZM227 202V201H226ZM245 202H247V203H245ZM8 203V205H9V208L11 207V211H12V215H14V219L16 220L15 221V224L13 225V223L11 222V224H12V226H7V225H5V224H3V221H4V219H5V214H7L6 213V210H5V206L4 205H6ZM59 203H60V201H59ZM147 203V202H146ZM153 203H155V202H153ZM197 203V202H196ZM198 203H201V202H198ZM203 203V204H204ZM56 204H58V202L56 203L55 202V205ZM62 204H64V200H63V203ZM72 204H70V206L72 205ZM112 204H115V202L114 203H112ZM112 204H111V206H109V208H111L112 207ZM116 204V205H117ZM129 204V203H128ZM191 204V205H192ZM220 205H223V202H222V204L221 203H219ZM227 204V203H226ZM245 204H247L246 206H245ZM65 205V204H64ZM63 205V208L67 205H65L64 206ZM69 205V204H68ZM110 205V204H109ZM132 205H133V202H132ZM135 205H136V203H135ZM138 205H140V206H142V208L144 207L143 205H141V204H139L138 203ZM156 205V204H155ZM242 205H244L243 207H242ZM257 205V204H256ZM263 205V204H262ZM261 205V206H262ZM7 206V205H6ZM60 206V205H59ZM59 206H58V208H59ZM201 206V207H200ZM214 206V205H213ZM224 206V205H223ZM264 206V205H263ZM25 207L23 208V209H25ZM52 207H53V205H52ZM68 207V206H67ZM116 207V206H115ZM118 207V206H117ZM129 206H127V208H128ZM139 207V206H138ZM153 207V206H152ZM208 209H207V208ZM225 207V206H224ZM54 208V207H53ZM53 208H50V209H52L53 210ZM57 208V209H58ZM70 208V207H69ZM126 208V209H127ZM141 208V207H140ZM140 208H138V209H136V210H138V211H142ZM148 208V207H147ZM146 208V209H147ZM200 210H199V209ZM212 208V207H211ZM256 208H257V206H256ZM21 209V208H20ZM23 209H21V210H23ZM26 209V210H27ZM60 210H61V207L59 208ZM64 209H66V207L64 208ZM68 209V208H67ZM71 209V208H70ZM112 209V208H111ZM111 209H109V210H111ZM145 209V211H147V210H150V209H147L146 210ZM154 209V212H155V209H157L156 207L155 208H153ZM215 209H217L218 210V207H215ZM214 209V210H215ZM257 209H259V206H258V208ZM257 209H254V211L256 210V211H258ZM9 210V209H8ZM59 210V211H60ZM129 210H130V208H129ZM134 210V209H133ZM152 210V209H151ZM150 210V211H151ZM211 210V209H210ZM210 210H209V212H210ZM213 210V211H214ZM216 210V211H217ZM220 210V209H219ZM218 210V211H219ZM221 210H223V212L224 211H226L227 212V210L225 209L224 210V208L223 209H221ZM260 210V213H262L261 215H263V213H264V211L262 210V209H259ZM54 211H56V208H54ZM62 211V210H61ZM66 211V210H65ZM64 210H63V212L62 213H64L65 212ZM113 211H114V207H113ZM131 211V210H130ZM153 211V210H152ZM191 211L189 212V214H191ZM199 211H201V212H199ZM212 211V210H211ZM215 211V212H216ZM261 211H263V212H261ZM58 212V211H57ZM55 213L54 212V214H57V216L59 215L58 213ZM115 212V211H114ZM157 212V211H156ZM155 212V213H156ZM208 212V213H209ZM214 212V213H215ZM14 213V214H13ZM22 213H23V211H22ZM29 213V212H28ZM110 213V212H109ZM113 212L111 211V214H112ZM123 213V212H122ZM127 213H128V211H125V213L124 214H126L125 216L126 217H128L129 216V214H131L130 212L128 213V216H127ZM135 212L133 211V214H134ZM136 213H138V212H136ZM147 213V212H146ZM148 213H149V211H148ZM152 213V212H151ZM150 213V214H151ZM217 213V212H216ZM216 213H215V215H216ZM256 213V212H255ZM259 213V211H258V214H260ZM19 214V213H18ZM23 214H25V213H23ZM26 214H27V212H26ZM30 214V213H29ZM54 214H52V215H54ZM94 214L99 218V222H98V226H100V228H101V231H103V232H101L100 231V234L98 233V235L97 236H103L102 235V233L105 235L103 238H105V241H106V239H109L110 240V244H106L105 243V241H103L102 239H100V241H98V242H101V240L103 241V243H99L100 245H98V242L95 240H91V239H94V238H92L93 236H94V232H96V228H99V227H96V224L94 223V220L96 221V219H98V218H96L95 219V216H94ZM141 214H142V212H141ZM189 214H187V215H189ZM218 214V213H217ZM221 214V216H219V218L222 220V213H221V211H220V213L218 214V215H220ZM224 214H226V213H224ZM50 215V214H49ZM48 215V216H49ZM64 215H65V213H64ZM67 215V214H66ZM65 215V216H66ZM108 215H110L109 216V218H107L108 217ZM120 216H121V214H119ZM138 215H139V213H138ZM145 215H148V214H145ZM145 215H143V216H145ZM203 215H205V216H203ZM209 215H210V213H209ZM208 215V216H209ZM218 215H216V216H218ZM29 217H30V215H28ZM36 216V217H35ZM43 216V217H42ZM51 216V215H50ZM49 216V217H50ZM56 216V217H57ZM59 216H62L61 214L59 215ZM113 216H114V214H113ZM116 216V215H115ZM115 216H114V218H115ZM124 216V217H125ZM134 216H135V214H134ZM153 216H154V214H153ZM152 216V217H153ZM157 216V215H156ZM190 216V215H189ZM207 216V217H208ZM211 216V215H210ZM209 216V217H210ZM213 216V215H212ZM212 216H211V218H210V220L208 219V218H206V220H207V224H209L210 223V221L212 220ZM215 216V217H216ZM225 216V215H224ZM28 217V218H29ZM49 217H48V219H49ZM53 217V216H52ZM123 217V216H122ZM139 217V216H138ZM141 217V216H140ZM214 216H213V218H215ZM256 217H258V216H256ZM256 217H253V219H255ZM264 216H262V218H263ZM8 218V217H7ZM12 218V219H13ZM114 218H113V220H114ZM117 218V217H116ZM130 218V217H129ZM131 218H135V217H131ZM155 218V217H154ZM157 218V217H156ZM261 218V217H260ZM260 218H258V219H260ZM31 218H29V220H30ZM44 219H43V221H44ZM55 219H57V218H54V220ZM127 219V218H126ZM126 219H124V220H126ZM218 219V218H217ZM217 219H213V220H215V221H217ZM224 219V218H223ZM49 220H51V219H49ZM59 220V219H58ZM112 220V219H111ZM110 220V221H111ZM132 220V219H131ZM130 220V221H131ZM157 220H159L158 218H157ZM212 220V221H213ZM220 220V221H221ZM256 220V219H255ZM263 220V219H262ZM7 221V220H6ZM24 221V220H23ZM26 221H28V219L26 220ZM31 221L32 220H30V224H31ZM36 221V220H35ZM47 221V220H46ZM60 221V220H59ZM132 221H135L134 223H136V221H137V218H136V220H132ZM132 221H131V223L130 224H132ZM140 221V220H139ZM214 221V222H215ZM253 222H255L254 224H256L257 225V223H256V221H254V220H252ZM260 221H261V219H260ZM259 220H258V222H260ZM9 222V221H8ZM22 222V221H21ZM25 222V221H24ZM33 222H34V219H33ZM33 222H32V224H33ZM39 222H42L41 220L39 221ZM38 222V225L40 224ZM51 222V221H50ZM53 222V221H52ZM55 222V221H54ZM53 222V223H54ZM56 222H58V221H56ZM105 222H107V224H108V222H109V226H110V228L108 229V227L109 226H107L106 225V223ZM209 222V223H208ZM248 222V223H249ZM27 223V222H26ZM46 223H48L49 224V221L48 222H46ZM113 223V222H112ZM116 223V222H115ZM192 223V222H191ZM216 223V222H215ZM215 223H212L211 222V224H215ZM218 223V222H217ZM216 223V224H217ZM221 223V222H220ZM262 223H264L263 221H262ZM9 224V223H8ZM35 222H34V228L36 227L37 228V226L38 225H36L35 226ZM45 224V223H44ZM43 224V225H44ZM52 224V223H51ZM54 224H56V223H54ZM63 224V225H64ZM157 224V225H156ZM224 224H223V226H224ZM245 224V223H244ZM253 224V225H254ZM43 225H41L40 224V226H42L43 227ZM58 225H59V223H58ZM62 225V226H63ZM104 225H106L107 226V228L105 227L104 228ZM155 225L157 226V227H160V226H158V222H155ZM218 225V224H217ZM251 225H252V223H251ZM252 225V227L254 228V226ZM262 225V224H261ZM39 226V227H40ZM46 226H49V225H46ZM52 226V225H51ZM50 226V227H51ZM61 226V225H60ZM122 226V225H121ZM166 226V225H165ZM164 226V227H165ZM212 226V225H211ZM211 226H210V230H211ZM216 226V225H215ZM222 226V227H223ZM245 226V228L247 227L246 225H244ZM248 226L250 227V224H248ZM264 226V225H263ZM262 226V227H263ZM57 226H53V230H54V228H56ZM131 227V226H130ZM167 227V226H166ZM214 227V226H213ZM213 227H212V229H213ZM29 228H31L32 229V227H29ZM41 228V227H40ZM57 228H59V227H57ZM56 228V229H57ZM199 228V229H200ZM206 228H207V226H206ZM209 228V227H208ZM258 228H259V226H258ZM264 228V227H263ZM64 229H65V227H64ZM133 229V228H132ZM167 229V228H166ZM165 229V230H166ZM255 229H256V227H255ZM33 230V229H32ZM32 230H29V233H31L30 231H32ZM39 230V229H38ZM53 230H52V227H51V233H50V229L48 228V227H46V230H45V228H44V231H43V229L42 230H39V232H40V234H38L37 232H35V230L33 231V232H35L34 234H33V232L31 233V234H28V235H30L29 237H31V238H29V237H27V234H26V236H24V237H27L28 239H31V241H33V236H32V234L35 236V234H36V236H35V240H34V242L32 243V246H33V248H34V252H35V258H34V262L32 263L31 261H29V260H27V261H29V262H31V263H29V264H52V260H53V264L56 262V261H61L60 263L61 264H72L71 262H70V260H69V253H68V248L69 247H67V244L70 242L69 241V236L67 235V238H68V243L65 241V240H63V238H64V236H63V238H62V234L60 235V230H59V232H53ZM99 230V229H98ZM97 230V231H98ZM118 230V231H117ZM159 230V229H158ZM164 230V231H165ZM196 230H197V228H196ZM208 230V229H207ZM222 230V229H221ZM224 230V229H223ZM227 230H226V232H227ZM244 231H245V229H243ZM260 230L262 231V229L260 228ZM55 231V230H54ZM62 231H64L63 229H62ZM61 231V232H62ZM125 233V236L123 235V234H121V233H123V232ZM129 231H130V233H129ZM154 231H155V235H154ZM161 231H162V229H161ZM164 231L162 232V233H164ZM172 231V230H171ZM179 231V233H181L180 232V230H178ZM209 231V230H208ZM212 231V230H211ZM243 231V232H244ZM67 232V230L65 231V233ZM99 232V231H98ZM204 232H205V228H204ZM204 232L202 233L203 235H204ZM222 232V231H221ZM221 232H220V229H219V227H217L216 226V229H215V227H214V230L212 231V234H213V236H212V234L210 235V233L208 234V232H207V234H205L206 236L203 238V237H197L196 236V238L195 239H197V241L196 242H194V244H195V247H200V245H202L201 244V238H203L204 240H206V237H208L209 238V236L208 235H210V238H211V236H212V238L215 240V242H220L221 241ZM227 232V233H228ZM241 232V233H240ZM250 233H251V231H249ZM255 232V231H254ZM253 232V233H254ZM264 232V231H263ZM12 233H14V234H12ZM97 233V232H96ZM95 233V234H96ZM158 233H159V231H158ZM157 233V234H158ZM166 234H167V231L165 232ZM172 233L173 232H171V235H172ZM194 233V232H193ZM227 233H222V234H227ZM257 233V232H256ZM255 233V234H256ZM118 234H120V236L121 235H123V237H125V239H120L121 240V242L118 240V237H117V240H118V242H116L115 240V238H116V236L118 235ZM130 234V235H129ZM184 234V233H183ZM197 234H198V232H197ZM197 234H195L194 233V235H197ZM246 234H244V235H246ZM260 234H261V232H260ZM64 235V234H63ZM199 235V234H198ZM256 235H258V234H256ZM264 235V234H263ZM262 235V236H263ZM14 236H16V235H14ZM100 236V237H101ZM119 236V235H118ZM134 236V235H133ZM158 236V235H157ZM162 236V237H161ZM161 238H163L164 236L161 234ZM174 236V235H173ZM177 236V235H176ZM193 236V234L191 235V237ZM226 236V235H225ZM21 237V236H20ZM19 237V238H20ZM24 237H21L22 239L24 238ZM96 237V236H95ZM181 237V236H180ZM190 237V238H191ZM195 237V236H194ZM224 237V236H223ZM227 237H229V236H227ZM258 236H256V238H257ZM260 237V236H259ZM264 237V236H263ZM263 237H261V238H263ZM20 238V239H21ZM156 238H158V237H156ZM190 238H188L189 239V243H191L190 241H191V239ZM210 238H209V241H210ZM211 238V239H212ZM226 238V237H225ZM28 239H26V240H28ZM64 239H66V238H64ZM174 239V238H173ZM176 239H178V237H176ZM184 239V238H183ZM194 239V238H193ZM212 239V240H213ZM252 239V240H251ZM138 240H142L144 243H145V245L143 246H140V248H139V246H138ZM157 240H159V239H157ZM179 240V239H178ZM204 240H203V242H204ZM249 240H251V242H249ZM257 240V239H256ZM255 240V241H256ZM262 240V239H261ZM260 240V241H261ZM263 240H264V238H263ZM18 241H19V239H18ZM65 241V242H64ZM92 241V242H91ZM142 241L141 242H139V243H141V244H143L142 243ZM176 241V240H175ZM180 241V240H179ZM207 241H208V239H207ZM208 241V242H209ZM229 241V240H228ZM17 242V241H16ZM22 242H25V241H22L21 240V246L19 247L20 249H18V250H20L21 251V249L23 248V250L25 249V253H27L28 252V249H29V247H30V242H28L27 241V243L25 242V243H23L22 244ZM59 242V244H60V248L58 249L57 248V243ZM148 242V243H147ZM182 242V241H181ZM192 242H193V240H192ZM211 242V241H210ZM232 242V243H233ZM257 242V241H256ZM15 243V244H14ZM19 244H20V242H18ZM71 243H76V244H78L77 242H75V241H72ZM80 243V244H81ZM109 243V242H108ZM174 243V242H173ZM172 243V244H173ZM177 243V242H176ZM176 243H174V245L176 244ZM180 243V242H179ZM178 243V244H179ZM231 243V244H232ZM148 244V245H147ZM168 244V245H167ZM178 244H176V245H178ZM204 244L205 245H207L205 242H204ZM212 244V243H211ZM230 244V245H231ZM23 245V246H22ZM140 245V244H139ZM175 245V246H176ZM181 245V244H180ZM191 245V244H190ZM193 245V244H192ZM191 245V246H192ZM31 246V247H32ZM69 246H73L72 244L70 245L69 244ZM183 246V245H182ZM189 246V245H188ZM255 246V245H254ZM30 247V248H31ZM77 245L74 247V248H76L77 249ZM80 247H81V245H80ZM174 247V246H173ZM176 247H178V246H176ZM181 247V246H180ZM179 247V248H180ZM194 247V245L192 246V247H188V248H193ZM202 247V246H201ZM206 248H207V246H205ZM204 247V248H205ZM216 247V246H215ZM221 244L217 247V251H218V257L220 256L221 258H223L222 260H226L227 258L225 257V256H227L226 255V251H222L221 250ZM7 248H9L10 249V252H12L11 253V255H7L8 253V251L6 252L5 250L7 249ZM14 248V247H13ZM79 248V247H78ZM179 248H177V249H179ZM196 249V251L198 250V252L200 253V250L199 249ZM257 248V245H256V247H255V249ZM258 248H259V244H258ZM262 247L260 246V249H261ZM164 249H166L167 251H165ZM173 249V248H172ZM191 249H190V251L189 252H191ZM225 249H226V247H225ZM260 249H259V251H260ZM12 250V251H11ZM13 250L14 251H16V252H13ZM31 250V249H30ZM87 250V251H88ZM174 250H175V248H174ZM189 250V249H188ZM187 250V251H188ZM195 250V249H194ZM204 250V249H203ZM208 250V249H207ZM258 250V249H257ZM262 250V249H261ZM2 251H5V253H7L6 255H5V253L4 252H2ZM61 251V252H60ZM79 251V250H78ZM90 251V250H89ZM88 251V252H89ZM92 251V252H93ZM130 251V252H129ZM177 251V250H176ZM179 251V250H178ZM263 251L264 250H262L261 252L263 253ZM22 252V251H21ZM29 252H31V251H29ZM72 252V251H71ZM83 252H85V251H83ZM82 251H81V253H83ZM91 252V251H90ZM166 252V253H165ZM189 252L187 253V255L189 254ZM195 252V251H194ZM194 252H191L190 253V255L192 254V253H194ZM203 252L204 251H202V254H203ZM206 252V251H205ZM204 252V253H205ZM208 252V251H207ZM75 253V252H74ZM76 253H77V251H76ZM79 253V252H78ZM177 253V252H176ZM195 253H197V252H195ZM214 253L215 254H217L215 251H214ZM213 253V254H214ZM29 254V253H28ZM93 254V253H92ZM91 253H90V255H92ZM93 254V255H94ZM166 254V255H165ZM169 254V253H168ZM171 254V253H170ZM170 254L168 255V256H170ZM183 254V253H182ZM181 254V255H182ZM201 254V253H200ZM200 254H198V255H196V254H194L195 255V257H198L199 258V255ZM209 254V253H208ZM214 254V255H215ZM81 255V254H80ZM79 255V256H80ZM87 255H88V253H87ZM172 255V254H171ZM184 255H186V254H184ZM210 255V254H209ZM261 255V254H260ZM263 255H264V253H263ZM28 256H30V255H28ZM32 256V255H31ZM30 256V257H31ZM83 256V255H82ZM203 255H201V257H202ZM204 256H205V254H204ZM203 256V257H204ZM217 256H212V258L214 259V257H217ZM224 256V257H223ZM254 256H256L255 255V253H254ZM27 257V256H26ZM34 257V256H33ZM86 257V256H85ZM138 257V256H137ZM190 257H192V256H190ZM189 256L187 257V258H190ZM194 257V256H193ZM200 257V260L202 259ZM220 257H219V260H221L220 259ZM263 257V256H262ZM261 257V258H262ZM20 258V257H19ZM28 258V257H27ZM79 258V257H78ZM81 258V257H80ZM88 258V257H87ZM92 259V257H90L89 256V259ZM100 258V259H99ZM136 258V259H135ZM140 258H141V256H140ZM167 258H169V259H167ZM177 258V259H178ZM186 258V261L187 260H190V259H187ZM208 258V257H207ZM210 258V257H209ZM211 258V259H212ZM224 258H226V259H224ZM257 258V257H256ZM261 258H260V261H262L261 260ZM264 258V257H263ZM18 259V258H17ZM86 259V258H85ZM134 259V260H133ZM181 259L182 258H180V261H181ZM193 260H194V258H192ZM197 259V258H196ZM195 259V260H196ZM212 259V262H214V261H216L215 259L213 260ZM218 259V258H217ZM241 259H238V260H241ZM255 259V258H254ZM258 259H259V257H258ZM257 259V260H258ZM74 260V259H73ZM81 260V259H80ZM79 260V261H80ZM88 260V259H87ZM183 260H185L184 258H183ZM183 260L181 261V263L183 262ZM194 260V261H195ZM205 260H206V258H205ZM204 260V261H205ZM219 260H217L216 261V263H214V264H217V262L219 261ZM221 260V261H222ZM257 260H256V262H257ZM264 260V259H263ZM89 262H91L90 260H88ZM87 261V262H88ZM92 261V262H93ZM97 260H96V262H98ZM138 261V260H137ZM136 261V262H137ZM140 261H142V260H140ZM198 262H200L199 261V259L197 260ZM201 261H203V259L201 260ZM226 261H228V260H226ZM258 262V264L259 263H261V262ZM19 262V261H18ZM95 262V263H96ZM134 262V263H133ZM185 262V261H184ZM192 262V263H191ZM207 262V261H206ZM211 262V261H210ZM211 262V263H212ZM220 262V261H219ZM223 262V261H222ZM221 262V264H227L225 261V263H222ZM242 262V261H241ZM28 263V262H27ZM79 263H81V262H79ZM94 263V264H95ZM99 263V262H98ZM97 263V264H98ZM100 263H101V261H100ZM99 263V264H100ZM138 263V262H137ZM188 263V262H187ZM190 264H196V261L195 262H193V261H190L189 262ZM209 263V262H208ZM24 264H26L25 262H24ZM56 264V263H55ZM59 264V263H58ZM81 264H85V262L83 261V263H81ZM90 264V263H89ZM139 264V263H138ZM198 264V263H197ZM256 264V263H255ZM262 264V263H261Z\"/></svg>", "mask_w": 264, "mask_h": 264}]
</instances>
